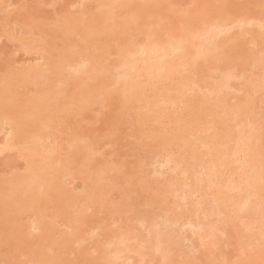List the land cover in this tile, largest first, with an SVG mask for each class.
I'll return each instance as SVG.
<instances>
[{
    "label": "rangeland",
    "instance_id": "rangeland-1",
    "mask_svg": "<svg viewBox=\"0 0 264 264\" xmlns=\"http://www.w3.org/2000/svg\"><path fill=\"white\" fill-rule=\"evenodd\" d=\"M54 1V2H53ZM94 1H96V0H0V87H1V85L3 86H5V87H11L12 88V90H13V88H15V90H17V91H13L15 94H17V98L18 99H14L13 97H12V99H9V97H8V99H3L4 101L5 100H7V101H12V100H15L14 102H13V104H11V106L13 107H17V104L18 105H20L21 103H20V101L21 100H23V101H26V100H28V98H30L31 100L30 101H28V102H30L31 103V101L35 98H37V97H35V95H37L38 93H41V95H39V97H38V99H40V96H41V99H40V102H39V100L38 99H36V100H38V102H36V100H35V103H31V105L29 104V103H27V107H31L32 109H34L35 108V106L34 105H37L36 106V108L37 109H34L36 112H38L39 110H41L42 109V105L44 104V103H46V102H48V100L46 101V99L45 98H50L49 100L50 101H52L53 102V104L57 107V105H56V103H55V100L57 99L56 97H58V100L56 101L58 104H62V103H64V101H65V103L67 102V98L68 97H70V98H72L73 96V98H74V100H77L78 102L80 101V100H78L79 98V96L77 95V92H79V93H81L83 96L85 95V93H88V90L90 89H93L92 91L94 92V89H95V87H96V90L97 89H102L101 88V86L105 83V85H107V87L110 85V83H111V86H109V90H108V88H106V86H105V88H106V90L108 91H105V90H101V91H103V94L102 95H104V93L106 94L107 93V96L112 92V93H116V92H118V90H119V86L118 85H120L121 84V81L123 80V78L125 77L124 76V73L125 74H127L128 72L130 73V74H133L134 73V71L133 72H131V71H128V69H127V66H130V64L129 63H131L130 62V60H132V58L131 57H133V56H135V58H137V57H141L142 58V56H143V54H140L141 52H144V50L146 49H149V48H151L152 46V49L153 50H155L154 52H153V54H155V55H159L158 53H156L159 49H160V47L159 46H165L166 48L168 47L167 45H166V43H172L173 41V37H174V44H172V46H176V44L177 45H179L178 46V48H183V46L182 45H180L179 43H182V42H179L178 40H181L182 39V37L183 36H185V39H186V36L188 35L187 33L189 32V31H187V29L189 28V25H191L194 21L196 22V19H192L193 17L195 18V15H196V17H198V15H200V21H201V23H205V24H203L202 25V27L204 26V28L206 27V32L204 31V30H202L201 28H199L200 27V24H199V22L197 21L195 24H197L196 26H198L196 29L197 30H199V32H201V31H203L205 34H203L202 35V39H204V40H200L199 38H200V36L199 35H201V33H203V32H201L199 35H197L198 36V39H199V42H202V43H200V44H202L201 46H199L200 44H198V40L196 41V44H195V42H190V41H193L194 39H195V37H196V33H199L197 30H195L196 32H195V35H193V33H192V35L194 36V38H193V40H191L190 38H189V41H188V39H187V42H189L190 44L192 43V44H194V45H192L191 44V46L188 44H186L187 46H189V48H191V49H193L192 51H193V54H191V55H193V56H190V51L188 50V48L186 49L189 53H188V57L189 58H192V57H196L198 54H199V56H197V57H202L201 59L203 60V58H207V59H205V60H208L207 61V63L206 64H204L203 63V61H199L200 60V58H198L197 59V62L198 63H196V64H193V65H190V64H192L191 62H188V64H189V66H191V68L192 67H195V68H192V70L187 66V64H186V66L189 68L188 69V71H187V69H186V67L185 66H183V65H185V63H186V61H185V59H183V60H181V61H179V62H176L175 61V63H176V66L178 65V66H180V65H182V67L184 68H180L181 70H183L182 71V73L183 74H181V77H182V75H183V77L185 76V74H186V78H187V80H185V77L183 78V80H185V84H184V82L182 81V78L180 79L183 83V85H185V86H187L188 84H191V83H193V84H195L196 82L198 83H196L195 85H193V88H194V90H193V92L191 91H189L190 89L192 90L193 88L192 87H190L189 86V88L187 87L186 89H184V91H186V92H184L183 91V89H182V87L183 86H181V81H179V80H177V77L175 76L177 73H176V71L177 70H175V72H174V70L172 71L170 68H168L169 69V71H168V69H166L168 72H172L171 74L170 73H168L166 70H164V68H162V67H166L168 64H169V67H172V66H170V65H172V63H170V62H173L172 61V59L171 58H173L174 60L176 59V58H174V57H177L178 55H176V56H174V57H169V58H166V59H163L164 60V62L166 61V62H169V63H167V64H165L164 62H161L162 60H160V63H162V64H159V61H157V62H155V64H156V66L154 65V62H152V63H148L147 65H146V62H145V67H142L143 68V76L142 75H138V74H136V73H134L133 75H134V77L136 78V75H137V78L135 79L134 77H132L133 75H130L131 76V78L133 79V81H131V80H129V73L127 74L128 76V80L131 82V84L132 85H130V82L128 81V83H127V81H125V78H127V77H125L124 78V80L122 81V84L120 85V90L119 91H122L121 93H123V94H119V95H117L118 97L120 96L121 98H124L125 100H127V102L125 101V100H123V99H121V100H123V101H121L120 99H116V98H114V97H117L116 95L114 96V94H110V95H113L112 96V101H114L113 103H115V105L113 104V103H111L110 102V100L108 101V99H107V101L106 100H104V99H102V100H104V101H106L107 103H111V104H113L114 105V107L113 108H111L110 110L108 109V107L107 106H109V105H111L110 103H109V105H107V106H105L106 108H104L102 105H106L105 104V102L104 103H102V104H100L102 101H100V97L101 96H99L97 99H99V101L97 100V99H93V100H91L90 99V96L91 95H86V96H89V99L92 101V103H94V104H89L91 107H89L88 106V104H84V101H86L85 99H84V97H82L83 99H84V101L82 102L83 103V106L84 107H82V112H81V110L79 111L78 109H81V108H77V110L75 109V111H76V114L78 115V113H79V115H80V117L79 116H77L75 113L73 114L75 117H76V119H75V117H73V116H71V115H69V113H67V115H69V116H71L70 118H71V121L69 120V116H66L67 118H68V120L67 119H65V117H64V114H61L60 113V111H59V113L61 114V118H60V114L55 110V108H50V107H52L51 105H50V103L48 104V105H43V107L44 106H50L49 108H47V107H44L45 109H46V111H48L49 113H52L53 115H55V116H57L58 118H56L55 116H53L52 114L50 115V116H45L46 118H44L45 120H48V121H46V123H50V125L51 126H49V124L46 126V123L44 122V120H42L41 122H43V124L42 123H40L39 122V119H40V116H39V114H37V118H31L30 117V115H31V113H33V112H31V113H29V116H27L26 115V112L27 111H29L30 110V107H29V109H27V107H25V112L23 113H21L20 112V110L22 109V111L24 110V107L23 108H21V105L20 106H18L19 108H21L20 110H18L19 111V113H20V117H19V115H18V113H17V115H12L11 116V118H12V123H10V120H8L7 118V122H6V119L4 120V116L6 117V115L5 114H7L8 113V118H9V114H11V113H9L10 111H7V113H1L2 112V110H0L1 112V114L2 115H0V117H2V119H3V122L2 121H0L2 124L1 125H3L2 127H4V128H2L1 126H0V147L2 146V144H5L7 141L6 140H12V142L11 143H14L15 145L17 144L18 146L19 145H21V143H23V141H25V140H28L29 141V139L28 138H30V137H26L25 138V135L24 134H22V133H24L23 131H20V130H17L18 131V135H19V137H17V138H15V139H11V138H9V136L11 135V134H14V135H16L17 133H14V131H16V129H19V128H13V129H15L14 131L13 130H11L10 128H9V126L10 125H14V122L16 121V118L18 117V119L20 118V119H22L23 121H19L18 119H17V121L15 122V123H17L18 121H19V126L17 125V124H15V125H17V127H20V128H22L23 127V129H21V130H24V127L26 126L25 125V121H27V123H29V124H27L28 126H30V122L33 124V126H36L37 127V129L35 128V130L36 131H38V133H40V135H41V138H40V136H39V138H40V140H39V138H37V142H38V140H39V142L41 143H38V144H40L39 145V147L37 146L36 148H32V149H30V151H29V153L28 154H26L27 156L29 155L30 156V154H31V152L33 153L32 155H31V158H30V161H28V166H26L25 165V163H27L26 162V159L29 157H27L26 155L24 156V154L22 153V155H20L21 154V150H22V152H25V151H23V149H25V148H23L22 146V148H21V150H20V153H18L17 151L18 150H16L17 149V147H16V149H14V150H12V151H9L8 149L6 150V152L4 151L3 152V154L1 153V155H0V187H1V184H3V185H5V183H4V181H2L3 179L5 180V182L7 181L5 178H8V176L10 177V178H12V176H13V173H15V175L16 174H19L18 175V177L19 178H21V174H22V177H23V180H25L24 178H26V176H28L27 175V171H28V168L29 169H32V167H34L35 169H40V167L41 166H43L41 163V166H39V161L41 160L42 161V159H44L42 156V154H43V152L45 153V155L47 154L48 155V157H47V162H48V168H47V166H46V170L48 169H50L49 168V163L50 164H52L51 166H56L54 163H52V161H55V159H57V156L59 155L60 157H62L63 159L61 160V158H60V160L61 161H64L65 162V160L66 159H64V158H66L67 156H68V153H69V159L68 160H70L71 159V161L72 162H74V161H76V162H74V164H72V162H70V164L68 163V162H65L64 164L63 163H60V161L57 159L56 161H58V162H56V163H58L57 164V166L55 167V169H56V171L57 172H59V170L58 169H60V167H62L60 170H63L64 169V171L62 172L61 171V173H60V175H62V176H59V173L57 174V173H55V171H54V173L55 174H57V176H59L60 178H58V177H56V175H54V174H52L53 172H52V170H50V174L51 175H53L52 177H51V175H49V174H44V173H42L41 172V174H42V176L44 175L45 177L47 176V175H49V176H47V180H50L49 181V183H53L54 185V189H56V185L58 186V189H56V190H54L53 192L55 193L56 192V194H52L53 196H55V195H57V191H58V196H60V194H62L60 197H63V198H61L62 200H64L65 198H67V200L69 199L70 201L69 202H71V204L73 205L74 203H75V201H77L76 202V204H75V207H74V205L73 206H70V204L69 203H65V202H61L62 200H60V198L58 197V196H55V198L53 197L52 198V201H50V202H48L50 199H51V196L48 194L49 192H51L50 190L51 189H53V186L52 185H48V184H46V182H45V184L44 183H42V186L43 185H45V186H47L48 185V187L49 186H52V188L50 189V188H48V187H46V189L48 188V190H49V192L47 193V194H45L43 197H39V199L40 198H42L41 199V201L39 202L40 203V205L38 204V202H37V206L39 207V209H38V207L37 208H35V211H33L32 209H31V211L30 210H27V211H22L21 213L18 211L17 212V210H16V208L15 207H18V208H20L21 207V205L23 206L24 205V196L25 195H27L26 193H27V190H28V192H31L30 191V187H31V189L33 190V188L35 187H33L32 185L33 184H29L28 186H27V182L28 181H25V183H24V185H23V183H22V185H23V188H22V185L20 184H17L18 185V187H17V185H15V183H14V185L16 186V188L18 189V192L17 193H19L20 191V194H17V195H15V197H14V193L15 192H13V195H12V200L11 201H14V202H17L16 200H18L19 199V196L20 195H22V196H20V197H22V200L21 199H19L20 200V202L18 203V204H21L20 206H17V203H14V206H12V204L10 205L9 203H11V201L8 203V201H7V199L6 200H4V201H7L6 203L4 202V204L3 203H1V204H3V205H1L0 206V211H1V208H4L5 209V204H7L8 206L10 205L11 207L9 208V209H11L12 207H14L15 208V210H13V208H12V212H14V213H11L10 212V214H9V209H8V207L6 206V211H7V215H8V219H7V222L5 223L4 222V218H6L5 216H3V213H6V211L5 210H3V212L1 213V218L3 217V219H0V221L1 220H3L2 222H1V224H0V226H2V227H0L1 229H0V231L2 230V228H3V231H2V233L0 232V264H36V262L37 263H40L41 264V262H44L43 264H60V262L59 261H61V260H63L64 258L63 257H65L66 259H64V261H68V263H66V264H86V263H88V261L90 262V263H92V262H95L97 259V261H101L102 259L105 261V260H107L108 258H110V260L108 259L107 261H109V262H107V263H110L112 260L113 261H115V263H117V264H133L134 262V264H140V262H142L141 260H143V262H142V264L144 263H146V264H149V262H148V260H154V261H150L151 262V264L153 263V262H155V263H153V264H165V261L164 260H166L167 262L166 263H169V264H173V262L174 263H176L175 261H179L182 257H183V259H182V261H184L185 262V264L187 263H189V262H191V261H193V262H191V263H193V264H195L196 262V264H199L200 263V259H201V261H207L208 259L206 258V259H204L205 257H207V256H204L205 254H207L208 255V257H209V259L211 258V260H208L209 261V263L208 264H264V251L263 252H261L262 254H260V252L258 251L259 249H258V247L260 246V248L261 247H263L264 246V239H262V238H260V240H262V243H260V244H258V246L257 245H255L254 243H256L257 241V239H255L254 237H256L257 238V236H258V234L260 233V230H261V234H262V237L264 236V232L262 231L263 230V228H262V223H263V221H264V217H263V215H264V210H263V215H262V212L260 211L261 209H264L263 207H264V201L262 202V196H263V194H264V187H262V186H264V185H262V183H264V173H261V171H263L264 172V162H263V164H262V162L261 161H263L264 160V154H262V152H260V147L259 146H262L263 145V147H261L262 149L261 150H264V141H263V139H264V121L261 123V119L264 117V82H262V81H264V80H262L263 78H261V77H263L264 76V73H261V72H263V71H260V70H263V69H261V67H264V65L263 66H261V64L262 63H264L263 61H264V55L263 56H261V51L264 49V43H263V41H264V38H262L261 37V32L263 31L264 32V27H263V25H264V0L262 1V0H219L220 2L221 1H223V2H221V4L220 5H218V0H198V3H193L192 4V2H194L195 0H164L165 2L167 1L168 2V5L167 6H165V7H167L166 8V10H167V12H169L166 16H165V14H166V12L164 11V10H162L163 8H154V10L155 9H157L158 10V12L160 13V15H159V13H156V15H155V19L153 20V22L152 23H150L151 24V26H153L154 25V23H155V21H156V23H157V25L155 26V27H153V28H156V32L157 33H155V32H153L151 29V32L149 31V33L150 34H148L147 35V33L145 34V33H142V30H141V28H143V29H147L149 26H150V24H149V20H151V18H152V14L154 15V10L152 11V14H150L149 12L150 11H148V13L150 14V16H151V18H149V19H147L146 17H147V15H146V17H144V18H146L148 21H146V22H144L143 20H144V18H142V20L141 19H139L138 21H139V23L137 24V25H135L136 24V22L134 21V20H131V19H133V16L131 17V21L129 20L128 21V18L130 17V14L126 17V15L128 14L126 11L127 10H129L130 12H132V11H135L136 9H138V8H133L132 9V7H134V6H132L133 4H136L137 5V7H139L138 5L141 3V2H143L144 0H136V1H134V2H136V3H134L133 1V3H132V5H130L131 7H128V6H126V4L129 2L130 3V1H123V2H125L124 4V11L123 10H119L120 9V7H122L123 6V2L121 3V2H119L120 4H122V5H120L119 6V3H111V4H108V5H111V6H108V8H107V5H106V7H105V9H104V7H103V9L101 10V12L99 13L98 12V10L100 11V9H101V7L100 6H102V4H104L105 5V3H104V1L105 0H97L96 2H94ZM100 1V2H99ZM139 1V2H138ZM141 1V2H140ZM161 1H163V0H160L159 2H161ZM163 1V2H164ZM170 1V2H169ZM204 1H206L205 2V4H204ZM234 1V2H233ZM99 2V3H98ZM162 2V4H165V2L163 3ZM190 2H191V4H190ZM197 2V1H196ZM207 2H211L210 4V6H215V8H214V10H213V7H212V9H210V10H213V11H210L209 9H207V4H209V3H207ZM213 2H215V3H217L216 5H215V3H213ZM129 3H128V5H129ZM170 3H172V4H170ZM234 3V4H233ZM238 3V4H237ZM118 5V6H116V5ZM131 4V3H130ZM191 6H190V5ZM199 4L200 5H203L202 6V10H201V8L199 7ZM82 5H84V6H82ZM95 5V6H94ZM103 5V6H104ZM135 5V6H136ZM163 5H162V7H164ZM209 6V7H210ZM227 6V7H226ZM232 6V7H231ZM111 7H113V9L111 8ZM197 7H198V9H197ZM232 8V9H230V8ZM238 8V10L240 11H238V10H236V8ZM107 8V9H106ZM110 8H111V10H110ZM117 8V9H116ZM169 8H170V10H171V12L169 11ZM179 8V9H178ZM193 8H195V10L197 9V10H201V11H198L199 12V14H196L197 12H195L193 15H192V12H193ZM200 8V9H199ZM81 9V10H80ZM109 9V10H108ZM165 9V8H164ZM173 9H174V11H173ZM176 9H178V10H176ZM234 9V10H233ZM84 10H86V11H84ZM103 10H104V12H103ZM108 10V11H107ZM119 11V13L121 12V14H119V15H116L118 18H116L115 17V13H114V11ZM192 10V11H191ZM207 10H208V12H207ZM222 10H223V13H222ZM224 10H227V12H230V13H228V14H230L231 15V17L232 16H234L233 14L234 13H239L238 15L237 14H235V16L234 17H232V18H228L227 17V12L225 11L224 12ZM230 10V11H229ZM80 11H81V13H80ZM92 11H97V13H96V15L98 16V13H99V16H98V18L100 17V14L102 13L103 15H104V13H106L103 17H100L99 19H97V17H95L96 15H93L92 14ZM123 11V12H122ZM161 11H162V13H161ZM163 11L165 12V14L163 13ZM174 13H173V12ZM88 12H90L91 13V16L93 15L94 17H91L90 19H93V20H95L94 21V23H93V20H92V22H88V19H87V22H83L84 24H83V26H82V24H81V22L82 21H84L83 19H80V21H79V17L81 16L82 18L84 17V18H87V16H85L84 15V13L85 14H88ZM125 12H126V14H125ZM181 12H183V13H181ZM188 13V14H186V16L187 15H189V16H185L184 14L185 13ZM191 12V13H190ZM210 12H212V14L210 13ZM70 13V15H68ZM77 13V14H76ZM79 13V14H78ZM171 13V14H170ZM207 13H209L211 16H209ZM75 14V15H74ZM95 14V13H94ZM111 14L113 15V16H111ZM118 14V13H117ZM173 14V15H172ZM204 14H207L208 15V17L210 18V19H208V17H207V15L206 16H204L203 17V15ZM242 14H244V17L243 16H241ZM72 15H74V17L76 18L77 17V20L75 21V19H72ZM178 15V16H177ZM224 15H225V17H224ZM230 15H228L229 17H230ZM66 16H68V17H66ZM102 16V15H101ZM110 16H111V18L113 19H111L110 21V23H112V22H114V24H109V25H107L106 24V26H111L112 25V27H110V29L111 28H113L114 30H116V29H118V30H120V31H118L119 32V35H121L122 33H125V34H127V35H129L130 34V36L128 37H126V35L125 34H122V37L121 38H123L122 39V41L126 38V39H128L129 40V42H128V40H124V42H122L121 41V39L120 38H116V37H118V32L117 31H115V32H117L116 34L117 35H115L114 37H115V40H116V42L114 41V40H112L111 41V39H113L112 38V35H114L115 34V32H113L112 30H110V29H108L107 27L106 28H104V25H98L97 26V24H99V23H101V21H104L105 19H106V21H104L105 23L107 22V21H109V18H110ZM125 16V18H122V17H124ZM156 16L158 17H161V16H164V17H162V19L160 18V19H157L156 18ZM171 16V17H170ZM239 16H241V17H243V18H237V17H239ZM65 17H66V19H65ZM175 17H177V18H175ZM207 17V19L205 20V21H203V20H201L202 18H206ZM218 17H220V19H218ZM224 18V19H221V18ZM71 18V20H69ZM167 18V19H166ZM181 18H184L185 19V21H183V20H181ZM215 18H217V20L218 21H220V22H222L223 23V21H225L226 19L228 20V21H230L229 23H228V21L226 22L225 21V23L227 24V27H226V24L225 23H223V24H225V25H223L222 23H220L219 22V25H222L223 26V29H221L222 28V26H221V28H220V30H218V29H216L217 28V24L218 23H216L217 21H216V19ZM249 19L248 21L246 20V22H250V20H252L251 18H253L254 20L253 21H251V23L249 24V25H245V26H247L248 27V29H247V27H243L242 28V26H241V28L242 29H240V28H238L237 27V24L236 23H238L239 21H242L243 22V19ZM115 19V20H114ZM121 19H122V21H121ZM166 19V20H165ZM171 19V20H170ZM174 19V20H173ZM189 19H191V20H189ZM231 19H236V21L237 22H233L234 24H232V21H231ZM255 19H257V20H255ZM60 20V21H59ZM61 20H63L62 21V23H61V25H60V27L57 25V23L59 22H61ZM97 20H99L98 21V23L96 22ZM159 20V21H158ZM168 20V21H167ZM173 20V21H172ZM198 20V19H197ZM221 20H223V21H221ZM259 20H261V21H259ZM73 21V22H72ZM75 21V22H74ZM86 21V20H85ZM91 21V20H90ZM127 21L129 22V23H127ZM132 21L134 22V24L132 25L131 23H132ZM141 21V22H140ZM158 21V22H157ZM181 21H183V23H181ZM203 21V22H202ZM64 22V23H63ZM73 23V24H77L78 25V23L80 22V28H81V26H82V28L84 27V25H85V27H84V29L82 30V31H84V30H86V27H87V29H89L90 28V30L92 31V29H91V27H89L90 25H96V28L94 27L93 29H94V31H88V30H86L85 32L87 33H84V32H81L80 34H84V35H86V36H92V38L90 39V40H94V41H85L84 39H83V37H82V39H83V42H81L82 44H83V46H84V44H85V42H86V44H87V42H89V44H88V46H92V44H90V42H92V43H96L95 42V40L97 41V46L99 47V45L98 44H101L102 42H104V41H107L106 43H109V45H108V47L107 48H105V44H103L102 43V46H100L99 48H97V46L95 45V44H93V46L91 47V48H89V47H87L86 45V47L88 48V51H89V49H91V51H95V50H93V49H95L96 48V51H95V55H93L92 54V56H94V58L96 57H99V55L101 56H104V57H100L101 59H99L98 58V60L100 61V62H97V60L95 59V60H92L91 62H90V64L88 65V59L90 58V57H88V56H90V54H91V51H89V53L87 54V55H85L86 53H85V50L84 49H86V47L85 48H83V46L81 47V49H80V45H82L79 41H82V39L81 40H79V38H81V35L77 38V36H76V39H71L76 33L75 32H77V34L76 35H78L79 33H78V31H79V29L80 28H78L79 26H77L76 25V28H78V29H75L72 25V27L75 29H73V28H70L69 29V31H67L66 30V28H68V26L70 25V23ZM78 22V23H77ZM96 22V23H95ZM123 22V24H119V23H122ZM144 22V23H143ZM148 22V23H147ZM169 22L170 23H172V24H169ZM178 22V23H177ZM189 22H191L190 24H189ZM215 22V23H214ZM253 22V23H252ZM55 23V24H54ZM90 23V24H89ZM109 23V22H108ZM124 23H125V25H127L128 24V27H126L125 25H124ZM147 23V24H146ZM166 23V24H165ZM179 23H181L182 25V27H181V29L182 30H184L185 32H186V34L184 35L183 34V36H181L180 38L181 39H178V40H176L175 39V37L177 38V36L178 35H175V34H173L172 35V33L170 34V32L171 31H173V33H174V30H176L177 29V31H175L177 34H179V36L183 33V32H181V30H179L178 28H179V25H177V24H179ZM241 23V22H240ZM240 23H238L239 25H240ZM243 23H245V22H243ZM255 23V24H254ZM261 23V24H260ZM24 24V25H23ZM68 26H67V25ZM89 24V25H88ZM102 24V23H101ZM117 24H119L118 26H125V28L126 29H129V30H124V28L122 27H120V28H115L114 27V25H117ZM169 24V25H168ZM174 24H176L177 25V27L178 28H176V25H174ZM199 24V25H198ZM213 25L212 27H209V25ZM228 24H229V26H228ZM231 24V25H230ZM252 24V25H251ZM259 24L263 27H259ZM263 24V25H262ZM27 25V26H26ZM67 26V27H64V26ZM130 25V26H129ZM167 25V26H166ZM193 25V24H192ZM218 25V27H220ZM234 25H236V27L235 28H233L234 27ZM253 25L254 26H256V27H253ZM57 26L59 27V28H57ZM75 26V25H74ZM101 26H103V27H101ZM139 26H141V27H139ZM151 26L149 27V28H151ZM243 26H244V24H243ZM57 28V29H55L56 31V33H54L53 34V32H54V28ZM89 27V28H88ZM98 27L100 28L99 30L101 31V29H103L102 30V32L104 33V32H106V34L104 33H102L101 32V34H103L102 35V37L104 36V35H106V36H104L103 37V39L101 38L100 39V35H99V33H98V35L100 36H95L94 34H97V32H98V30L96 31L95 29H98ZM132 27V28H131ZM146 27V28H145ZM170 27H172V28H170ZM250 27V28H249ZM253 27V28H252ZM61 28H63V30H62V34H64L63 36L65 37V38H67L66 39V41L68 42V43H66V44H63L62 46H61V44H59L60 42H65V40L64 41H62L63 39L62 38H64L63 36L61 37V33H59V30H61ZM131 28V29H130ZM148 28V29H149ZM185 28V29H184ZM191 28V27H190ZM210 28V30H208ZM231 28V29H230ZM238 28V29H237ZM252 28V29H251ZM3 29V30H2ZM136 29V30H135ZM193 29H195V28H193ZM192 28H191V30H193ZM216 29V30H215ZM226 29V30H225ZM240 29V30H239ZM246 29V30H245ZM250 29V30H249ZM5 30V31H4ZM75 31L73 34H71L70 36L68 35V34H70V33H72L71 31ZM81 30V29H80ZM108 30H110V31H112V34L111 35H109L108 36V33L110 34L111 32L109 31V32H107ZM130 30H131V33H130ZM132 30H133V32H135V33H133L132 32ZM141 30V31H140ZM222 31V32H220V33H218V31ZM231 30V31H230ZM242 30H244V31H242ZM251 30H252V32H251ZM65 31V32H64ZM96 31V32H95ZM148 31V30H147ZM194 31V30H193ZM216 31V32H215ZM229 31V32H228ZM239 31V32H238ZM245 31H247V33L245 32ZM254 31H257V32H255L256 34L255 35H257V37L255 36V35H251V33L252 34H254ZM261 31V32H260ZM4 32V33H3ZM50 32V33H49ZM67 32V33H66ZM93 32H95V33H93ZM120 32H121V34H120ZM141 32V33H140ZM164 32V33H163ZM192 31H190L189 32V34L191 33ZM66 33V34H65ZM89 33V34H88ZM91 33H92V35H91ZM136 33H138L137 35H135ZM154 33H155V35H154ZM164 34V35H161V36H163V37H158V35H160V34ZM249 33H250V35H249ZM258 33V34H257ZM10 34V35H9ZM50 34V35H49ZM53 34V35H52ZM56 34V35H55ZM60 34V37H61V39H60V41L59 40H57L58 38H59V35ZM145 34V35H144ZM151 34H152V36H151ZM171 35L170 36V38L169 39H171V41L172 42H170V40H168V39H166L167 37H168V35ZM210 34V35H209ZM214 34L216 35L217 34V36H214ZM224 34V35H223ZM237 34H239V36L241 35V36H243V37H241L242 39H247V41H246V39L244 40L245 41V43H241V42H244L242 39H239L238 38V36H237ZM243 34V35H242ZM246 34H247V36H246ZM260 34V35H259ZM56 37H55V36ZM65 35H67V37L65 36ZM124 35V36H123ZM150 36L149 38L147 37V36ZM154 35V36H153ZM204 35H206L205 37H204ZM229 35V36H228ZM233 35H235L238 39H237V41H236V38L235 37H232ZM259 35V36H258ZM262 35H264V33L262 34ZM48 36V37H47ZM85 36V37H86ZM144 36H146L147 37V39H149L147 42L145 41V39H146V37L144 38ZM156 36V37H155ZM223 36V37H222ZM225 36V37H224ZM226 36H228V37H226ZM250 38H249V37ZM252 36V37H251ZM254 36V37H253ZM8 37V38H7ZM46 37L47 38H54V39H52V41H50L51 40V38L48 40V44L51 42V44H49V45H51L52 47L55 45V43L59 46H55V50H53L52 51V53H48L50 50H51V46L49 47V49L50 50H44L45 52H43L44 53V55L42 56V52H41V57L40 56H38V55H40V50H41V48H39L38 50H34V49H36V47L37 46H35V44L37 45V44H39V43H37V41L39 40L40 41V43L42 44H44V41L42 42V40L44 39H46ZM108 37H111V39L110 40H108L107 38ZM120 37V36H119ZM134 39H133V38ZM155 37V39H154V41H153V38ZM172 37V38H171ZM191 37V36H190ZM212 37H215V39L214 38H212V39H214V40H212L211 38ZM220 37H221V39H220ZM258 37H260V38H258ZM94 38V39H93ZM184 38V37H183ZM192 38V37H191ZM210 38V39H209ZM227 38V39H226ZM229 38H230V40H229ZM232 38H234V39H232ZM257 38V39H256ZM262 38V39H261ZM33 39V40H32ZM78 39V40H77ZM120 39V40H119ZM162 40V42H161V40ZM167 41H166V40ZM196 39H197V37H196ZM232 39V40H231ZM261 39V42L259 41V40ZM47 40V39H46ZM70 40V41H69ZM71 40H73V41H75V40H77V42H76V44H78V42H79V46H76V44L75 43H72V41ZM132 40H134V41H132ZM212 40V41H211ZM216 40H219V42H220V40H221V42H220V44L219 45H221V43L223 44V45H221L222 46V48L220 49V51L221 50H223V52L222 53H228V52H230V53H228L227 55H229L230 56V54H231V58H230V60H229V58H226L225 60L223 59V60H221V59H215V57H216V51H214V50H216V48H217V43L215 42ZM256 40V41H255ZM30 41H32V44H31V42ZM38 41V42H39ZM50 41V42H49ZM98 41H101V43H98ZM118 41H119V43H118ZM131 41V42H130ZM142 41V42H141ZM145 41V42H144ZM184 41V40H183ZM208 41V42H207ZM225 41H226V43H225ZM239 41V42H238ZM25 42V43H24ZM179 42V43H178ZM185 42H186V40L183 42L184 43V48H186L185 46ZM212 42H214V44H211ZM236 42V43H235ZM249 42H251V43H249ZM254 42H255V45H254ZM22 43V44H21ZM24 43V44H23ZM28 43V44H27ZM35 43V44H34ZM47 43V42H46ZM54 43V45H52ZM121 43H124V44H121ZM127 43H129V44H127ZM134 43V44H133ZM145 43H146V46L148 47V48H144L145 47ZM162 43V44H161ZM216 43V44H215ZM229 43V44H228ZM250 44V46H248L249 44ZM262 45H261V44ZM27 45L28 46V48L30 49V50H33V51H27L26 49H27V47L25 48L24 47V45ZM42 44V45H43ZM45 45L44 44V46L46 47L47 46V48L46 49H48V46L49 45ZM71 44V45H70ZM73 44V45H72ZM75 44V45H74ZM116 44H118V45H116ZM125 44H127V45H125ZM133 44V45H132ZM136 44V45H135ZM138 44V45H137ZM142 44H143V46H142ZM155 44V45H154ZM160 44V45H159ZM170 44H168V45H170ZM209 44V45H208ZM234 44L236 45L235 46V49H236V51L234 50V48L233 49H231V47H234ZM239 44V45H238ZM242 46H241V45ZM257 44V45H256ZM23 45V46H22ZM69 45V46H68ZM106 45V46H107ZM120 45H123V49H124V51H120V48H121V50H122V47H120ZM135 45V46H134ZM149 45V46H148ZM196 45H198V46H196ZM214 45H216L215 46V49H214ZM218 45V46H219ZM230 45H231V47H230ZM251 45H254L255 46V48H250V47H252ZM39 46V45H38ZM68 46V50H65V49H67L66 47ZM71 46H73V48H74V46H76L74 49H72L71 50ZM127 46V47H126ZM133 48H132V47ZM138 46H139V48H140V50H139V48H138ZM155 46V47H154ZM171 45H170V47H172ZM182 46V47H181ZM193 46H195V47H193ZM211 46V47H210ZM213 46V47H212ZM253 46V47H254ZM24 47V48H23ZM33 49H32V48ZM79 47V48H78ZM94 47V48H93ZM114 47H115V49H114ZM156 47H158L159 49H155ZM177 47V46H176ZM202 47H204V48H202ZM22 48H23V50H22ZM38 48V47H37ZM61 48V49H60ZM101 48H103V51L102 52H100L99 53V50L98 49H100L101 50ZM130 48H131V51H130ZM137 48V49H136ZM178 48H176V49H178ZM198 48H200V49H198ZM207 48H208V50H207ZM249 48H250V54H252V56L254 55V58L253 57H251V59H250V61L248 60V57L250 56H248V57H246V55H244V57H241L242 56V54H244V53H246L245 51L248 49L249 50ZM259 48V51L257 50ZM262 48V49H261ZM43 49V48H42ZM45 49V48H44ZM60 49V50H59ZM75 49H77V51L79 50V51H81V52H78L77 54H76V52L74 53L73 51H75ZM83 49V50H82ZM105 49V50H104ZM135 49V50H134ZM143 49V50H142ZM197 49V50H196ZM201 49H203L204 51H201ZM210 49V50H209ZM227 49H230V50H227ZM27 52H26V51ZM57 50V51H56ZM98 50V51H97ZM126 50L127 51H130L131 53H132V55H131V53L130 54H126ZM137 50V51H136ZM194 50H195V53H196V55L194 56ZM227 50V51H226ZM256 50H257V52H256ZM261 50V51H260ZM36 51H38L39 53L37 54L36 53ZM41 51H43V50H41ZM59 51H60V53L61 54H63V56H64V51L65 52H67V53H69V52H73L74 54H76V55H80L81 53H85L84 54V56L82 55V57H83V59H84V57L85 58H87V59H82V57L80 56V57H77L76 55L74 56L75 57V59L73 60L72 58L73 57H70V55H66L65 54V58L64 57H62V56H60L59 55ZM86 51H87V49H86ZM119 51V52H118ZM140 51V53H138ZM186 51V52H187ZM191 51V52H192ZM197 51H198V53H197ZM199 51H201V53L203 54V56H202V54L201 53H199ZM207 51H211L210 52V56L209 55H207ZM218 52H219V50H217ZM231 51H233V52H231ZM235 51V52H234ZM31 52H33L32 54H31ZM51 52V51H50ZM55 52V53H54ZM71 52V53H72ZM108 53V54H106V53ZM118 52V53H117ZM135 52V53H134ZM137 52V53H136ZM146 52V51H145ZM186 52H182V54H186ZM212 52L214 53L213 54V56H211L212 55ZM239 52V53H238ZM244 52V53H243ZM248 53H249V51H247ZM254 54H253V53ZM258 52H260V53H258ZM263 52V51H262ZM47 53H48V55H47ZM57 53V55H55ZM72 53V54H73ZM93 53V52H92ZM96 53H98V54H96ZM117 53V54H116ZM264 53V52H263ZM34 54V55H33ZM104 54V55H103ZM107 56H106V55ZM115 54H116V56H115ZM123 56H122V55ZM126 54V55H125ZM135 54H137L138 56L136 57V55ZM226 54H224L225 56H226ZM240 54H241V56H240ZM258 54L260 55V56H258ZM52 55H55V57L54 56H52ZM96 55H98V56H96ZM110 55V56H109ZM117 55L120 57V58H124L123 60H124V62L126 61L127 62V58H129V65L127 64V63H124V65H123V67L122 66H120V65H122V59H119V60H117L116 62L114 61V58H117ZM128 55V56H127ZM140 55V56H139ZM145 55V54H144ZM180 55V54H179ZM209 57H207V56ZM218 55H220V52H219V54ZM224 55H221V57L220 58H225L224 57ZM46 56H48V58L50 57V56H52V57H54V58H52V57H50L49 59H50V61H51V63H52V60L54 61H57L56 63L54 62L53 63V65H55V64H58L59 65V67H58V65L56 66V68H55V66H52V68H53V70L52 69H50V71L48 72L47 70H48V65L49 64H51V63H48V62H50L49 61V59H46L45 60V58H43V57H46ZM69 56V57H68ZM124 56H126L127 58H125ZM183 56V55H182ZM186 56H187V54H186ZM237 56H240V58L243 60V61H241V59L239 58V59H237V60H235L234 61V59L237 57ZM256 56H258V58H256L255 59V57ZM40 57V58H39ZM57 57H59V59H57ZM145 56H143V58H144ZM156 57H158V56H156ZM180 57V56H179ZM212 57L214 58L213 60H212ZM218 57V56H217ZM228 57V56H227ZM247 58L246 60L245 59H243V58ZM47 58V57H46ZM52 58V59H51ZM61 58V59H60ZM82 59L81 61H79L78 59ZM93 58V59H94ZM131 58V59H130ZM134 58V59H135ZM141 58L139 59V58H137L136 60L139 62V64L137 63V61L135 60H133L134 61V63L136 64L137 63V65L139 66L140 65V61H141ZM142 58V59H143ZM263 58V59H262ZM57 59V60H56ZM65 59L66 60H69V59H72V61H73V64H69L70 62H71V60L70 61H68V62H66L65 64H64V61H65ZM105 59V60H104ZM118 59V58H117ZM169 59V61H167ZM171 59V60H170ZM252 59H254V60H252ZM261 59V60H260ZM42 60H43V62H42ZM45 60V61H44ZM60 60V61H59ZM78 60V62H76ZM91 60V59H90ZM178 60H179V58H178ZM190 60H193V59H190ZM189 60V61H190ZM195 60H196V58H195ZM218 61V63H217V67L216 68H214V69H216L215 71H214V69H212V71H214V72H212V74H209V73H211V69H208V71H207V68H205L206 66L205 65H208V63H210L211 64V62L213 63L214 61ZM229 60V61H228ZM232 60H233V63H231V64H229L230 62H232ZM245 60V61H244ZM257 60H260V61H257ZM62 61H63V63H62ZM104 61H106L105 63H104ZM108 61V62H107ZM122 61V62H121ZM155 61V60H154ZM188 61V60H187ZM224 61V62H223ZM226 61H228V62H226ZM240 61V62H239ZM256 61L257 62H261V63H256ZM76 62V63H75ZM81 62V63H80ZM101 62H103L104 64H102L103 66H105V67H103V66H101ZM121 62V64H119ZM181 62V63H180ZM193 62V61H192ZM200 62V63H199ZM225 63V64H221V63ZM236 62H239V63H242V62H244L245 64L243 65V67H238V66H234V65H237V63ZM246 62H248V63H246ZM38 63L40 64V65H38ZM46 63H48V65H46ZM72 63V62H71ZM80 63V64H79ZM86 63V64H85ZM93 63H95V64H93ZM98 63H100V65H98ZM134 63H132V64H134ZM143 63V62H142ZM158 63V64H157ZM174 63V64H175ZM255 64L256 63V65L255 66H252L251 64ZM34 64H36V65H34ZM66 65V64H69V65H66L67 67H65V69L66 68H68V70H69V68L72 66V68H70V71L68 72V71H66V70H61L62 68L60 67L61 65ZM108 64V65H107ZM118 64H119V67H121V68H124L125 69V67H126V70L128 71V72H124L125 70L123 69V71H121L122 69H120V70H118L119 68L118 67H116V66H118ZM154 65V67H153V65ZM163 64H165V66H162ZM197 64H199V66L202 64L203 66L200 68V67H197ZM209 64V65H210ZM215 64H216V62H215ZM221 64V65H220ZM227 64H229L228 66H227ZM31 65V66H30ZM74 65H79V66H75V67H73ZM81 65V66H80ZM97 65L100 67V68H97ZM112 65H114V66H112ZM209 65H208V67H209ZM239 65V64H238ZM44 66V67H43ZM50 66V65H49ZM91 66V67H90ZM107 66H108V69H107ZM110 66V67H109ZM140 66H143V65H140ZM139 66V67H140ZM162 66V67H161ZM175 65H174V67L175 68H177ZM249 67V68H247V67ZM260 66V67H259ZM28 67V69H26L25 71H27V73H24V74H20V73H23V72H25L24 71V69L23 68H27ZM58 67V68H57ZM63 67V66H62ZM83 67H84V69H83ZM88 68V70L90 71V69H95V71L97 70V72H93L92 70L90 71V72H93L94 73V75H98V72H99V79H97L96 80V78L95 77H91L90 78V76L92 75L93 76V73L91 74V73H89V72H87L88 70H87V68ZM89 67H90V69H89ZM112 67V68H111ZM161 67V70L159 69ZM197 67V68H196ZM204 67V68H203ZM244 67H246V69L244 68ZM252 67V68H251ZM44 68V69H43ZM50 68H51V66H50ZM78 68H80V69H78ZM82 68V69H81ZM130 68V67H129ZM152 68V70L150 71V69ZM209 68H211V67H209ZM253 68H257V69H253ZM23 69V72H21L20 70H22ZM30 69L32 70H34V72L36 73V75H34V73L31 71L30 72ZM36 69H38L37 71L38 72H40L41 74H38V72L36 71ZM40 69H42V70H40ZM47 69V70H46ZM56 69H58V70H56ZM101 69L103 70L102 71V73H101ZM111 69V70H110ZM159 69V72H157L156 73V71L155 70H158ZM197 70V71H194V70ZM40 70V71H39ZM60 70L61 71H63V73H66V75L64 74V76H67V77H73V75H75L74 76V79H75V81L73 80V83L71 82V81H68L69 79L71 80L72 79V77L70 78H68V80H66L67 79V77H63V75L60 73ZM76 70H78V72H82V75H81V73H78V74H76L77 73V71ZM84 70V71H83ZM87 70V71H86ZM113 70V71H112ZM130 70V69H129ZM142 70V69H141ZM150 72H149V71ZM171 70V71H170ZM180 70V71H181ZM186 70V71H185ZM201 70V71H200ZM241 70V71H240ZM244 70V71H243ZM259 70V71H258ZM54 71H56V72H54ZM72 71H74L75 72V74H74V72H72ZM121 71V72H120ZM148 71V72H147ZM162 71H164L165 73H168V75H166L165 74V76H166V78H167V80L166 79H164V72L163 73H161ZM179 71V70H178ZM202 71H204V72H202ZM243 71V72H242ZM253 71H255V73L253 72ZM256 71H257V74H256ZM18 72H20V73H18ZM28 72H30V73H28ZM50 72L52 73V74H50ZM67 72H68V74H67ZM72 72V73H71ZM112 72H114V73H112ZM147 72V73H146ZM153 72H155L156 74H153V75H157L158 77H156L158 80H163V81H160L162 84H163V82H165L166 81V83H167V85L165 84V86H171V84L173 83V81H172V83L170 82V83H168L169 81H171V80H174V78H172L173 76H175L176 78H175V80H174V84H172L173 85V87L174 88H176L177 89V91L178 92H175V90L176 89H174L173 90V87H172V90L170 91L169 90V88H168V90L167 89H163L162 90V92L160 91V89H162L163 88V85H159L160 86V88H158L156 85L159 83V81L156 79L155 80V77L153 78L152 77V79L151 78H149L150 76H152V75H149L148 73H153ZM173 72H174V75L173 76H171L172 74H173ZM187 72V73H186ZM232 72V73H231ZM260 72V73H259ZM16 73V74H15ZM46 73H49V74H46ZM107 73V74H106ZM111 73V74H110ZM123 75H122V74ZM145 73V74H144ZM230 74V75H228V74ZM255 74V76H253L254 74ZM259 73V74H258ZM14 74V77H16V75L18 76V78H16V79H14L13 80V82H11V80L14 78V77H11V75H13ZM22 75L23 77V80H22V78H21V76L20 75ZM31 74V75H30ZM38 74V75H37ZM118 74L120 75V77H122V76H124L122 79L121 78H119L118 77ZM163 74V79H160V76ZM192 74V75H191ZM203 74V75H202ZM233 74H235V75H233ZM252 74V76H250ZM32 75H34V76H32ZM49 75V76H48ZM61 76L62 75V77H60L62 80H63V82H58V81H56V76ZM76 75L77 76H79L78 78L81 80L80 82H76V80H77V78H75L76 77ZM122 75V76H121ZM148 75V77H147V81L145 80V78H146V76ZM256 75H257V77H256ZM262 75V76H261ZM24 76H26V77H24ZM37 76H40L42 79H40V77L39 78H37ZM45 76V77H44ZM80 76L82 77V78H80ZM84 76V77H83ZM87 76H89V79H91V81L90 80H88V81H90V82H88L87 81V79H88V77ZM113 76H116V77H113ZM140 76H142V77H140ZM178 76V78H179V76L180 75H177ZM192 76H193V78H192ZM224 76H229L228 77V80L227 79H225V78H227V77H225L224 78ZM238 76L239 77H244V79H243V77L242 78H239V79H237L238 78ZM250 76V77H249ZM259 76H261V77H259ZM12 78V79H10V78ZM30 77H33V78H35L34 80H32V81H30V82H28V80H30V79H28L27 80V78H30ZM86 77V78H85ZM110 77V78H109ZM168 77H171V78H168ZM259 77V78H258ZM9 78V80L7 81V79ZM20 78V79H19ZM64 78V79H63ZM103 78V79H102ZM114 78V79H113ZM117 78H119V79H117ZM139 78H141V80H139ZM162 78V77H161ZM209 78V79H208ZM211 78V79H210ZM214 78V79H213ZM230 78H232V79H230ZM245 78H247V79H245ZM251 78H252V80H251ZM261 78V79H260ZM6 79V81H5V84H4V80ZM53 79V80H52ZM59 79V78H58ZM57 79V80H58ZM60 79V80H61ZM82 79H84L85 81H82ZM109 79V80H108ZM121 79V80H120ZM150 79V80H149ZM168 79H170L169 81H168ZM190 79V80H189ZM204 79H207V80H204ZM233 79H235V80H233ZM254 79V80H253ZM19 80H22V81H20L19 83H22V82H24V84L22 83V84H17V81H19ZM50 80V81H49ZM59 80V81H60ZM61 80V81H62ZM93 80H96V82L94 81L93 82ZM106 80V81H105ZM115 80H117V81H119L118 82V84H116L117 82L115 81ZM134 80H135V82H134ZM137 80H139L140 82H137ZM145 80V81H144ZM179 82V84H178V82ZM193 82H192V81ZM195 80V81H194ZM200 80V82H198ZM202 80H203V82H202ZM209 80V82H210V84H205L204 82H207ZM227 80V82H225ZM246 80V81H245ZM247 80H250L251 82H249V83H246L247 82ZM256 80V81H255ZM260 80H262L261 81V83L259 82ZM16 81V82H15ZM51 81H53L52 83H50ZM56 81V82H55ZM68 81V82H67ZM108 81V82H107ZM114 81V84H115V86H114V84H113V87H112V82ZM127 83H125V82ZM151 81H154L155 83L153 84V82H152V84H151ZM6 82H11V85H12V83H16L15 85H17V87L13 84V86L14 87H12L11 85L10 86H6ZM27 82V83H26ZM41 83V84H39V83ZM44 82V83H43ZM56 83L57 85H56V87L55 86H51V85H54L53 83ZM66 82V83H65ZM69 82L71 83V84H73V86L70 84L69 85ZM81 82L83 83V82H85L84 83V85H86V87H87V89H86V87H83L84 85L83 84H81ZM92 82V85L90 86V83ZM102 82H104V83H102ZM150 83V85L148 86V87H145V86H147L149 83ZM208 82V83H209ZM225 84H224V83ZM260 83V84H258L257 86H255V84L256 83ZM35 83H37V84H35ZM61 83L62 84H64V85H61ZM98 83V84H97ZM100 83H101V85H100ZM123 83H125V84H123ZM137 85H136V84ZM143 83H147L144 87H145V89L146 90H144V88H143V86H141V84H143ZM160 83V84H161ZM200 83V84H199ZM251 83H253V84H251ZM77 84H81V86L78 88V86H76ZM97 84V85H96ZM135 84V88H134V90H133V85ZM179 85V87L177 86V85ZM203 84H205V85H203ZM214 84V85H213ZM249 84H251L250 86H249V88L247 87ZM263 84V86L261 87V85ZM8 85V84H7ZM18 85H19V87H18ZM22 85V86H21ZM36 85V86H35ZM43 85V86H42ZM49 85V86H48ZM66 85H67V88H69V90L68 91H66L65 90V88H66ZM68 85H69V87H68ZM99 85H100V88H99ZM122 85H126V86H122ZM155 85V86H154ZM210 85H212L211 87H210ZM44 86H46V87H44ZM70 86L73 88V90H74V87L75 88H77L79 91H76V89H75V92H76V95H74L75 93L74 92H72L73 93V95H72V93H71V90H72V88H71V90H70ZM97 86H98V88H97ZM116 86H118V87H116ZM121 86L122 87H124V89L126 90V88H129L130 86V91H126L125 92V90H122L123 88H121ZM141 87V91L138 89V88H140ZM165 86H164V88H165ZM168 86V87H169ZM194 86H196V87H198V88H196V87H194ZM204 86V87H203ZM209 86V87H208ZM216 86L218 87V88H216ZM230 86V87H229ZM233 86V87H232ZM240 86H241V91H240ZM246 86V87H245ZM253 86H255V87H257V89L254 87L253 88ZM4 87V88H5ZM27 89H26V88ZM54 87V88H53ZM59 87V88H58ZM60 87L62 88V87H64L62 90H64L63 92H60L61 90H60ZM90 87V88H89ZM103 88H104V85L102 86ZM155 87H157L156 89H155ZM221 88V90H220V88ZM22 88V89H21ZM25 88V89H24ZM50 88H53V89H51V90H53V92L50 90ZM84 88H85V90H84ZM112 90H111V89ZM116 88V89H115ZM167 88V87H166ZM215 88H216V90L217 89H219V90H217L216 92H215ZM230 90H229V89ZM260 88H263V89H261V90H263L262 92H261V90H260ZM6 89H8V88H6ZM31 89V90H30ZM34 89V90H33ZM44 89V90H43ZM49 89V90H48ZM55 89V90H54ZM178 89H182V90H178ZM188 89V90H187ZM196 89V90H195ZM214 89V90H213ZM243 89H244V91H243ZM253 91L252 93H251V90ZM255 89V90H254ZM9 90H11V89H8L6 92H3V95H4V93H6V94H12V93H10V91ZM23 92H22V91ZM26 90V91H25ZM35 90H36V93L34 94V92H35ZM57 90L59 91V93L57 92ZM90 90H89V92H90ZM131 90H133V92L131 91ZM147 90H149V91H147ZM154 91L153 92V96L151 95L150 97H149V100H148V94H152V91ZM200 90H202V91H200ZM2 89L0 90V95H2L1 93H2ZM4 91H5V89H4ZM56 91V92H55ZM65 91H66V94H65V96H63V93H65ZM81 91V92H80ZM98 91H100V90H98ZM97 91V92H98ZM109 91H111V92H109ZM138 91V95L136 96V95H134V97H133V94H135L136 92ZM157 91L158 92H161V94H159L158 95V97L160 98H158L159 99V103L162 101L161 100V97H164L165 95L167 96L168 95V93L170 94V92H171V94L170 95H172V93H174V95L176 96V95H179L180 94V92H181V96L179 95L178 96V98L176 97V99L174 100L172 97H171V99H173L176 103H177V101L179 100V98L181 99L180 101H182V102H179L178 101V105L177 106H175L176 105V103H175V105L173 104V101H170V105L172 104V107H169V104H164L163 103V101H162V107H163V110L162 109H160L159 111H158V108L155 110V108H153V107H155L156 105H158V104H156V101L158 102V100H155L154 99V97H155V94L157 93ZM170 91V92H169ZM172 91H174V92H172ZM205 91V92H204ZM249 91V92H248ZM17 92V93H16ZM20 92L22 93V94H20ZM30 94H29V93ZM33 92V93H32ZM43 92V93H42ZM44 92L46 93V95L44 94ZM48 92H49V94H48ZM54 92L55 93H57L60 97H62V98H65V99H63L62 100V102H61V99L62 98H60L59 96H57L56 95V97H55V94H54ZM85 92V93H84ZM151 92V93H150ZM168 92V93H167ZM183 92V93H182ZM203 92V93H202ZM228 94H226V93ZM245 92H247V96H246V93ZM78 93V94H79ZM91 93V92H90ZM131 93V94H130ZM146 93V94H145ZM155 93V94H154ZM176 93V94H175ZM194 93V94H193ZM212 93V94H211ZM245 93V94H244ZM262 95H261V94ZM19 94L20 95H22V96H19ZM29 94V95H28ZM92 94V93H91ZM99 94V93H98ZM101 94V93H100ZM99 94V95H100ZM117 94V93H116ZM193 94V95H192ZM202 94V95H201ZM251 94V95H250ZM28 95V97H27V99H26V96ZM31 95H33V96H31ZM42 95H45V96H43V98H42ZM54 95V96H53ZM72 95V96H71ZM94 95V94H93ZM97 95V94H96ZM95 95V96H96ZM109 95V96H110ZM130 96V98L131 97H133V98H135V96H136V99H134V100H140V99H143L144 97V99L143 100H145V101H147V102H144V101H140V102H144V103H141L140 104V102L139 103H136V107H134V109L136 110L137 109V111H134V109L132 108V106H133V103L134 102H132V101H134L132 98L130 99L129 97V99L130 100H132V101H130L128 98L126 99V97L127 96ZM147 95V96H146ZM164 95V96H163ZM191 95V96H190ZM225 96V97H223L222 98V96ZM259 95V96H258ZM6 96V95H5ZM8 96V95H7ZM6 96V97H7ZM54 97V98H52V97ZM85 96V97H86ZM107 96H104V98L106 99V97ZM108 96V98L110 99L111 98V96L109 97ZM143 96V97H142ZM157 96V95H156ZM174 96V97H175ZM190 96V97H189ZM208 98H207V97ZM257 96H258V98H257ZM23 99H22V98ZM67 97V98H66ZM103 97V96H102ZM140 97V98H139ZM170 97V96H169ZM168 96L167 97H164V98H166L167 100H168V98H169ZM191 97H193V99H196V98H198L197 100H203L204 101V99H205V101L207 100V102L209 101V99L210 100H212L213 98L212 97H214V100L213 101H210L211 102V104L210 103H208V104H210V105H212L213 103H214V101L217 99V101H215V102H217V103H215V104H217L216 106H215V104H214V106H209V108L208 109H211V110H213L214 109V114H215V118H214V115H213V118H211L212 116H210V115H207V117H205L204 115H206V113L205 112H209L210 113V111L207 109V111H204V113L203 114H201V115H203L202 117H201V115H200V109H198L199 107L201 108V106H199V105H201V104H199L198 106H197V108L195 107V106H191V105H189L187 102L188 101H190V98ZM221 97V98H220ZM229 99H228V98ZM0 98H1V96H0ZM11 98V97H10ZM16 98V97H15ZM52 98V99H51ZM114 98V99H113ZM156 98V97H155ZM156 98V99H157ZM188 98V99H187ZM202 98V99H201ZM204 98V99H203ZM212 98V99H211ZM225 98H227V100L225 99ZM2 99V98H1ZM26 99V100H25ZM45 99V102H43V100ZM54 99V100H53ZM86 99H88V98H86ZM147 99V100H146ZM152 99L154 100L153 102L154 103H151L152 102ZM166 99H165V101H166ZM231 99V100H230ZM240 99H242L241 100V104H238V101L240 100ZM60 100V101H59ZM115 100H118V101H115ZM161 100V101H160ZM184 100V101H183ZM192 100V99H191ZM226 100V101H225ZM247 100V101H246ZM2 101V100H1ZM3 101V102H4ZM59 101V102H58ZM77 101H74L73 102V100H68V102L66 103V106L64 105V107H66V109L65 110H70V108H73L74 109V105H75V102H77ZM120 101V102H119ZM128 101H130V103L132 102V104H129V102ZM202 101V102H203ZM225 103H224V102ZM243 101L245 102H248L249 103V105H251L252 104V106H250V107H247V106H249L248 105V103H247V106H245L244 107V111L242 110V113H240L239 112V114H237L238 113V111L242 108L243 109V105H246V103L244 104L243 103ZM2 102V103H3ZM77 102V103H78ZM99 102V103H98ZM135 102H138V101H135ZM172 102V103H171ZM195 102V101H194ZM200 102V101H199ZM202 102H200V103H202ZM232 102V103H231ZM234 102H236V103H234ZM240 102V101H239ZM20 103V104H19ZM37 103V104H36ZM70 103H72V104H70ZM79 103H81V102H79ZM82 103L79 105V107H81V105H82ZM89 103H91V102H89ZM116 103H118V104H116ZM122 103H124V104H126V105H122ZM149 103H151V105L152 104H154L155 106H151ZM165 103H167V101L165 102ZM181 103V104H180ZM186 103H187V105H189L188 106V110H190L191 111V113H190V115H189V112H187L186 110H184V107L183 106H185L186 105ZM192 103H193V100H192ZM204 103H206V102H204ZM224 103V104H223ZM227 103V104H226ZM4 104H5V102H4ZM4 104H1L0 103V108H3V106H4ZM26 103H23V105H25ZM67 104H69V105H67ZM163 104L167 107V108H169V109H165V106H163ZM196 103H194V105H195ZM207 104V103H206ZM238 104V105H237ZM54 105H53V107H54ZM73 105V107H71ZM94 105V106H93ZM121 107H120V106ZM135 105V104H134ZM147 105H149L150 106V108H152V109H154L155 110V112L153 113V115L155 114L156 116H152L151 114L152 113H150V114H148V112H146L147 110H149V108L148 109H145L144 110V108L147 106ZM160 105V104H159ZM168 105V106H167ZM183 105V106H182ZM197 105V104H196ZM220 105V106H219ZM228 105V108L230 107V105H231V109L233 108V106H234V108L235 107H238V111H237V116H236V114L234 115V116H232L231 118H229L228 117V115H226L229 119H231V121H232V123H231V125L228 127H226V128H228L227 130H228V132H226L227 130H223L222 131V134H223V132H226V133H228V135L226 134V136H229V134H231V133H234V131L236 132V133H234V134H231V137L229 136V138L228 137H226V138H228V141H225V142H222V143H219L220 141H222L223 140V138H224V136H222L220 139H219V134H217L216 133V129H215V127H216V125H218V122L220 121V119L221 118H224L223 116V114L225 113V112H231L230 110L231 109H229L228 110V108H225L226 106ZM233 105V106H232ZM254 105V106H253ZM32 106H34V108L32 107ZM62 106V105H61ZM68 106V107H67ZM77 106V105H76ZM75 106V107H76ZM102 106V107H101ZM125 107V109H126V112H125V110L123 109V107ZM182 106V107H181ZM202 106H203V104H202ZM239 106L241 107V108H239ZM8 107V106H7ZM60 107V106H59ZM58 107V108H59ZM128 108V110H127V108ZM139 107V108H138ZM205 107V106H204ZM205 107V108H206ZM215 107V108H214ZM57 108V110H62V109H58ZM88 108V109H87ZM110 108V107H109ZM119 108V109H118ZM121 108V109H120ZM159 108H161V106L159 107ZM183 110H182V109ZM193 108H195V109H197V110H195V109H193ZM204 108V109H205ZM225 108V109H224ZM233 108V109H234ZM4 109V108H3ZM6 109V108H5ZM8 109H9V107H8ZM49 109L50 110H53L54 112H50L49 111ZM132 109V111L133 112H130L129 110H131ZM170 109H171V111H170ZM175 109H177V110H175ZM181 109V110H180ZM185 109H187L186 107H185ZM224 110V112L222 111L221 113H220V111L221 110ZM236 109V108H235ZM235 109H234V111H232V114H234V112H236L235 111ZM250 109V110H249ZM10 110H11V108H10ZM12 110H13V108H12ZM15 110V109H14ZM87 110V111H86ZM108 110V111H107ZM115 110H118L117 111V113L118 112H120L119 114L122 116L123 115V113H124V116L125 117H127V118H125V117H121L119 120L118 119H116V116L114 115V114H116V112H112V111H115ZM123 110V111H122ZM142 110H144V112L142 111ZM165 110V113L164 112H162L163 114H166V112H167V116H165V115H163V116H161L162 115V113H161V111H164ZM206 110V109H205ZM42 111V110H41ZM40 111V112H41ZM55 111H56V114H59V115H56L55 114ZM72 112H73V110H71ZM78 111V112H77ZM111 111V113H109ZM150 112H151V109L149 110ZM159 113L160 112V114H158L157 112ZM170 111V112H169ZM174 111V112H173ZM197 111H199L197 114L195 113V112H197ZM247 111H251V114H254L252 117H249V119H247V120H249V121H247L248 122V125H249V128L247 129V132H244L245 130H246V128L248 127L247 126V123L244 125V126H242L245 130L243 131L244 132V134L242 135V136H244L242 139H243V142L241 143V141H240V139H239V141H240V145H239V147L241 146V149L239 150V152L240 151H242V146L244 147V145L245 144H248L247 142H248V140H250L249 141V143L252 141V140H254V141H256V135L258 134H260V133H263V134H260V138H258L257 139V141H256V143H253V149L251 150V151H249L248 152V150L246 151V152H248V153H244V151L243 152H241V154H243V156L241 155V154H238V152H237V154H238V157L239 158H241V159H239L238 161L239 162H237L236 160H237V158H235L234 159V156H235V154L234 153H232L231 152V156L229 155L230 154V152H225V156L227 157H225L224 158V155H222L223 156V158H221V159H223V160H218V161H216L217 163L216 164H218L217 165V169H216V167L214 168V164L213 165H210V164H208V165H210L209 166V168H207L206 167V165H207V161L206 160H210V158H212L213 157V159L214 160H212V162H215V160H217V159H219L217 156H221V154H224V153H221V148H223L224 147V145L225 144H228V143H226V142H230V138H232L233 139V137L235 138V136H237V134H241V132H238V130L241 128L239 125H235V124H238V123H240L241 124V120H243V117H245V115L247 116V114H245ZM5 112V111H4ZM13 112L14 111H12V114H13ZM63 112V111H62ZM85 114H84V113ZM142 112H143V115H144V117H145V115H146V113H147V115H149V116H152L154 119H150V128L149 129H153L152 127H154V129H156V131H158V132H160V134L161 133H164V134H168V132H171L172 134L170 135V136H168L167 137V135L165 136V135H163V136H161V135H158L159 133L158 132H156L155 134L153 133V132H151L150 133V131H149V129L147 130L146 128L147 127H145V125L144 124H146V126H147V120L148 119H146V118H148L147 116H146V118L144 119V117L142 118V120L144 119L145 120V122L146 123H144V122H142L141 121V119L140 120H137V116H139V115H141L142 114ZM146 112V113H145ZM174 114H173V113ZM253 112V113H252ZM260 112V113H259ZM42 113H43V111H42ZM48 113V114H49ZM66 113V112H65ZM71 113V112H70ZM84 115H83V114ZM109 113V114H108ZM170 113V114H169ZM187 113V114H186ZM193 113H195V115L193 114ZM212 113V112H211ZM217 113V114H216ZM218 113H220V115L218 114ZM249 114H250V112H248ZM22 114L23 115H26L25 117L24 116H22ZM47 114V115H48ZM126 114H127V116H126ZM173 114V115H172ZM227 114V113H226ZM228 114H230V113H228ZM232 114H230V115H232ZM248 114V116H250ZM4 115V116H3ZM43 115V114H42ZM45 115H46V113H45ZM157 115H159V116H157ZM186 115V116H185ZM200 115V118H198V120L197 121H199L200 119H201V122L200 123H197V122H193V121H195V119H197V117ZM220 116V118H219V120H218V117ZM258 115V116H257ZM260 115V116H259ZM22 116V117H21ZM110 116V117H109ZM112 116V117H111ZM117 116H119V115H117ZM161 116V117H160ZM174 116V117H173ZM179 116H181V118L179 117ZM190 118V116H192V119H191V121L195 124H193V126H191L190 125V121L188 120V122H189V126H187V130L186 129H183L184 127H185V125H187L188 123L187 122H185L186 124L185 125H183L182 126V131L184 130V132L185 133H183L182 134V131L180 130V128L181 127H179V130L177 129L178 127H176V126H173L176 122H175V120H177L178 118H179V120H178V122H177V124L178 125H182V123L186 120L185 118H188V117ZM208 116H210V118H208ZM226 116H225V119L226 120H228L229 122H230V120L228 119V118H226ZM52 117H54V118H52ZM62 117L65 119L64 121H66L67 120V122H64L63 123V119H62ZM79 117V118H78ZM115 118V119H112V118ZM140 118H141V116H139ZM158 117H159V120L160 121H157L158 123L156 124L155 122H156V120L158 119ZM172 117V118H171ZM178 117V118H177ZM234 117V119L232 120V118ZM14 118H15V120H14ZM30 118V119H29ZM51 118V119H50ZM72 118H74V119H72ZM82 118V119H81ZM111 118V119H110ZM119 118V117H118ZM135 118H136V120H137V122L138 123H136V122H132L133 124H130L131 123V121L133 120H135ZM161 118V119H160ZM202 118H204V120L202 121ZM206 118H208V119H206ZM31 119H37V123H34L33 122V120L31 121ZM53 119V120H52ZM57 119H59L57 122L55 121V120H57ZM109 119V120H108ZM128 119V120H127ZM139 119V118H138ZM167 119H168V121L169 122H172L173 121V123H169L168 121H167ZM170 119V120H169ZM210 119V121H208ZM213 119V121L215 120V122H213L214 124H211L210 122H211V120ZM224 119V120H225ZM251 119V120H250ZM255 119H259V121H257V120H255ZM0 120H1V118H0ZM13 120H14V122H13ZM50 120H52L53 122V124L54 123H59L60 121V123H59V127L55 124V126H53L52 124H51V122H50ZM72 120H74L73 121V123L74 124H76V122H77V124L78 123H80V121L81 122H84V125L82 124V123H80L79 125V127L77 126L76 127V130H74L75 128H74V125L72 124ZM75 120H80V121H75ZM113 120V121H112ZM117 120H118V122H117ZM127 120V121H126ZM135 120V121H136ZM143 120V121H144ZM206 120L208 121V122H206ZM222 120V119H221ZM224 120H223V122L221 121L220 123H222L223 124V126H221V128L220 129H218V131L220 132V134H221V131L220 130H222L225 126H224ZM244 120H245V118H244ZM262 120H264V118L262 119ZM111 121V122H110ZM126 121V122H125ZM140 121V122H139ZM154 121V122H153ZM227 121V122H228ZM245 121V122H246ZM251 121V122H250ZM4 122H6V126H4L5 124H4ZM106 122V123H105ZM109 122V123H108ZM175 122V123H174ZM226 122V121H225ZM236 122H238V123H236ZM244 122V121H243ZM242 122V123H243ZM9 123H10V125H9ZM66 123H68L69 125L71 124L72 126H71V128L73 127L74 129H70V126L68 125V124H66ZM139 123H141V125H144L143 126V128H142V126L141 125H139ZM143 123V124H142ZM152 123V124H151ZM166 123V124H165ZM219 123V124H220ZM254 123H256V126L254 125ZM259 123V124H258ZM35 124V125H34ZM41 124H42V126H41ZM62 124H63V126H62ZM64 124H65V126H64ZM91 124V125H90ZM138 124L139 126H140V129H138L139 128V126H138V128L137 129H135V131H134V129H133V126L135 127L136 125ZM153 124H155V125H153ZM176 124V125H177ZM201 126H200V125ZM210 124V125H209ZM221 124V125H222ZM229 124V123H228ZM227 124V125H228ZM254 126H253V125ZM14 125V126H15ZM83 125V126H82ZM88 125H90V129L89 130H93L94 132H93V134H92V132H90V131H88L87 130V132L85 131V133L87 134V135H85V133H84V130L86 129V127H88ZM132 125V126H131ZM153 125V126H152ZM157 125V126H156ZM177 125V126H178ZM199 125V126H198ZM204 125H206V128H205V126ZM211 126L212 127V125H213V127L212 128H210V129H212V133H210V136H209V132H211L208 128H207V126ZM226 125V124H225ZM235 125V126H234ZM28 126H26L25 128H28ZM32 125L30 126L31 128H29L28 129V131H29V133L28 134H30L29 136H32L34 133H37V132H34L35 130L34 129H32V127H33ZM43 126H46V127H43ZM118 127V129H117V127ZM136 126V127H137ZM148 126H149V124H148ZM204 126V127H203ZM232 126L234 127V128H236L237 129V127L239 128L238 130H232L231 131V129H234V128H232ZM258 126H260V127H263V128H258ZM6 127V128H5ZM11 127V126H10ZM13 127V126H12ZM42 127H43V130H44V128H45V130L44 131H42V130H39V129H42ZM48 127V128H47ZM49 127H50V129H49ZM55 127L57 128V130H55ZM66 127H67V129H66ZM69 127V128H68ZM130 127H132L131 128V130L129 129ZM156 127V128H155ZM171 127H173V128H171ZM189 127V128H188ZM193 127H195V128H193ZM201 127H203V129H204V131H205V129H208V131L206 130V134H204L205 132L203 131L202 133H200L199 131H201V130H203V129H200L199 130V128H201ZM219 126H217V128H218ZM257 128V129H259V130H261V131H257V129H255L257 132H252L253 130V128ZM34 128V127H33ZM51 128H53L52 130H55V131H58V132H52V130H51ZM80 128V129H79ZM89 128V127H88ZM169 128L171 129V131L169 130ZM186 128V127H185ZM1 129H2V132H1ZM10 129V130H9ZM47 129H49V132H48V130ZM65 129H66V131H65ZM112 129H114V130H112ZM117 129V130H116ZM143 129H146V132L143 130ZM158 129V130H157ZM172 129H173V131L174 130H176L177 132V134H176V138H174L175 136V133H173L172 132ZM189 129V130H188ZM192 131H191V130ZM242 129V128H241ZM68 130H69V132L71 133L70 135H69V132H68ZM71 130H72V132H71ZM91 130V131H92ZM108 130H110V133H109V131ZM112 130V131H111ZM141 130H143V132H144V134L141 136V137H139V139L137 140V138H136V135L137 134H140V132H141ZM167 130H168V132H167ZM199 130V131H198ZM251 130V131H250ZM254 130V131H255ZM7 131L9 132V136H8V133H7ZM11 131H13V132H11ZM16 131V132H17ZM80 131H83V132H81L82 133V135H84L83 137H84V141L82 140L83 139V137H81L82 135H81V133L79 134V132ZM119 131V132H118ZM139 132V133H137V132ZM153 131H155V130H153ZM186 131L188 132V133H190L189 135L190 136H187V134H186ZM190 131V132H189ZM196 132V134L197 133H199V134H201V135H203L204 137H210V138H208V140H206V139H202V141H201V138H204V137H201L199 134H198V137H197V135H196V138H198V140H200L199 142L201 143H199L198 142V140H194L195 139V136H193V134H195V133H192V132ZM215 133H214V132ZM230 131V132H229ZM22 132V133H21ZM25 132H26V129H25ZM46 133V135H44L45 133ZM91 133V134H89V133ZM97 132H98V136H97ZM117 132V133H116ZM137 133L136 135L134 134L133 136H129L130 134L132 135L133 133ZM143 132H141V134L143 133ZM148 132V133H147ZM167 132V133H166ZM179 132H180V134H182V135H184V137L181 135V136H179ZM208 132V133H207ZM33 133V134H32ZM48 133V134H47ZM50 133L52 134V135H50ZM55 133V134H54ZM61 133V134H60ZM62 133H64V134H62ZM67 135H66V134ZM150 133V135H149V137L148 138H146V136H148V134ZM158 133V134H157ZM191 133H192V135H191ZM251 133V134H250ZM257 133V134H256ZM27 134V135H28ZM53 134H54V140H52L53 139ZM59 136H58V135ZM78 134V136H76ZM88 134H89V136H88ZM96 134V135H95ZM117 134H119V137L118 138H116V141H118V142H116V146L114 147V149H116V150H114L113 149V144L114 143H112V141L114 142L115 140H113V139H115V135H117ZM120 134H123L124 135V137H126L127 136V138H128V140H124L123 139V141H122V137L121 136H123V135H120ZM156 135L157 134V137H156V140H155V138L154 139H152L153 138V136L154 135ZM208 134V135H207ZM212 134V135H211ZM214 134H216V137L214 136ZM247 134L249 135L248 137H246L247 136ZM5 135H7V136H5ZM14 135H12V137L14 136ZM21 135V136H20ZM57 137H56V136ZM81 135V136H80ZM113 135V136H112ZM207 135V136H206ZM262 135V136H261ZM36 136H38V135H36ZM69 136H70V138H69ZM75 136V137H74ZM96 136V137H95ZM110 138H109V137ZM111 136H112V138H111ZM118 136V135H117ZM137 136H140V135H137ZM151 136H152V138H151ZM173 136V137H172ZM187 136V137H186ZM191 136H193L194 137V139H193V137H191ZM201 138H200V137ZM212 136H214L213 137V139H211L212 138ZM241 136V135H240ZM253 136V137H252ZM5 137V138H4ZM22 138V140L20 141L21 143H19V139L18 138ZM43 137H44V139H43ZM49 137H51V138H49ZM73 137H74V140H73ZM81 137V138H80ZM114 137V138H113ZM134 137L136 138L135 140H134ZM167 139H166V138ZM174 138V139H172V141H175V142H172L170 139L171 138ZM179 137L181 138L182 137V139H179ZM218 137V138H217ZM255 137V139H253ZM258 137V136H257ZM33 138H34V135H33ZM32 138V139H33ZM63 138H64V140H63ZM65 138H66V140H65ZM78 138V139H77ZM87 138L89 139V140H87ZM93 138V140H91ZM132 138V139H131ZM150 138H151V140H150ZM160 140H159V139ZM165 138V139H164ZM168 138H169V141L171 142V145H173L172 147H170V142H169V144H168V147L169 148H166L165 147V149H163V151L164 152H166V153H164L163 151H161V148L160 147H162V144L164 145V143H162L161 141H166V140H168ZM188 138V139H187ZM225 138V139H226ZM238 138H240L239 136L237 137V138H235L237 141H238ZM5 139V140H4ZM16 139H18V142H16L17 140ZM79 139H81L80 141H82L81 143L82 144H85V145H92V146H90L91 148L92 147H94V148H92V149H94L93 151H88V149H87V147L84 149L82 146H80V141H78V143H80L79 145L78 144H75L74 142L76 141L77 142V140H79ZM85 139L88 141V142H86L85 141ZM112 139V140H111ZM141 139V140H140ZM163 139V140H162ZM178 139V141H176V140ZM185 139H186V142H185ZM214 139H217L218 141L216 142ZM31 140V139H30ZM35 139H33V144H35V145H38V144H36V142L34 141ZM41 140H43V142L41 141ZM49 140V141H48ZM59 140V141H58ZM61 140H63L62 142H60ZM71 140V141H70ZM98 140H99V142L100 143H98ZM110 140V141H109ZM140 140V141H139ZM142 140H146V141H149L150 142V144L153 146V147H155V148H153L152 146V148L151 147H149L150 145L148 144V145H146L145 143H146V141L144 142H142ZM152 140H155V142L154 141H152ZM180 140V141H179ZM204 140H206V141H204ZM235 140V142L234 143H237L236 145H237V147H238V142ZM262 140V141H261ZM3 141H6L5 143L3 142ZM91 141H93V142H91ZM120 141H122V142H120ZM157 141H159L158 143L159 144H161V146L160 147H157V149H156V142ZM194 141V142H193ZM204 141V142H203ZM216 142V143H218V144H220L219 145V147L217 146V145H215L216 143H214V144H212L211 142ZM224 141V140H223ZM261 141V142H260ZM35 142V143H34ZM59 142V143H58ZM91 142V143H90ZM95 142V143H94ZM161 142V143H160ZM166 142H168V141H166ZM180 143L179 145L177 144V143ZM182 142H184V143H182ZM188 142H190V143H188ZM192 142H193V144H192ZM29 143L31 144L32 143V141L30 142H25L24 143V146L25 145H29ZM53 145H52V144ZM56 143H58V144H56ZM60 143H62V144H60ZM69 143H71V144H73L75 147H77V149L76 148H73V146L72 145H70ZM93 143H94V145H93ZM112 143V144H111ZM122 143L124 144V145H122ZM157 143V144H158ZM173 143V144H172ZM176 143V144H175ZM196 143V144H195ZM197 143H199L200 145H198ZM206 144V146L205 145H203V144ZM209 143H211L212 144V146L209 144ZM234 143H233V140L231 141V145H229L228 144V146H230V147H232L233 149H235V150H238L239 148H237L236 147V145H234ZM13 144V145H14ZM69 144V146H67ZM81 144V145H82ZM119 144L123 147V148H120L121 146H119ZM143 146H145L146 147V149H143L142 148V145ZM166 144V143H165ZM189 144V145H188ZM190 144H192L193 145V147H192V145H190ZM252 144V143H251ZM260 144V145H259ZM262 144V145H261ZM8 146L10 145L9 143L7 144ZM16 145V146H17ZM35 145H33V146H35ZM46 145H47V147H46ZM57 147V145L58 146H61V147H59L58 149H56V147ZM98 146V148H97V146ZM141 145V146H140ZM174 145L176 146V147H179V149L178 148H176V147H174ZM187 145V146H186ZM198 147H197V146ZM213 147L214 149H215V146H216V149H215V151L213 152L212 150H214V149H212L211 150V147ZM215 145V146H214ZM249 145V144H248ZM259 145V146H258ZM4 146V145H3ZM5 146H6V144H5ZM8 146H6V147H8ZM32 146V144L29 146V147H31ZM32 146V147H33ZM166 146V145H165ZM185 146L186 147H188L187 148V155H186V157H184V156H182V155H184L185 154V151H184V149H185ZM191 146V147H190ZM202 146V149L201 148H199V147H201ZM205 146V147H204ZM20 147V146H19ZM43 147V148H42ZM52 147V148H51ZM55 147V148H54ZM67 147H68V149H67ZM144 147V148H145ZM194 147L196 148V149H194ZM204 147V148H203ZM210 149H209V148ZM218 147V148H217ZM247 147L248 146H245L244 148L245 149H247ZM3 148V147H2ZM28 148V147H27ZM45 148V149H44ZM80 148H83L82 150H85L84 151V153L82 154V155H84L85 156V154H87L86 156H85V158H84V156H82L81 154H80V152H83V151H81V149ZM91 148H89V149H91ZM97 148V149H96ZM134 148V149H133ZM164 148V147H163ZM171 148H172V150H173V153H172V150H171ZM190 148H193V150L191 149V151H194L195 150V152H192V154H191V160H188V162H189V164H190V168L188 167V168H185V169H187L188 170V172H186L185 173V170H184V166H182V165H184V164H186V161H187V157L189 158L190 156H188V155H190ZM208 148V151L209 150H211V152L213 153L212 155H210V152H208L206 149ZM225 148H227V146L225 147ZM237 148V149H236ZM5 149V148H4ZM3 149V150H4ZM20 149V148H19ZM42 149V150H41ZM158 149H159V151H161L160 153H159V151H158ZM170 149V150H169ZM198 149V150H197ZM200 149V150H199ZM244 149V150H245ZM254 149H256V150H259V152H258V155L257 154H254V156L252 155L253 154V152H254ZM2 150V151H3ZM16 150V151H15ZM26 150V149H25ZM33 150H35V151H33ZM38 150V151H37ZM41 150V155H39L40 153H39V151ZM51 150H53V151H51ZM64 150H65V152H64ZM66 150H68V151H66ZM75 150V152H74V156H75V158L76 159H74V157L72 158V156H73V151ZM79 151V153H77V151ZM110 150H111V153H114V151H115V153L113 154V155H111V153H110ZM117 150H119L118 151V153L116 152ZM133 150H135V151H133ZM137 150V151H136ZM186 150V149H185ZM204 150V154H205V156H206V151L208 152V154L210 155V156H208V154H207V158L205 159L204 158V155L201 153L202 151ZM221 150V151H220ZM226 150H230L231 151V149H226ZM255 150V152H257ZM9 151V152H8ZM36 151H37V154H36ZM48 151H51V152H48ZM70 151H71V153H72V155L70 154ZM94 151H96V152H94ZM98 151H99V153H100V155H99V153H98ZM157 151V152H156ZM168 151V152H167ZM189 151V152H188ZM1 152V151H0ZM27 152V151H26ZM48 152V153H47ZM94 152V153H93ZM137 152V153H136ZM16 153V154H15ZM57 153V154H56ZM59 153V154H58ZM62 153V154H61ZM75 153H76V155L78 156V155H80V157H83V158H79V156L78 157H76V155H75ZM88 153H91V155H89L88 156ZM97 153V154H96ZM110 153V154H109ZM217 153H219V155H216L215 156V154H217ZM229 153V154H228ZM249 153H251L250 154V156H247ZM260 153V154H259ZM5 154V155H4ZM35 154L37 155V156H35ZM92 154H94V156L92 155ZM108 154H109V156H108ZM162 154V155H161ZM165 154H167V155H165ZM234 154V155H233ZM236 154V155H237ZM3 155V156H2ZM17 155V156H16ZM54 155V156H53ZM55 155H57V156H55ZM61 155H65L64 157L63 156H61ZM96 155V156H95ZM196 155H199V157L197 158V157H195V159L197 160H199V161H197V162H195L194 164H192L191 165V162H193V161H195L194 160V156H196ZM200 155H203V156H201V157H203L202 159H200L201 157H200ZM244 155H246V157L244 156ZM258 156V159H259V157H261V155H262V157L258 160H255V159H253V161L255 160L256 162L257 161H260V163L263 165H261L259 162V166H258V164H257V166L259 167V168H257L258 170H260V168L262 167L263 169H261V171L259 172L258 171V174L257 175H255V179H258V178H261V181L259 180V185L262 187H259L260 189H259V191H258V195H256L255 193H254V190H253V183L256 181V180H251V179H253V178H249L248 176V179L249 180H246L247 179V177H245V175H248L249 174V171H251V169L253 170V168H255L256 166V162L254 163V162H252V160L250 161V159H252V158H257V156ZM25 157V159L24 160H22V159H20L19 157H21V158H23V157ZM36 158H35V157ZM42 158V159H40V157ZM91 156H93V158L92 159H90L89 157H91ZM99 156V157H98ZM108 156V157H107ZM116 156V157H115ZM158 156V157H157ZM169 158H167V157ZM182 156V157H181ZM219 156V157H220ZM221 156V157H222ZM251 156H253V157H251ZM27 157V158H26ZM39 157V158H38ZM46 157V156H45ZM49 157H50V159L52 158V160H50L49 161ZM86 157H88V159L86 158ZM96 157H98L97 159H96ZM110 157V158H109ZM162 157H163V159H162ZM179 157H181L182 159H181V161H184L183 160V158L186 160V161H184V162H179ZM215 157L217 158V159H215ZM230 157V158H229ZM236 157V156H235ZM251 157V158H250ZM53 158H55V159H53ZM59 158V157H58ZM68 158V157H67ZM79 160H78V159ZM95 158V162L93 161V159ZM101 158H102V161L103 160H106L105 161V163H106V165H108L109 167L107 168V166H105L103 163H102V161H101ZM107 158V159H106ZM145 158V159H144ZM163 160H161V159ZM174 158H177V159H175L174 160ZM193 158V159H192ZM250 158V159H249ZM40 159V160H39ZM74 159V160H73ZM85 159H87V160H89L90 159V163L88 162V164L90 165L91 164V167L90 168H92V169H90L89 167H86V164L87 163H85L86 161H85ZM137 159V160H136ZM142 161H141V160ZM153 159L156 161H159L158 163H157V161H156V163H155V161H153ZM231 159H234L235 160V164L233 165L231 162ZM33 160H35L33 163L34 164H32V162L31 161H33ZM37 160H39L38 162H37ZM46 159H44V161H45ZM80 160L82 161V162H84V164L82 163V162H80ZM91 160H92V162H91ZM99 160L101 161V162H99ZM136 160V161H135ZM141 161L140 163H138V164H135L136 162H138V161ZM210 160V161H211ZM234 160H233V163H234ZM242 160H246V161H242ZM249 160V161H248ZM40 161V162H41ZM67 161V160H66ZM78 161H79V163H78ZM133 161H135L133 164L135 165V167H137V169H138V171H137V174H139V173H142V175L141 174H139V177L137 176V174L135 173H133L134 171L132 170V169H136L134 166H133V164L131 165V162H133ZM204 161H206L205 163H204ZM222 161H224V163H225V161L226 162H230V164L228 163V165H229V167H228V165H227V167H228V169L227 170H225V171H223V173H221L222 172V170H224V169H222L223 168V166H225L226 167V165H224L223 163H222ZM250 162L249 164L251 165V164H253V165H251V166H249L246 162ZM31 162V163H30ZM43 162V161H42ZM97 162H99V163H97ZM104 162V161H103ZM143 162H144V164H143ZM178 162H179V167L181 168L182 167V169L180 170V168H178ZM187 162V163H188ZM237 162V163H236ZM243 162V163H242ZM252 162V163H251ZM37 163H38V165H37ZM93 163H97L96 165H95V168L94 167H92V164ZM100 163H101V165L103 164V166H105L106 167V169H105V167L103 168V171H101L100 173H99V168H101V166H100ZM113 164L114 166H115V168H114V166L112 167V166H110L109 164ZM116 165H115V164ZM166 163H168V164H166ZM197 163H198V165H197ZM200 163V164H199ZM202 163H204V166H203V164ZM210 163V162H209ZM220 163H222L223 164V166L220 164ZM32 164V165H31ZM46 163H44V165H45ZM65 164H69V166H67V165H65ZM75 164H76V166H75ZM87 164V165H88ZM111 164V165H112ZM143 164V165H142ZM161 164H163V166L161 165ZM166 164V165H165ZM202 164V165H201ZM215 164V165H216ZM219 164H220V166H219ZM239 164V165H238ZM34 165H37V166H39V167H37L36 168V166H34ZM74 167V168H72V169H75V171L74 170H72L71 169V167L72 166ZM77 165L79 166V167H77ZM88 165V166H89ZM93 165V166H94ZM127 165H130L131 166V168L132 169H130V167L128 168V166ZM137 165H139V167L137 166ZM141 165H142V167H141ZM195 165V167H192V166H194ZM230 165H232V166H230ZM246 165H248L249 167H251V169L249 168V170L247 171V169H246V171H244L245 169H244V166H246ZM30 166H32L31 168H30ZM50 166V167H51ZM67 166V167H66ZM96 166H98V167H96ZM100 166V167H99ZM116 166H118V167H116ZM176 166V167H175ZM186 166V165H185ZM199 166V168H202V169H204V171L207 169V171L208 170H210V169H213V173L211 174V173H209L210 171H208L207 173H208V176H210V177H207L204 173H206V172H203L202 170H200L199 168H197V167ZM219 166V167H218ZM27 167V168H26ZM52 167V168H53ZM64 167V168H63ZM66 167V168H65ZM128 168L127 170H125V172H127L128 170L130 171L125 177H124V175L122 174V173H120V172H123L124 171V168ZM174 167L175 168H177V170L176 169H174ZM187 167V166H186ZM234 167H236V168H234ZM25 168H26V170L27 171H25ZM43 168V167H42ZM45 168V167H44ZM68 168V169H67ZM79 168H81V170H82V172H80V169ZM89 168V169H88ZM112 168V169H111ZM117 168L118 169H120V170H117ZM192 168V169H191ZM218 168H220V169H218ZM234 168V169H233ZM24 169V170H23ZM70 169V170H69ZM87 169V170H86ZM94 169V170H93ZM96 169V170H95ZM108 169V170H107ZM113 169L114 170H116L115 171V173L117 172V171H120V172H118V174L120 173L121 175L118 177L116 174V176L115 177H113V180L112 181H114V178H120V180L119 179H117L114 183L116 184H119V183H121V184H119L120 186L122 185V187H123V182L125 181V183L126 182H128V184H126V188H125V185H124V188H121V189H127V190H129L130 188V191L128 192V191H125V192H127V194L129 195V197H128V201L126 202V204H125V201H126V199H124L125 198V196L127 197L128 195H125V192H124V194H123V192H121L122 190H120V186L119 185H115L113 182H111V179L109 180L110 182H111V184L109 183V182H104L106 179H108V178H112L111 176H112V174H111V176H109L110 175V173L113 171ZM140 169H143V172L145 173V175H143V172H142V170L140 171ZM170 169V170H169ZM222 169V170H221ZM236 169V170H235ZM243 169V170H242ZM256 169V168H255ZM257 169L256 170H253L252 172H254V171H257ZM45 169H44V171H46ZM54 170V169H53ZM89 170V172H86V171H88ZM100 170H102V169H100ZM107 170V171H106ZM133 172H132V171ZM178 170H180L181 172H179ZM196 170V171H195ZM217 170V171H216ZM231 170H233V171H231ZM235 170V171H234ZM242 170V171H241ZM21 171V172H20ZM25 171V172H24ZM67 173H69V174H67ZM77 171V172H76ZM105 171L106 172H108L109 173V175L107 176V173H105ZM111 171V172H110ZM174 171V172H173ZM193 171V172H192ZM219 171V172H218ZM241 171V172H240ZM246 172V173H248V174H245V175H243V176H241L242 175V172ZM21 174H20V173ZM52 172V173H51ZM64 172H65V174H64ZM81 173V175H80V173ZM114 172V171H113ZM182 172H183V174L185 173V175L187 176L188 175V173H190L189 175H190V179H189V177L187 176V179H189V181L187 180V179H185L186 178V176L184 175V177H183V175L181 176V174H182ZM195 172V173H194ZM203 172V173H202ZM217 172H218V174H217ZM230 172H233V173H230ZM236 172H238V174L236 173ZM240 172V173H239ZM243 172V173H244ZM23 173H24V175L25 176H23ZM29 173V172H28ZM45 173H48V172H45ZM63 173V174H62ZM89 173H92V175H90ZM93 173H95V175H99V176H96V177H98V180H100V179H102L103 177H107V178H103L102 180H100V181H97V178H96V181H95V179H94V175H93ZM102 173V174H101ZM174 173V174H173ZM180 175H179V174ZM194 173V174H193ZM201 173H202V175H201ZM230 173V174H229ZM235 173V174H234ZM255 173H252L251 175H254ZM131 174V175H130ZM199 174V175H198ZM204 174V175H203ZM210 174V175H209ZM227 174H228V176H227ZM231 174H233V175H231ZM262 175V176H259V175ZM65 175V176H64ZM122 175H123V177H122ZM136 177L135 179H137V180H135V186L133 185V183L132 182H134L133 180V177L134 176ZM148 175V176H147ZM177 175V176H176ZM214 175H216V177H217V179H219V180H224V184L223 183H218L219 181H217V183H216V180H214V178L213 177H215ZM222 175V176H221ZM224 175L225 176H227V177H225L224 178ZM234 175H236V177L234 176ZM6 176V177H5ZM43 176V177H44ZM56 177L55 179H53V182H51L52 181V178L53 177ZM72 176V177H71ZM86 176H88V178H86ZM89 176H93V178L92 179H94V181L92 180V179H90L89 180ZM113 176H114V174H113ZM141 176H147V178L144 180V178L145 177H143L142 179L140 178ZM231 176V177H230ZM233 176V177H232ZM241 176V177H240ZM258 178H257V177ZM17 177V176H16ZM64 177V178H63ZM128 177V179H126ZM129 177H131V178H129ZM149 177V178H148ZM183 177V178H182ZM216 177H215V179H216ZM220 177V178H219ZM235 177V178H234ZM241 179H240V178ZM245 177V180H243L242 181V186L241 185H239L240 183L238 182V181H241L243 178ZM251 177V176H250ZM14 178V177H13ZM41 178V177H40ZM57 178L59 179L58 181H56L57 180ZM91 178V177H90ZM139 178H140V182H141V180L142 181H145V182H147L146 184H147V186H146V184L144 183V182H141V185H140V182H139ZM169 178H171V179H169ZM180 178V179H179ZM205 178V179H204ZM232 178V180L234 181V179H237L236 181L237 182H235V183H231V185H230V188L229 187H225L227 184H228V182H229V180ZM263 178V179H262ZM2 179V180H1ZM9 179V178H8ZM15 179H17V181L18 180H20V179H18V178H15ZM63 179V180H62ZM69 179V180H68ZM83 179H84V182H83ZM149 179V180H148ZM153 179V180H152ZM156 179V180H155ZM184 179V180H183ZM192 179H193V182H192V184H194V183H196L197 181V184H196V186L194 185L193 186V188H192V186H191V181H192ZM203 179V182H200L201 180ZM21 180H22V178H21ZM45 180V179H44ZM63 181L62 182V184L61 185H63V187H60L59 188V186H61L58 182L59 181ZM119 180V181H118ZM123 180V181H122ZM155 180V181H154ZM176 180L177 181H180V182H177V184H176ZM200 180V181H199ZM222 180H221V182H222ZM67 181V182H66ZM101 181H103L104 183V185L106 186V183H109L110 185H108V186H101ZM151 183H150V182ZM153 181V182H152ZM247 181H248V184H247ZM250 181H252V182H250ZM258 181V180H257ZM16 182V181H15ZM40 182V181H39ZM55 182V183H54ZM82 182H83V185H82ZM88 182V183H87ZM91 182V183H90ZM99 182H101V183H99ZM131 182V183H130ZM174 182V183H173ZM185 182V183H184ZM200 182V183H199ZM232 182V181H231ZM245 182H246V185H245ZM18 183V182H17ZM19 183H21V181L19 182ZM85 183H86V187H89V183L91 184L90 185V188H85ZM93 183V184H92ZM159 183V184H158ZM173 183V184H172ZM205 183V184H204ZM215 183H216V187H217V189H220V190H217V189H215ZM249 183H251V184H249ZM9 184V183H8ZM35 184V183H34ZM41 184V183H40ZM59 184V185H58ZM64 184L66 185V186H64ZM131 186H130V185ZM148 184L149 185H151L152 187H151V189H149V186H148ZM158 184V185H157ZM204 184V185H203ZM212 184V185H211ZM219 184H223L222 186L221 185H219ZM236 184L239 186V188L238 189H240V190H235V187H237L236 186ZM36 185V184H35ZM133 185V186H132ZM139 186V188H138V186ZM145 185V186H144ZM157 185V186H156ZM175 185V186H174ZM180 185H182V187L183 188H181L180 187ZM218 185V186H217ZM243 185H245V186H243ZM7 186V185H6ZM13 186V185H12ZM21 186V187H20ZM27 186V187H26ZM39 186L43 189V187L41 186V185H38L37 186V192L35 191V192H33V194L35 193V194H39ZM91 186H92V188H91ZM101 188H99V187ZM159 186V187H158ZM161 186H163L162 188H161ZM170 186V187H169ZM172 186H174V188H172ZM179 186V188H181V189H178V191L176 190L177 189V187ZM190 186V187H189ZM198 186H200L199 187V190H198ZM203 186H204V188H203ZM235 186V187H234ZM241 186V187H240ZM249 186H251V190H250V188H249V191H244L243 190V188L242 187H249ZM14 187V186H13ZM12 187V188H13ZM128 187V188H127ZM145 190V193L148 195H146L145 194V196H144V192H143V189ZM145 187H147V188H145ZM157 188L158 187V189L159 190H157L158 192H156V190H155V192L153 191L154 189L153 188ZM167 187H169L168 188V190H172L171 192H170V194H169V196L168 195H166L165 193H163L162 192V190H164V192H166V193H169L168 192V190H167ZM206 187H207V189H206ZM214 187V188H213ZM225 187V188H224ZM232 187H234V191H232L233 190V188ZM20 188H22L21 190H20ZM26 188V189H25ZM84 189L85 191L84 192H86V190L87 191H89L90 193H89V195L90 196H88V198L86 199V195L88 194L87 192L86 193H82V189ZM134 188H138V189H136V191L138 192H136V191H134ZM141 188V189H140ZM161 188V189H160ZM165 188V189H164ZM170 188H172V189H170ZM193 190H192V189ZM203 190H202V189ZM215 191L216 190V192L214 193V195L216 196H218L217 198H216V200L217 199H219V197H221L222 195H224L225 194V192L226 191H228V192H226L227 194L226 195H228V194H230L231 193V195H233V197L235 198V194H237L238 192V198L239 197H243V200H245L249 195H251L252 193L253 194H255L257 197L255 198L254 197V195L253 196H251V198H254V199H252L253 201L251 202H249V201H246L247 203H246V206H241V205H244L245 204V202H242L240 205L238 204V207L237 206H235V202L237 203V202H239L238 200L236 201V199H238L237 198V195H236V198H235V200H234V198H232V200H231V197H230V195H229V199L227 200V197H226V200H225V198L223 199V198H221L223 201H226V203L225 202H221V203H223L224 205L223 206H221V208H219L220 207V202L218 203V204H216L217 203V201L216 200H214V201H212L213 199H215L214 198V195L212 194L214 191L212 190V189ZM241 188H242V190H241ZM3 189V188H2ZM7 188H5V190H6ZM14 189V188H13ZM35 189V188H34ZM45 189V188H44ZM43 189V190H44ZM65 189V190H64ZM146 189H149L148 191L146 190ZM183 189V190H182ZM191 189V190H190ZM201 189V190H200ZM211 189V190H210ZM221 189H223L224 190V192H223V190H221ZM232 189V190H231ZM1 190V189H0ZM4 190V189H3ZM14 190H16V189H14ZM25 190V191H24ZM41 190V189H40ZM48 190H44V192H46V191H48ZM64 190V191H63ZM92 190H94V193L92 192ZM141 192H140V191ZM177 192V193H175V191ZM198 190V191H197ZM207 190H210V192L209 191H207V192H209V193H211V195L209 194V193H207L208 194V196H212L213 197V199L211 200V198L209 199H207V198H205V197H207L206 195V191ZM226 190V191H225ZM230 190V191H229ZM253 190V191H252ZM8 191H11L10 189L9 190H7V193H8ZM97 193H96V192ZM136 192V195L137 196H135V193L134 192ZM148 193H150V194H148ZM160 191H161V193H160ZM174 191V192H173ZM180 191V192H179ZM191 191H193L192 192V194H191ZM194 191H197V192H199V191H202L201 193H203V191H204V193H205V195L203 196L201 193L200 194H198L197 192H195V194L193 195V193H194ZM212 191V192H211ZM217 191H220V193H223V194H221V195H218L219 194V192H217ZM1 192H2V190H1ZM43 192V193H44ZM60 192H63V193H65L66 195H67V197H66V195L65 194H63V193H60ZM67 192H68V194H67ZM103 194H102V193ZM104 192H106V193H104ZM134 193V194H131V193ZM143 192V193H142ZM237 192V193H236ZM242 192L243 193H247V197H245L246 196V194L245 195H243L242 194ZM24 193V194H23ZM42 192L39 194V195H37V196H41L42 194H43ZM76 193H79V196H78V194H76ZM154 193V194H153ZM157 193V194H156ZM160 193V195H158ZM172 193V194H171ZM175 193V196L173 195ZM198 195H197V194ZM218 193V194H217ZM235 193V194H234ZM241 193V194H240ZM6 194V193H5ZM32 193H30V195H31ZM82 194V195H81ZM99 194H102V195H104V194H106V198L104 197V196H102V195H99ZM179 194V195H178ZM8 195L10 196V194H7V197H8ZM30 195H27L26 197L27 198H25V200L26 199H31V197L33 196H30ZM75 195V196H74ZM77 195V196H76ZM81 195V196H80ZM125 195V196H124ZM139 195H141V196H139ZM154 195V196H153ZM156 195V196H155ZM162 195H164V197H165V195H166V197L168 196L169 198H167L168 200H165L166 199V197H165V199L162 197ZM193 195V196H192ZM199 195L201 196L200 198V200L202 201L203 199L204 200H206V203H207V205H206V203L204 204V203H202L200 200H198L199 199ZM225 195V196H226ZM261 195V196H260ZM29 196V197H28ZM45 196H47L46 198H45ZM73 196H74V199H73V202L74 203H72V198H73ZM85 198H84V197ZM95 196H96V198H95ZM101 196H102V198H104V200H105V202L106 203H108L109 202V204L110 203H112V204H114L113 206H111L112 204H105V202H104V200L103 199H101ZM132 196L133 197H135V198H133V200L135 199V201H133L132 200ZM153 196V197H152ZM161 196V197H160ZM180 196V197H179ZM185 198H184V197ZM191 196V197H190ZM225 196H223V197H225ZM3 197H5V195L3 196ZM2 197V194H0V198L1 199H4ZM33 197H36V195L35 196H33ZM48 197H50V198H48ZM57 197H58V199H59V201L61 202H59L58 204L59 205H61L62 203L64 204V205H62L61 207L62 208H60L61 210L64 208V209H66V207L69 209H71L70 210V213H68L69 212V210L68 209H66L65 211L67 212V213H64V210L62 211V213H60L59 211H61V210H58L57 208L54 210L53 208H55V207H53V205L54 206H56V207H58L56 204H57V201H56V199H57ZM78 197V198H77ZM91 197L94 199V200H96V201H94L93 199H91ZM100 197V198H99ZM138 197V200L136 199ZM142 199H141V198ZM148 197H150L149 198V200H148ZM154 199V201L152 200V198ZM155 197V198H154ZM159 197V198H158ZM204 197V198H203ZM10 198H11V196H10ZM16 198V199H15ZM49 200H48V199ZM90 198V199H89ZM161 198H163L162 199V201L163 202H165V201H168V202H170L171 204L172 203H174V205L172 204V206L175 208V210L173 209V207L171 208L170 206H171V204L170 203H167L168 205H166V203H163L162 201H161ZM182 198H184V199H182ZM188 198L189 199H191L190 200V203L192 202V204H193V206L190 204V203H188L189 201H187L188 200ZM261 198V199H260ZM9 199V198H8ZM35 199H37V198H35ZM46 199H47V201H46ZM57 199V200H58ZM85 199L87 200V201H94L92 204H90V202H89V204L88 203H86V202H84L85 201ZM121 199V200H120ZM123 199H124V201H123ZM139 199H140V201L142 202V204H141V202L139 201ZM146 199V200H145ZM173 199H174V201H173ZM181 199H182V201H181ZM187 199V200H186ZM196 199H197V201H196ZM242 198H239V200L240 201H242L241 200ZM255 199H256V202H254L255 201ZM261 201H260V200ZM34 200V199H33ZM38 200V199H37ZM36 200V201H37ZM110 200V201H109ZM130 200H132V201H130ZM138 202H140V203H138ZM151 200H152V203H151ZM222 200H220V201H222ZM229 200H231L230 201V204H229ZM247 200V199H246ZM250 200V199H249ZM264 200V199H263ZM35 201V200H34ZM34 201L33 202H31V203H28L29 201L27 200L26 202H27V205H29V204H31V206H33V207H35V203H34ZM35 201V202H36ZM54 201V203H53V205H52V202ZM56 201V202H55ZM64 201H66V199L64 200ZM80 201H81V203H80ZM101 201L102 202H104V204L102 205L101 204ZM118 201V202H117ZM120 201V202H119ZM123 201V202H122ZM145 201H148V202H145ZM157 201L158 202H160L161 204L159 205V203H158V206H160V207H158L157 206V209L159 210L160 209V211L162 210V208H164L165 206H163V205H166L167 207V210L165 211V212H163L165 215H166V217H167V219L169 220V218H168V213H170V214H172V215H170V220L168 221L165 217L163 218V216H164V214L162 213V211L161 212H159L157 209H156V206H155V204L157 203ZM209 201H211V202H209ZM47 202L48 203H50V205H47ZM99 202V204L98 205H100V206H103V207H101L102 209H104V208H106V211H104L105 213L107 212V209H108V207H109V212H107L108 213V215H112L111 217L110 216H108L107 214H105L104 212H102L103 210H101V209H99L100 211H96L95 210V207L96 206H98L97 205V203ZM129 202H130V204H132L131 205V208H129V209H127V211L128 210H131L132 211V209H133V211H134V208H135V206L138 208V206H140L141 207V210H139V208L137 209V208H135V213L137 214L138 212V214H140V217H139V215H137L136 216V214H135V217H133V219H134V221H131V220H133V219H129V220H127L128 222H124L126 219H127V214H124L123 212H122V210H124V212H126L125 211V208L128 206L129 207ZM133 202V203H132ZM144 202H145V204H144ZM187 202V203H186ZM196 202L198 203V202H201L200 203V205L203 207L204 206V209H206V210H204L205 212L204 213H206V214H201V213H203L202 211H203V208H201L200 207V205H198V204H196ZM228 202V203H227ZM258 202H259V204H258ZM262 202V203H261ZM77 203H79V204H77ZM82 203H83V211H81L82 209H79V208H81V205H82ZM94 203H95V207H94V209H93V206H94ZM120 203V204H119ZM125 204L124 205V207L122 208V207H117L116 205L117 204H119L120 206H123V204ZM195 203V204H194ZM231 203H233V204H231ZM244 203V204H243ZM251 203H253V204H251ZM256 203V204H255ZM261 203V204H260ZM67 204H69V207L67 206ZM129 204V205H128ZM141 204V205H140ZM177 204L179 205V206H177ZM190 204V205H189ZM209 204V205H208ZM228 206V204L230 205V208L229 209H226V207H224V206H226V205ZM254 204H255V207H254ZM258 204V205H257ZM263 204V205H262ZM16 205V206H15ZM77 205H79V206H77ZM92 205V206H91ZM105 205H107V206H105ZM135 205V206H134ZM138 205V206H137ZM142 205L144 206V207H142ZM150 205V206H149ZM152 205V206H151ZM184 205V206H183ZM198 205V206H197ZM214 205H217V206H219L218 207V209L215 211V209H214V213L213 212H211V210H213V209H211V208H213L214 207ZM232 205V206H231ZM237 205V204H236ZM249 205V207L251 206L252 208H253V211H252V214H251V209L252 208H248L247 206ZM257 205V206H256ZM263 207H262V206ZM4 206V207H3ZM46 206H48L46 209H44ZM50 206H52V210H53V212L51 211V209H50ZM87 206V207H86ZM110 206H111V208H114V209H111L110 208ZM132 206H134V207H132ZM149 206V207H148ZM188 206H190V209L188 208ZM195 206H197V207H195ZM210 208H209V207ZM235 206V207H234ZM73 207V208H72ZM79 207V208H78ZM91 207H92V209H91ZM118 208V209H120V212L122 213H120L119 211L117 212L116 210H115V208ZM152 207V208H151ZM170 207V209H169V211L170 212H168V208ZM192 207V208H191ZM195 207V208H194ZM200 207V208H199ZM232 207V208H231ZM234 207V208H233ZM240 207H242V212L246 209L245 207H247V211H244L243 213H241V209H240ZM258 207H262V208H258ZM22 208V207H21ZM20 208V209H21ZM24 208H26V206H24ZM29 208V206L26 208V209H28ZM99 208V207H98ZM122 208V209H121ZM145 209V210H143V209ZM147 208H148V210L149 211H147V212H149L148 214H149V218H150V221H146L145 223H147V225H144V224H142L145 220H143V219H147L146 217H144L145 216V214H147V212L145 213L144 211H146L147 210ZM179 208V209H178ZM181 208V209H180ZM187 208V209H186ZM198 208V209H197ZM215 208V207H214ZM236 208V209H235ZM30 209V208H29ZM36 209H38L37 211H36ZM44 209V210H43ZM75 209V210H74ZM76 209H79L81 212L79 213V211L78 210H76ZM85 209V210H84ZM87 209V210H86ZM117 209V210H118ZM190 211H189V210ZM209 209H211L210 211H209ZM223 209L225 210L226 209V211L227 212H222L223 211ZM231 209H235L234 210V216H233V218L236 216L235 214H237V216L235 217V219H232L231 218V216H232V214L233 213H231V216H230V214H227L229 211L231 212L232 210ZM256 209H259V211L261 212V215L262 216H260V212H257V213H255L256 211ZM25 210V209H24ZM48 210H50V211H48ZM74 210V211H73ZM113 210H115L114 212H112L111 213V211H113ZM165 210V209H164ZM174 212H172V211ZM192 210V211H191ZM197 212H196V211ZM221 210V211H220ZM239 210V211H238ZM41 211V214L39 213ZM57 211H58V214L60 215V217H59V215H55L54 214V216H56V217H54V216H52L53 215V213H57ZM75 211H78V213L77 212H75ZM86 213H85V212ZM132 211V212H133ZM138 211V212H137ZM141 211V212H140ZM154 211H156V213L154 212ZM178 211V212H177ZM182 211V215H180V212ZM199 211V212H198ZM209 212V214H208V212ZM34 212H35V214H34ZM44 212V213H43ZM45 212L47 213V215H50V217L49 216H47L46 214H45ZM49 212H51L50 214H49ZM82 212H84L83 214H82ZM94 212V213H93ZM100 212H102V214H100ZM153 212L156 214H153ZM159 212V214H157ZM172 212V213H171ZM212 214H214L213 216L214 217H212L211 216V213ZM219 212H222V216H218L219 215ZM239 212V213H238ZM17 213V214H16ZM36 213H39V214H37V216H36ZM73 215H72V214ZM75 213V214H74ZM76 213H77V215H76ZM119 213V214H118ZM126 213H128V215L131 213V212H126ZM152 213V214H151ZM177 213V214H176ZM185 213V214H184ZM190 214V215H188L187 216V214ZM193 213H196V215H198L199 217H197V216H195V214L193 215ZM240 213H241V218L240 217H238V215H240ZM255 213V214H254ZM11 214H13V216L11 215ZM44 214V215H43ZM63 214H65L64 216H62V218H61V215H63ZM70 216H69V215ZM80 214L82 215L81 217H80ZM93 214V215H92ZM105 214V215H104ZM115 214V215H114ZM162 214V215H161ZM173 214H175V216L176 217H179V221H177V224L175 223V226L174 225H172V224H174V222L172 223L171 221H172V217H173V220H175L174 218H176ZM250 214L252 215V216H250ZM259 214V215H258ZM4 215H6V214H4ZM12 216V217H10V216ZM18 215V216H17ZM39 215H40V217H42V215H43V219L45 220V221H47L46 222V225L44 224V222H42L41 224L45 227V226H47V228H51L52 227V229H54V231L55 232H53V235H55L57 232V235H55V236H53L52 235V229H51V231H48V232H50V234H51V236H52V239H53V237H54V242H56V244H58L57 242H60V244H62V239H59V237L61 236V237H64V235H65V239L64 240H66L67 238H68V236L70 237V239H71V241H70V239H69V244H70V242H73V240H74V242L75 243H72V245L70 244L69 245V247L68 248H66V246H65V244L63 243L62 245H63V247H64V249H62V250H60V251H58V246H61V245H58V246H52V248H49V246H51L53 243H51V244H49V242L47 241L49 238H47V240H46V242L49 244V246H47V244H45L44 246L46 247V250H48V253L47 252H45V251H43L45 248H43V250L41 249L40 250V246H41V248H42V245H40V243L42 242V240L44 239V238H42V236L44 237L45 235H41V233H43V231L42 232H38L39 230V228L38 229H33V224L35 223V222H33L35 219L34 218H36V220L35 221H37V223H38V217H39ZM69 216V217H67V216ZM71 215H72V219H71ZM74 215H76V216H74ZM102 215V216H101ZM121 215H123V216H121ZM125 215H126V219L124 220L123 219V217H125ZM151 215H153L152 217H150ZM178 215H180V216H178ZM205 215H208L207 216V218H209V219H206V216ZM225 215H227V217L228 216H230V218H231V220H232V225H231V221L227 218H225L226 219V221H227V223L229 222L230 224H228L229 226H232L231 228H230V230L232 229V228H234L235 227V229H233L231 232H229L230 230H228L227 231V229L229 228V227H227L226 226V229H225V231H224V228H225V226H224V224L225 225H227V223H224L225 222V220L224 221H221V219L220 218H224L225 217ZM256 215H258V216H260V218H263V219H261V220H259V221H261V222H259L258 221V218H257V216ZM23 216V217H22ZM47 216V217H46ZM53 218H52V217ZM130 216H132V214L130 215ZM172 216V217H171ZM190 216V217H189ZM202 216V217H201ZM219 217V221H217V218ZM246 216H249V217H251V218H249L248 219V217H246ZM255 216V217H254ZM9 217H10V219H9ZM34 217V218H33ZM101 217V218H100ZM114 218V220H112L113 218ZM137 217V218H136ZM139 217V218H138ZM163 218V220H166V221H168V222H166L165 221V223L166 224H169L168 226H166V229H165V227L164 226H162L163 227V230L162 229H160V232H162L161 234L163 235V233H164V235H171V236H168L169 237V241H171V242H173V241H177V242H175L176 243V245H177V243H179V242H181V241H183V242H181V244H178L177 246L175 245V244H173V243H170V245H172V247L168 244L169 242H168V240H167V242H166V238H165V236H164V238H163V236H157V237H162V239L163 240H161L162 242H164V240H165V244H168V246H169V248L165 245V244H163L164 246H161V247H158L159 249V252H157V254H153V255H156V256H152V251H150V252H152V253H150V252H147V250H146V252H147V254H145L146 256H148L149 254V256L152 258V259H148V257L146 258V256L144 255V252L143 251H141V252H143V255L141 256V258H139V256H135V255H137V253H139L140 252V250H144V249H141V247L139 246V245H141L142 247H143V245L144 246H148V245H150V246H148L149 248L150 247H152V246H154V242L153 241H155L154 240V238L156 239V242H157V244L160 242V238H156V236L154 235V234H156V230L154 231L153 229H152V231H154V233H153V235L155 236H153L152 235V231H150L149 229H151V226L153 225V226H155V223L157 224V228H161V225L163 224V225H166L165 223H164V221L163 220H160L159 221V223H158V220L160 219V218ZM180 217H182V218H180ZM198 219H197V218ZM212 217V218H211ZM215 217H216V225H215ZM244 217H246V219H248V220H246V221H243V219H245ZM15 218V222H20V225H18V226H20L21 228L20 229H22L23 228V230H25V226H27L26 227V230H25V232H27V233H25L24 232V235L25 234H27L28 235V233H32V235H36L35 237L34 236H32V235H28V237H25V236H27V235H22L21 236V234L23 233V230H22V233L21 234H19V236L23 239V238H28V240L26 239H21L19 236H17L18 235V233H20V232H18L17 231V229H16V231L18 232V233H16V235L13 237V238H10V236H11V234H10V229H11V227L14 225H12L11 227H10V225H11V222L12 223H15L14 222V219ZM46 218H48V220L46 219ZM50 218H51V220H52V222H56V223H54L55 225H53L52 224V222H48V221H50ZM54 218H56L55 219V221H53V219ZM64 218V219H63ZM67 218V219H66ZM81 218V219H80ZM102 219V220H104V221H102L101 220V223H100V221L98 222V220H100V219ZM110 218H111V220H110ZM142 218V220H143V222L141 223V222H139V221H141V220H139V219H141ZM148 218V219H149ZM153 218V220H155V221H153L152 222V219ZM158 218V219H157ZM161 218V219H162ZM193 218L194 219H196V221L194 222L193 221ZM214 218V219H213ZM257 219L256 220V222L258 223H260V224H257L258 226H254L255 227V230L254 231H252L251 233H253L252 235L254 236V237H252L251 235L249 236V240H251V241H249V243L247 244V242L246 243H244L245 241H244V239H248V238H244V237H246V236H244V234L246 235H249L250 234V230H247V228L248 229H250V228H254L252 225V227L250 226V225H248V223L249 224H251V223H255V222H252V221H255V220H252L251 221V219ZM73 219H76L74 222H73ZM98 219V220H97ZM107 219V220H106ZM109 219V220H108ZM135 219H137L136 220V222H135ZM187 219V220H186ZM188 219L190 220V221H188ZM202 219V221H200ZM205 219H206V221L208 220L209 222L211 221L210 219H212L213 220V222L212 223H214V225H212V223H208V222H206L205 221ZM39 220H40V218H39ZM42 220V219H41ZM43 220V221H44ZM57 220V221H56ZM67 220V221H66ZM78 220L80 221V223H78ZM182 220H184L183 221V224H184V222H186V221H188L187 223H189V224H193V225H195V227L194 228H196V229H194L193 228V226H189L188 224V226L189 227H191V229L187 226V227H185L186 226V224L185 225H183L181 222H182ZM203 220L206 222L204 225H201V226H199V228L197 229V224H199L200 222H202L203 223ZM6 221V220H5ZM66 221V222H65ZM71 221H72V224H71ZM106 221V222H105ZM122 221V222H121ZM221 221V222H220ZM250 221H251V223H250ZM40 222V221H39ZM58 222V223H57ZM104 222V223H103ZM129 222H131V224L129 223ZM135 222V223H134ZM155 222V223H154ZM162 222V224H160ZM169 222H171L172 224H170ZM193 222V223H192ZM234 222H237V224L234 226ZM242 222V223H241ZM37 223H35L36 225H37ZM47 223H49V224H51L50 225V227H49V225H47ZM79 225H77V224ZM119 223H121V224H119ZM126 223V224H125ZM139 223H140V225H139ZM150 223H153V224H151V225H149ZM180 223H181V225H180ZM209 224V225H207V226H210V228L208 229H205L204 227H207V226H205L206 224ZM220 223V224H219ZM222 223H224L223 225H222ZM16 225L17 224H19V223H15ZM59 226H58V225ZM68 224V227L66 226ZM74 224H76L75 225V227H77L78 226V228H80L81 227V229H82V232H81V229H76V230H79V232H81V233H79L78 231H75V230H73V229H71V228H74ZM139 226H138V225ZM159 224V225H158ZM218 224V225H217ZM4 225H5V227H4ZM16 225H14V226H16ZM23 225H24V227H23ZM55 227H53V226ZM69 225H71V228H69ZM102 225V226H101ZM127 225H130L129 227H130V229H128L129 227L127 226ZM134 226V227H132V226ZM183 225V226H182ZM222 225V226H221ZM240 225H242V226H240ZM244 225V226H243ZM262 225V226H261ZM38 227H40L39 225H37ZM57 226H58V228L59 229H57ZM73 226V227H72ZM100 226V227H99ZM105 226H107V227H105ZM119 226H121V229L119 230ZM124 226V227H123ZM136 226H137V228H136ZM147 226V227H146ZM170 226V227H169ZM172 226H174V227H172ZM211 226H213V227H211ZM219 226H221L222 228H220ZM240 226V227H239ZM246 226H248V227H246ZM261 226V227H260ZM102 227V228H101ZM132 227V228H131ZM146 227V228H145ZM155 227V228H156ZM181 227H183V229L181 228ZM216 227H219L220 229L219 230H217V229H215ZM237 227V228H236ZM246 227V228H245ZM17 228V227H16ZM28 228V229H27ZM30 228L32 229L30 232H28L29 230H30ZM34 228H36V226H34ZM40 228H42V229H44V232L45 231H47V230H45V228H43L42 226L40 227ZM97 229V231H98V233H96L95 234V232H97L96 231V229ZM106 228H108V229H106ZM117 228V229H116ZM123 228H125V229H123ZM175 228V231L173 230ZM181 228V229H180ZM188 228V229H187ZM202 228V229H201ZM211 228H213L214 230L213 231H210L211 230ZM258 228H261V229H258ZM12 229H13V231H14V227H12ZM18 229H19V227H18ZM104 229V230H103ZM123 229V230H122ZM126 229H128L129 230V232L131 231V232H134V233H132V235H134V236H132L131 235V232L129 233V232H127L126 231ZM137 229V230H136ZM171 229V230H170ZM237 229H238V231L239 230H246V233L244 232V234L242 235L241 233H240V231H239V233L237 234V235H239L238 237L237 236H235V235H233V237L235 236L237 239H235V237L234 238H232V234L236 231L237 232ZM258 229V230H257ZM57 230V231H56ZM93 230V231H92ZM101 232H103V233H101L100 234V231ZM107 230V231H106ZM115 230V231H114ZM122 230V231H121ZM177 230V231H176ZM186 230V231H185ZM190 230V231H189ZM203 230V231H202ZM209 230V231H208ZM223 230V231H222ZM13 231H11V232H13ZM15 231V232H16ZM41 231V230H40ZM109 231V232H108ZM112 231L113 232H115L114 234L112 233ZM121 232V234H122V232L125 234L126 232H127V235H121L120 237H118L119 235H116V232ZM138 231V232H137ZM150 233H149V232ZM157 233L159 234V230L157 229ZM196 231V232H195ZM199 231H201V232H199ZM216 231H219L220 233H218V232H216V233H218V235L216 236L215 234V232ZM221 231H222V233H221ZM248 231V232H247ZM256 231H258V232H256ZM39 233L38 235L36 234V233ZM63 232V233H62ZM68 232V233H67ZM75 232V233H77L78 234V236H79V234H81L80 235V237H81V239H80V237H78L77 236V238H75L74 239V237L75 236H73L72 237V235H73V233ZM92 232H93V234H92ZM106 232H108V233H106ZM118 232H117V234H118ZM135 232H137L138 233V235H139V240H140V242H141V240L142 239H144V237L148 240H146L145 239V241H147V244L145 245L144 243L142 244H140V242L138 243V240L136 241V238L138 237V236H135L136 235V233ZM148 232V233H147ZM224 232H228L229 233V235H223V233ZM254 232H256V234L254 233ZM34 233V234H33ZM65 233V234H64ZM69 233H71L70 235H68ZM74 233V234H75ZM129 233V234H128ZM172 233V234H171ZM193 233H195L194 235H193ZM199 235H198V234ZM211 233H213V236H211L210 237V235H211ZM12 234H15V233H12ZM64 234V235H63ZM92 234V235H91ZM104 234H105V236H104ZM108 234V235H107ZM110 234H112V241L110 242L109 241V239H107V237L108 238H111L110 236ZM142 234V235H141ZM149 234V235H148ZM151 234V235H150ZM175 234H177L173 239H175V240H172V237L175 235ZM186 234V235H185ZM225 234V233H224ZM10 235V236H9ZM41 236V238H42V240H41V238H37L38 236ZM63 235V236H62ZM99 235V236H98ZM146 235H148V236H146ZM240 235H242V239H241V237H240ZM13 236V235H12ZM39 236V237H40ZM50 236V237H51ZM97 236V237H96ZM118 237L120 240H122V238L124 237L125 239V241L123 242L124 243V246L122 245V243H117L118 245H120L121 247H118L117 246V244H116V239L117 240H119L118 238H115V237ZM130 238L131 236L132 237H134V239H129V240H127V238L128 237ZM140 236H144L143 238L142 237H140ZM150 236V237H149ZM152 236V237H151ZM30 237H32V239H34V240H37V241H41L40 243L39 242H37L38 243V247H39V252L40 251H43V253L44 254H42V256L41 257H43V258H45L44 260H42V258L40 257V253H42V252H40V253H38L39 255H38V257H40L41 259H39L38 257H36V255L35 254H33V252H32V255L33 256H31V255H27L30 251H32V249L34 250V248H30L29 246H32V244L34 245V244H36V242H34V240H32ZM48 237H49V233H48ZM60 237V238H61ZM67 237V238H66ZM104 237H106V238H104ZM148 237V238H147ZM168 237H167V239H168ZM184 237H186L185 239H184ZM213 237V238H212ZM215 237H217V238H215ZM223 237V238H222ZM250 237H252L251 239H250ZM258 237H261V236H258ZM16 238H18V239H16ZM73 238V239H72ZM113 238L115 239L114 241H115V243H114V241H113ZM149 238H151V239H149ZM152 238H153V240H152ZM176 238H177V240H176ZM180 238H181V241H180ZM183 238V239H182ZM188 238V239H187ZM212 238V239H211ZM214 238H215V240H214ZM239 238H240V240H239ZM264 238V237H263ZM31 239V241H32V243H31V241H29ZM56 239H57V241H56ZM77 239H78V241H79V239H80V241H79V245L77 244ZM84 239V240H83ZM230 241H229V240ZM234 239H235V241H234ZM61 240V241H60ZM107 240V241H106ZM126 240H127V242H129V243H127L126 242ZM158 240H159V242H158ZM212 240V242L210 243V241ZM236 240H238L237 242L239 243L240 241H242V242H240V244H241V246H242V244H246V245H243L242 246V248L244 249L245 248V250H243L242 248H240V249H242V250H240V252H239V249H238V247H240V246H238V245H240V244H238V245H235L236 244ZM256 241V242H254V241ZM9 241H10V243H9ZM14 241H17L16 242V244H15V242ZM18 241L19 242H22V243H18ZM30 242V244H29V246H28V248L29 249H31V250H28V248L26 247L27 245H25V243H27V242ZM50 241V240H49ZM68 241V240H67ZM67 241H66V243H67ZM77 241V242H76ZM95 241V242H94ZM103 241H105V242H103ZM109 241V243H108V245H107V242ZM135 241V242H134ZM143 241V240H142ZM247 241V240H246ZM252 241H253V244H252ZM13 244H12V243ZM23 242H25V243H23ZM65 242V241H64ZM81 242V243H80ZM98 242H99V245H100V247H102V242H103V246H109V248H104V247H102V248H104V249H102V250H100V252H102V253H100V254H102V256H99L100 254H98V251H94L93 249H92V247L94 248V249H96L99 245H98ZM119 242V241H118ZM150 242V243H149ZM153 242V243H152ZM156 242H155V244H156ZM213 242H215V245L213 244ZM217 242V243H216ZM235 242V243H234ZM261 242V241H260ZM83 243V244H82ZM126 243V244H125ZM131 243V244H130ZM135 243V244H134ZM146 243V242H145ZM152 243V244H151ZM231 243H233V244H231ZM259 243V242H258ZM77 244V245H76ZM97 244V246H95ZM105 244V245H104ZM116 245L117 246V248L119 249L120 248V250L121 251H124V249L126 250V249H129V247L131 248V250H133L134 248L133 247H135V249L133 250V252H134V255H133V253H131L130 254V252L129 251H124V252H122V253H119V252H121L120 250H118V252L116 251L117 250V248H115V246L114 245ZM131 246H133V247H131ZM229 244H230V246H229ZM257 244V243H256ZM76 245V246H75ZM110 245H113L112 246V248L110 249ZM126 245H127V248H126ZM128 245H129V247H128ZM136 245V246H135ZM152 245V246H151ZM176 246L177 248L178 247H180V248H174L173 246ZM247 245H248V248H247V250H246V247H247ZM250 245H253V248H251V249H255L254 247H256V249L253 251V252H251L250 253V251H251V249H249V247H250ZM35 246V245H34ZM83 246V247H82ZM122 246H123V249H122ZM146 246V247H147ZM181 246H183L182 248H181ZM234 246V247H233ZM33 247V246H32ZM38 247H35V248H38ZM71 247H74V248H71ZM82 247V249H81V252H78V250L80 251V249L79 248H81ZM139 247V248H138ZM164 247H167V249H164ZM252 247V246H251ZM47 248H49V249H47ZM62 248V247H61ZM60 247H59V249H61ZM145 248V247H144ZM153 248V247H152ZM211 248V249H210ZM236 248V249H235ZM264 248V247H263ZM263 248L260 250V251H262L263 250ZM66 249H68L67 251H66ZM69 249H70V251H69ZM72 249V250H71ZM78 249V250H77ZM114 249H116L115 251H114ZM148 249V248H147ZM155 249V251H156V248H154ZM164 251V253H162L161 251L162 250ZM172 249H174V250H172ZM181 249V250H180ZM258 249V250H257ZM29 252H28V251ZM36 250V249H35ZM34 250V251H35ZM63 250H65V251H63ZM74 250V251H73ZM84 250V251H83ZM103 250H108V251H106V254L108 253V252H110L111 251V256H110V253L109 254H107V256L105 257V253L103 254ZM112 250H113V252H115L114 254H116V256H117V254L119 253V255L118 256H120L119 258H115V259H112V257L114 256V254H113V252H112ZM135 250H136V254H135ZM149 250V249H148ZM153 250V249H152ZM161 250V251H160ZM172 250V251H171ZM212 250V251H211ZM249 250V251H248ZM62 251L64 252V254L65 255H63L62 254ZM92 251V253H90ZM139 251V252H138ZM154 251V250H153ZM178 252L177 254L178 255H175V252ZM207 251V252H206ZM211 251V254L213 255V257H211V254L209 253ZM237 251H238V253H237ZM241 251H243V252H241ZM245 251H248V252H245ZM7 252V253H6ZM28 252V253H27ZM37 252V251H36ZM51 252V253H50ZM66 252V253H65ZM73 252V253H72ZM97 252V253H96ZM126 252V253H125ZM167 252H168V254H167ZM184 252V253H183ZM205 252V253H204ZM255 252H258L257 253V255L258 256H256L255 254ZM4 253H6V255L4 254ZM31 253V252H30ZM47 253V255H45ZM59 253H61V254H59ZM83 253H86L85 255H83ZM90 253V254H89ZM94 253H96V255L94 254ZM154 253H156V252H154ZM163 254V255H161L160 256V254ZM202 253L204 254V255H202ZM209 253V254H208ZM241 253V254H240ZM247 253H249V254H247ZM254 253V254H253ZM4 254V256H7V257H5V259L4 258H2L1 259V255H3ZM53 254H55L54 255V257H53ZM60 256H59V255ZM94 254V255H93ZM97 254H98V257H97ZM122 254V255H121ZM124 254H126V255H124ZM142 254V253H141ZM141 254H139V255H141ZM166 254V255H165ZM182 254V255H181ZM185 256H184V255ZM188 254V255H187ZM44 255V256H43ZM49 255V256H48ZM63 257H62V256ZM90 255V256H89ZM91 255L94 257V261H90V259L88 260V257L89 258H91ZM124 255V256H123ZM131 255V256H130ZM172 255H174V257H177L176 258V260H174L173 259V257H172ZM247 255V256H246ZM52 258H51V257ZM60 258H63V259H61V260H58V258L59 257ZM86 256V258L85 259H87L86 261H85V259H84V257ZM105 257V259L104 258H102V257ZM130 256V257H129ZM160 256V257H159ZM163 256V257H162ZM164 256H166V257H164ZM202 256V257H201ZM241 256H243V257H241ZM249 256V257H248ZM29 257H32V258H29ZM46 257H47V259H46ZM49 257V258H48ZM58 257V258H57ZM115 257V256H114ZM144 257H145V259H144ZM158 259H157V258ZM162 257V258H161ZM167 257H170V258H168V259H166ZM186 257V258H185ZM189 258V260H191V259H194V260H191V261H189L188 260V258ZM38 260H37V259ZM59 258V259H60ZM102 258V259H101ZM107 258V259H106ZM130 258H132V259H130ZM135 258V259H134ZM139 260H138V259ZM180 258V259H179ZM197 258V259H196ZM200 258V259H199ZM30 259H31V261H30ZM33 259V260H32ZM34 259L36 260V261H34ZM57 259V260H56ZM69 259V260H68ZM71 259V260H70ZM101 259V260H100ZM177 259H179V260H177ZM186 259H187V261H186ZM49 260V261H48ZM53 260L55 261V262H53ZM91 260H92V258H91ZM129 260H130V262H129ZM157 260H160V262L161 261H163V262H161V263H159ZM170 260V261H169ZM171 260H173V262H171ZM41 261V262H40ZM50 262V263H48V262ZM113 261H112V264H115V263H113ZM125 261V262H124ZM132 261V262H131ZM138 261H140V262H138ZM144 261H146V262H144ZM169 261V262H168ZM181 261V262H182ZM189 261V262H188ZM196 261V262H195ZM72 262V263H71ZM119 262V263H118ZM180 262V261H179ZM179 262L178 263H176V264H179ZM89 263V264H90ZM98 262H96L95 264H97ZM100 263V262H99ZM94 264V263H93ZM101 264H106L105 262L104 263H102L101 262ZM182 264V263H181ZM184 264V263H183ZM190 264V263H189ZM201 264H202V262H201ZM204 264H207V262H205Z\"/></svg>",
    "mask_w": 264,
    "mask_h": 264
},
{
    "label": "bare ground",
    "instance_id": "bare-ground-1",
    "mask_svg": "<svg viewBox=\"0 0 264 264\" xmlns=\"http://www.w3.org/2000/svg\"><path fill=\"white\" fill-rule=\"evenodd\" d=\"M96 1H97V0H96ZM96 1H94V2H96ZM123 1H127V2H128V1H130V0H105V1H104L105 5L102 4V6H100L101 9H100V11L98 10V12L100 13L101 10L103 9V7H104V9H105L106 5H107V8H108V6H111V5H108V4H111V3H119V2L122 3ZM132 1H133V0L130 1L131 4L128 2L129 5H128V3L126 4L125 2H123V6L120 7L119 10H120V11H121V10L124 11V9H125V8H124V5H125V4H126V6L131 7L130 5H132V3H133L134 1H136V0H134L133 2H132ZM159 1H160V0H144L143 2L140 1L141 3L138 5L139 7H137V5H136L137 3L134 2V3H136V4H133V5H132V6H134V7H132V9H133V8H134V9H135V8H138V9H136L135 11H132V12H130L129 10L126 11V12L128 13V14L126 15V17L131 13V14H130V17L128 18V21H129V20L131 19V17L133 16V19H131V20H134V21L136 22L135 25H137V24L139 23V21H138L139 19L142 20V18L146 17L147 14H148V15H147L146 18H147V19L151 18L150 14H152V11L154 10V8H160V7L163 8L162 10H164V11L166 12V14H165V12L163 11V13H164L165 16H166V15L169 13V12H167L168 9L166 10L167 7H165V6L168 5V2H167V1L165 2V1L163 0V1L165 2V4H162L163 1H161V2H159ZM196 1H197V2H196ZM206 1H207V0H206ZM206 1H204V4H205ZM208 1H209V0H208ZM262 1H263V0H262ZM53 2H54V1H53ZM99 2H100V1H99ZM99 2H98V3H99ZM138 2H139V1H138ZM164 2H163V3H164ZM169 2H170V1H169ZM221 2H223V1H221ZM221 2L218 0V5H220ZM233 2H234V1H233ZM263 2H264V1H263ZM124 3H125V4H124ZM193 3H194V4H195V3H198V0H195L194 2H192V4H193ZM207 3H209V2H207ZM210 3H211V2H210ZM210 3L207 4V6H208L207 9H209V8L212 9V7H213V10H214L215 6H213V5L210 6V5H211ZM213 3H215V2H213ZM166 4H167V5H166ZM170 4H172V3H170ZM190 4H191V2H190ZM190 4H189V5H190ZM216 4H217V3H215V5H216ZM233 4H234V3H233ZM237 4H238V3H237ZM103 5H104V6H103ZM115 5H116V4H115ZM120 5H122V4L119 3V6H120ZM135 5H136V6H135ZM162 5H163V6L165 5V6L162 7ZM195 5H196V4H195ZM82 6H84V5H82ZM94 6H95V5H94ZM116 6H118V5H116ZM190 6H191V5H190ZM202 6H203V5H200V4H199V7L201 8V10H202ZM209 6H210V7H209ZM216 6H217V5H216ZM226 7H227V6H226ZM231 7H232V6H231ZM107 8H106V9H107ZM111 8L113 9V7H111ZM111 8H110V10H111ZM123 8H124V9H123ZM164 8H165V9H164ZM200 8H199V9H200ZM229 8H230V7H229ZM235 8H236V7H235ZM116 9H117V8H116ZM178 9H179V8H178ZM178 9H176V10H178ZM197 9H198V7H197ZM197 9L195 10V8H193L192 15H193L195 12H197L196 14H199L198 11H201V10H197ZM210 9H209V10H210ZM230 9H232V8H230ZM80 10H81V9H80ZM108 10H109V9H108ZM108 10H107V11H108ZM151 10H152V11H151ZM213 10H210V11H213ZM233 10H234V9H233ZM236 10H238V8H236ZM84 11H86V10H84ZM123 11H122V12H123ZM148 11H150V12H149L150 14L148 13ZM169 11L171 12L170 8H169ZM173 11H174V9H173ZM173 11H172V12H173ZM191 11H192V10H191ZM225 11L227 12V10H224V12H225ZM229 11H230V10H229ZM238 11H239V10H238ZM240 11H241V10H240ZM240 11H239V12H240ZM103 12H104V10H103ZM115 12H116V13H115ZM126 12H125V14H126ZM207 12H208V10H207ZM241 12H242V11H241ZM80 13H81V11H80ZM94 13H95V14H94ZM96 13H97V11H92V14H93V15H96ZM99 13H98V16H99ZM114 13H115V17H116V18L119 17V16L117 17L116 15L121 14V12L119 13V11L117 12L116 10L114 11ZM117 13H118V14H117ZM156 13H159L157 9L154 10V15L152 14V18H151V20L148 21L146 18H144L143 21H144V22L148 21L149 24L152 23L153 20L155 19V15H156ZM161 13H162V11H161ZM173 13H174V12H173ZM181 13H183V12H181ZM188 13H189V12H188ZM188 13L186 12L184 15L186 16V14H188ZM190 13H191V12H190ZM210 13L212 14V12H210ZM222 13H223V10H222ZM228 13H230V12H227V17H228L229 19L232 18V17H234L235 14H237V15L239 14V13H234V14H233L234 16L231 17V15L228 14ZM76 14H77V13H76ZM78 14H79V13H78ZM105 14H106V13H104V15H105ZM170 14H171V13H170ZM207 14H208L209 16H211L209 13H207ZM207 14H204L203 17L206 16ZM68 15H70V13H69ZM74 15H75V14H74ZM74 15H72L71 17H72V19H75V21H76V20H77V17L75 18ZM84 15L87 16V18H84V17L82 18L81 16L78 18L79 21H80V19H83V20L85 19V20H86V21L84 20V21L81 22L82 26H83V24H84L83 22H87V19H88V22H92L93 19H90V18H91V17H94L93 15L91 16V13H90V12H88V14H85V13H84ZM101 15H102V16H101ZM104 15L101 13V14H100V17H103ZM159 15H160V13H159ZM172 15H173V14H172ZM194 15H195V14H194ZM208 15H207V17H208ZM228 15H230V17H229ZM98 16L96 15L95 17H97V19H99L100 17L98 18ZM111 16H113V15L111 14ZM111 16H110V18H109V21H107V22L105 23V22H104V21H106V19H105L104 21H101L102 24L99 23V24H97V26H98V25H104V24H105V25H104V28L107 27L108 29H110V27H112V25H111V26H106V24H107V25H109V24H114V22H115V21H114V22L110 23V22H111L110 20L112 19ZM143 16H144V17H143ZM177 16H178V15H177ZM187 16H189V15H187ZM187 16H186V17H187ZM241 16L244 17V14H242ZM241 16H239V17H237V18H240ZM66 17H68V16H66ZM66 17H65V19H66ZM162 17H164V16H161V17H159V16L157 17V16H156L157 19H160V18L162 19ZM170 17H171V16H170ZM207 17H206V18H202L201 20L205 21V20L207 19ZM224 17H225V15H224ZM243 17H241V18H243ZM122 18H125V16L122 17ZM175 18H177V17H175ZM166 19H167V18H166ZM166 19H165V20H166ZM192 19H196V22H197V21L199 22V24H200V27H199V28H201V29L204 30V31L206 30V27H205V28H204V26L202 27V25L205 24V23H204L203 21H202L203 23H201V21H200V15H198V17H196V15H195V18L193 17ZM197 19H198V20H197ZM204 19H205V20H204ZM208 19H210V18L208 17ZM208 19H207V20H208ZM215 19H216V21H217L216 23H218L216 29L219 28L218 30H220V28H221L222 25H219V22H220V21H218L217 18H215ZM218 19H220V17H218ZM221 19H224V18L222 17ZM251 19H252V20H250L249 23L246 22V20H247V21L249 20V19H247V18H246V19H243V22H245V23H243L242 21H239L238 23H240V22H241V23H240V25H239L238 23H236V24H237V27L240 28V29H242L243 27H244V28L247 27V26H245V25H249V24L251 23V21L254 20L253 18H251ZM69 20H71V18H70ZM90 20H91V21H90ZM95 20H96V19H95ZM95 20H93V23H94ZM99 20H100V19H99ZM99 20H97L96 22L98 23ZM112 20H113V19H112ZM114 20H115V19H114ZM131 20H130V21H131ZM145 20H146V21H145ZM170 20H171V19H170ZM173 20H174V19H173ZM173 20H172V21H173ZM181 20L185 21L184 18H181ZM189 20H191V19H189ZM226 20H227V19H226ZM226 20H225V21H226ZM255 20H257V19H255ZM59 21H60V20H59ZM62 21H63V20H61L60 23H59V22L57 23V25H58L59 27H60ZM75 21H74V22H75ZM121 21H122V19H121ZM128 21H127V23H129ZM158 21H159V20H158ZM158 21H157V22H158ZM167 21H168V20H167ZM183 21H181V23H183ZM221 21H223V20H221ZM225 21H223V23H225ZM227 21H228V20H227ZM227 21H226V22H227ZM231 21H232V24H234V23L237 22L238 20L236 21V19H234V20L231 19ZM259 21H261V20H259ZM72 22H73V21H72ZM72 22L70 23V25L68 24L69 26L66 24V25L68 26V28H66L67 31H69V29H70V28H73V27H74L75 29L80 28V25H79L80 22H79V23L77 22L78 25H77L76 23L73 24ZM88 22H87V23H88ZM96 22H95V23H96ZM108 22H109V23H108ZM137 22H138V23H137ZM140 22H141V21H140ZM144 22H143V23H144ZM148 22H147V23H148ZM194 22H195V21H194ZM194 22L192 23L193 25H192V24L189 25V28L187 29V31H189V32L192 31L190 34H189V32H188V33H187L188 35L186 34L187 31L185 32L184 30L181 29V27H182V26H181V25H182L181 23L177 24V25H179V28L177 27L176 24H174V25H176V28H178L179 30H181V32H183L180 36H179L180 33L177 34V33L175 32V31H177V29L174 30V33H173V31L170 32V34L172 33V35H173V34L178 35L177 38L175 37L176 40L181 39L180 37L183 36V34H184V35H185V34L187 35V36H186V39H185V36H183L184 38L182 37L181 40H178L179 42H182V43H179V42H178V43H179L180 45H182L183 48H178L179 45H177V44H176L177 47H176L175 45L172 46V44H174V43H173V42H174V37H173V38L171 37V38L173 39V40H172L173 42H172L171 39H169L170 36H171V35L169 34L168 37H167L166 39L170 40V42H172V43H171V44H170L169 42L166 43V45L168 46L167 48H166L165 46H162V45L159 46L160 49H159L158 47L155 48V49H159V50L156 52V53H158L159 55H155V54H153V52L155 51V50L152 49L153 46H152L151 48L147 49V50L145 49L144 52H141V53H140V51L138 52V53H140V54H143V56H145L144 58H143V56H142L143 59H142L141 57H137L138 55L135 54L137 58H139V59L141 58V61H140L141 63H140V65H143V66H140V65H139V66H140V67H139V66L137 65V63L139 64V62L136 60L137 58H135V56L131 57V58H132V60H130V62L132 61L131 63H129V61H128L129 58H127L126 56H124V57L127 58L128 60H127V62H126V61L124 62V60H123L124 58H120V57H119L120 55H119V56L117 55V58H118V59H117V58H114V61L116 62L117 60L122 59L123 62L121 61V62H122V65H120V66L123 67L124 63H127V64L129 63L130 66H127L128 71H131V72L134 71V73L143 76V68H142V67H145V62H146V65H147L148 63H152V62H154V65L156 66L155 62L159 61V64H162V63H160V60H162L161 62H164L163 59H166V58H169V57H174V56L178 55L177 57H174V58H176L175 60H174L173 58H171L173 62H170L169 59L167 60V61H169L170 63H172V65H170V66H172V67H169V64H168L166 67H162V66H165V64L169 63V62H166V61L164 62L165 64H163L161 67L164 68V70H166V69H168V68H170L171 70L173 69L174 72H175V70H177V71H176L177 74L175 75V76L177 77V80L181 81L180 79L182 78V81H183L184 84H185V80H187V78L185 77L186 74H185V76H184V77H185V80H183V78H184L183 75H182V77H181V74H183V73H182L183 70H181V69H182L183 67H182V65H180V66L177 65V66H176L175 61L177 60L176 62H179V61L185 59L186 63H185V65H183V66H185L186 69H187V71H188L189 68H190L191 70H192V68H195V67H192V68H191V66H189L190 63L188 64V62H191L192 64H190V65H193V64L198 63V62H197V59L200 58L199 61H200V62L203 61V63L206 64L207 61L209 60V59H208V60H205V59H207L206 57L203 58V60L201 59L202 57H197V56H199V54L195 57L196 60H195L194 57H192V58H189V57H188V53H189V52H188L186 49L188 48V50L190 49L191 51H192L193 49L189 48V46H187V45L189 44V45L191 46V44H192L193 42H195V44H196V41H197V40H198V44H200V43H202V42H199V39H200V40H204V39H202V35L205 34V33H204L203 31H201V32H203V33L199 32L200 29L197 30V29H198V28H197L198 26H196L197 24H195L196 22H195V23H194ZM229 22H230V21H228V23H229ZM233 22H234V23H233ZM63 23H64V22H63ZM87 23H86V24H87ZM147 23H146V24H147ZM177 23H178V22H177ZM190 23H191V22H189V24H190ZM214 23H215V22H214ZM220 23H222V22H220ZM223 23H222V24H223ZM252 23H253V22H252ZM54 24H55V23H54ZM86 24H85V25H86ZM89 24H90V23H89ZM89 24H88V25H89ZM119 24H123V22H122V23H119ZM119 24L114 25V27H115V28H120V27L122 28L123 26H118ZM131 24L133 25L134 22L132 21ZM155 24L157 25L156 21H155L154 25H155ZM165 24H166V23H165ZM169 24H172V23L169 22ZM169 24H168V25H169ZM199 24H198V25H199ZM225 24H226V23H225ZM225 24H223V25H225ZM243 24H244V26H243ZM254 24H255V23H254ZM260 24H261V23H260ZM260 24H259V27L261 28L262 26H261ZM23 25H24V24H23ZM66 25H65L64 27H67ZM71 25H72L73 27H72ZM74 25H75V26H74ZM76 25L79 26V27L76 28ZM85 25H84V27H85ZM124 25H125V23H124ZM154 25L151 26V24H150L151 28H149V27H150V26H149V27H148L149 29H148V28H147V29H143V28H141L142 33H145V32L147 33V32H148V33H147V35H148V34H150L149 31L151 32L152 29H153V30H152L153 32L157 33V32L155 31L156 28H153V27L156 26V25H155V26H154ZM218 25H219L220 27H218ZM230 25H231V24H230ZM251 25H252V24H251ZM262 25H263V24H262ZM26 26H27V25H26ZM58 26H57V28H59ZM82 26H81V28H80L81 30L79 29V31H78V33H79L78 35H76L77 32H75V31H74L75 29L73 28L74 30L71 31L72 33H70V34H68V35L70 36V35L73 34L74 32H75L76 34L74 33L75 35H74L71 39H73L74 37H75L74 39H76V36H77V38H78V37L81 35V38H79V40H81L82 37L84 36L83 39H84V40L86 39L85 41H88V40H89V41H94V40H90V39L92 38V36H89V35L86 36V35H84L83 33H82V34H80V33H81V32L86 33V32H85L86 30H88V31L90 30L89 27H91L92 31H94L93 28H94V27L96 28V25H94V26H93V25H90V26L88 27L89 29H87V27H86V30H84V31H82V30L84 29V27L82 28ZM86 26H87V25H86ZM125 26L128 27V24L125 25ZM125 26L123 27L124 30H129V29H126ZM129 26H130V25H129ZM166 26H167V25H166ZM212 26H213V25H211V24L209 25V27H212ZM228 26H229V24H228ZM241 26H242V28H241ZM101 27H103V26H101ZM139 27H141V26H139ZM190 27H191L192 29L195 28V29H193L194 31L191 30ZM226 27H227V24H226ZM235 27H236V25H234L233 28H235ZM253 27H256V26L253 25ZM253 27H252V28H253ZM263 27H264V25H263ZM263 27H262V28H263ZM57 28H56V27L54 28V32H53V34L57 32V31L55 30V29H57ZM104 28H103V29H104ZM121 28H120V29H121ZM131 28H132V27H131ZM131 28H130V29H131ZM145 28H146V27H145ZM170 28H172V27H170ZM196 28H197V29H196ZM238 28H237V29H238ZM244 28H243V29H244ZM249 28H250V27H249ZM252 28H251V29H252ZM99 29H100L99 27H98V29H95L96 31L98 30L97 34H94L95 36H97L99 32H100L99 35L101 34V32H102L103 29H101V31H100ZM150 29H151V30H150ZM172 29H173V28H172ZM184 29H185V28H184ZM216 29H215V30H216ZM221 29H223V26H222ZM230 29H231V28H230ZM240 29H239V30H240ZM247 29H248V27H247ZM2 30H3V29H2ZM62 30H63V28H61V30H59V33H61ZM110 30L113 31L114 29L111 28ZM110 30H108L107 32H109ZM135 30H136V29H135ZM141 30H140V31H141ZM147 30H148V31H147ZM195 30H197L199 33H196V37H197V39H196V37H195V39L193 40V38H194L193 35H195V32H196ZM208 30H210V28H209ZM218 30H217V31H218ZM225 30H226V29H225ZM245 30H246V29H245ZM249 30H250V29H249ZM4 31H5V30H4ZM55 31H56V32H55ZM90 31H91V30H90ZM92 31H91V32H92ZM96 31H95V32H96ZM112 31H110V32H111L110 34L108 33V36L112 34ZM115 31L118 32V31H120V30L116 29V30H114L113 32H115ZM206 31H207V30H206ZM206 31H205V32H206ZM230 31H231V30H230ZM242 31H244V30H242ZM64 32H65V31H64ZM95 32H93V33H95ZM117 32H115V34L112 35V38H113V39H111V37H108L107 39H108V40L111 39V41L114 40V41L116 42V40H117L118 38H120L121 41H122V39H123V38H121V37H122V34H125V33H122V34H121V32H120L121 35H119V32H118V37H116L117 39L115 40V37H114V36L117 35V34H116ZM132 32H133V30H132ZM135 32H136V31H135ZM135 32H133V33H135ZM193 32H194V33H193ZM215 32H216V31H215ZM220 32H222V31H218V33H220ZM228 32H229V31H228ZM238 32H239V31H238ZM245 32L247 33V31H245ZM251 32H252V30H251ZM255 32H257V31H254V34L251 33V35H255V34H256ZM260 32H261V31H260ZM3 33H4V32H3ZM49 33H50V32H49ZM66 33H67V32H66ZM66 33H65V34H66ZM102 33H103V32H102ZM104 33L106 34V32H104ZM104 33H103V34H104ZM130 33H131V30H130ZM140 33H141V32H140ZM146 33H145V34H146ZM155 33H154V35H155ZM163 33H164V32H163ZM192 33H193V35H192ZM200 33H201V35H199ZM263 33H264L263 31L260 33V34H261V37L263 36L262 38H264V35H262ZM53 34H52V35H53ZM86 34H87V33H86ZM88 34H89V33H88ZM103 34L100 35L101 37L98 35V36L100 37V39H101V38L103 39V37L106 36V35H104V36L102 37ZM137 34H138V33H136L135 35H137ZM145 34H144V35H145ZM220 34H221V33H220ZM257 34H258V33H257ZM260 34H259V35H260ZM9 35H10V34H9ZM49 35H50V34H49ZM55 35H56V34H55ZM55 35H54V36H55ZM63 35H64V34L61 33V37H62ZM91 35H92V33H91ZM125 35H126V37H127V36L129 37V36H130V34H129V35L125 34ZM138 35H139V34H138ZM147 35H146V36H147ZM154 35H153V36H154ZM161 35H164V34L161 33L160 35H158V37H163V36H161ZM197 35L200 36L199 39H198V36H197ZM209 35H210V34H209ZM223 35H224V34H223ZM242 35H243V34H242ZM249 35H250V33H249ZM259 35H258V36H259ZM58 36H59V38H58L57 40L60 41V39H61L60 34H59ZM65 36L67 37V35H65ZM85 36H86V37H85ZM98 36H97V37H98ZM119 36H120V37H119ZM123 36H124V35H123ZM146 36H144V38H145ZM151 36H152V34H151ZM190 36H191L192 38H191ZM205 36H206V35H204V37H205ZM214 36H217V34H216V35L214 34ZM228 36H229V35H228ZM228 36H226V37H228ZM237 36H238L239 39H242L241 37H243V36H241V35L239 36V34H237ZM246 36H247V34H246ZM255 36L257 37V35H255ZM47 37H48V36H47ZM47 37H46L47 40H46V39H45V40H44V39L42 40V42L44 41V44H45V45L48 44V40L51 38V37H50V38H47ZM55 37H56V36H55ZM55 37H54V38H55ZM63 37H64V36H63ZM147 37L149 38L150 36H147ZM147 37H146V39H145L146 42L150 39V38L147 39ZM155 37H156V36H155ZM155 37L153 38V41H154ZM222 37H223V36H222ZM224 37H225V36H224ZM232 37H235V38H236V41H237L238 38H237L235 35H233ZM248 37H249V36H248ZM251 37H252V36H251ZM253 37H254V36H253ZM7 38H8V37H7ZM54 38H51L50 41H52V39H54ZM132 38H133V37H132ZM189 38H190L191 40H193V41H190V42H192L191 44H190L189 42H187V39H188V41H189ZM210 38H211V37H210ZM210 38H209V39H210ZM212 38L215 39V37H212ZM212 38H211V39H212ZM243 38H244V37H243ZM249 38H250V37H249ZM258 38H260V37H258ZM262 38H261V39H262ZM62 39H63V40H62ZM62 39H61V40H62V41L65 40V42H60L59 44H61V46H62L63 44L68 43V42L66 41L67 38L64 37V38H62ZM83 39H82V41H79V42H80V43L83 42ZM93 39H94V38H93ZM120 39H119V40H120ZM133 39H134V38H133ZM166 39H165V40H166ZM214 39H212V40H214ZM220 39H221V37H220ZM226 39H227V38H226ZM232 39H234V38H232ZM232 39H231V40H232ZM245 39H246V38H245ZM245 39H242V40L244 41ZM256 39H257V38H256ZM261 39H260V40L258 39V40L261 42ZM32 40H33V39H32ZM77 40H78V39H77ZM77 40H75V41L77 42ZM124 40H128V39L125 38ZM124 40H123L122 42H124ZM160 40H161V39H160ZM183 40H184V41L186 40V42H185V45L187 44V45L185 46L186 48H184V43H183L184 41H183ZM212 40H211V41H212ZM229 40H230V38H229ZM38 41H39V40H38ZM38 41H37V43H39V44L36 45V44L34 43L35 46L38 47V48L36 47V49H34V50H38L39 48L42 47L43 49L41 48V50H43V51L40 50V55H38V56L41 57V52H42V56H43V55H44L43 52H45L44 50H50L49 47H50L51 45H49V44H51V42L49 41L50 43L48 44V45H49V46H48V49H46L47 46L45 47L43 43H42V44H43V45H42V44L40 43V41H39V42H38ZM69 41H70V40H69ZM71 41H72V43H75V44H76L75 41H73V40H71ZM132 41H134V40H132ZM145 41H144V42H145ZM166 41H167V40H166ZM246 41H247V39H246ZM255 41H256V40H255ZM30 42H31V44H32V41H30ZM46 42H47V43H46ZM79 42H78V44H76V46H79V45H80ZM95 42H96V43H92V42H90V44H92V46H93V44H95V45L97 46V41L95 40ZM106 42H107V41L102 42L103 44H105V48H107L108 45H109V43H106ZM128 42H129V40H128ZM130 42H131V41H130ZM141 42H142V41H141ZM161 42H162V40H161ZM207 42H208V41H207ZM215 42L217 43V44L215 43V44L217 45V48H216V50H214V51L217 52V53H216V57H215V59L217 58L218 60H219V59H221V60L224 59V60H225L226 58H229V60H230V58L233 56V55L231 56V54H230V56L227 55V54L230 53V52H228V53L226 54V53H222L223 50L220 51V49L222 48L221 45H223L222 43H221V45H219L220 42H221V40H220V42H219V40H216ZM238 42H239V41H238ZM24 43H25V42H24ZM24 43H23V44H24ZM98 43H101V41H98ZM102 43H101V44H98L99 47L102 46ZM118 43H119V41H118ZM147 43H148V42H147ZM225 43H226V41H225ZM235 43H236V42H235ZM241 43H245V41H244V42H241ZM249 43H251V42H249ZM249 43H248V44H249ZM263 43H264V41H263ZM263 43H262V44H263ZM21 44H22V43H21ZM27 44H28V43H27ZM59 44H58V45H59ZM75 44H74V45H75ZM81 44H82V43H81ZM88 44H89V42H87V44H86V42H85L84 46L86 45L87 47L91 48L92 46L90 47V46H88ZM107 44H108V45H107ZM121 44H124V43H121ZM127 44H129V43H127ZM127 44H125V45H127ZM133 44H134V43H133ZM133 44H132V45H133ZM161 44H162V43H161ZM168 44H170L172 47H170V45H168ZM211 44H214V42H212ZM228 44H229V43H228ZM260 44H261V43H260ZM262 44H261V45H262ZM38 45H39V46H38ZM52 45H54V43H53ZM58 45L55 43V45H54L53 47L55 48V46H58ZM70 45H71V44H70ZM72 45H73V44H72ZM106 45H107V46H106ZM116 45H118V44H116ZM135 45H136V44H135ZM135 45H134V46H135ZM137 45H138V44H137ZM154 45H155V44H154ZM159 45H160V44H159ZM192 45H194V44H192ZM201 45H202V44H200L199 46H201ZM208 45H209V44H208ZM216 45H214V49H215V46H216ZM218 45H219V46H218ZM236 45H237V44H236ZM236 45L234 44V47H231V45H230L231 49L234 48V50L236 51V49H235V46H236ZM238 45H239V44H238ZM240 45H241V44H240ZM242 45H243V44H242ZM242 45H241V46H242ZM254 45H255V42H254ZM254 45H251L252 47H250V48H252V49L255 48ZM256 45H257V44H256ZM22 46H23V45H22ZM25 46L27 47V49H26L27 51H29V52H30V51H33V50H30L26 44L24 45V47H25ZM68 46H69V45H68ZM68 46L66 47L67 49H65V50H68ZM76 46H74V48H75ZM82 46H83V44L80 45V49H81ZM84 46H83V48L86 47V46H85V47H84ZM109 46H110V45H109ZM127 46H128V45H127ZM127 46H126V47H127ZM142 46H143V44H142ZM148 46H149V45H148ZM182 46H181V47H182ZM196 46H198V45H196ZM248 46H250V44H249ZM253 46H254V47H253ZM24 47H23V48H24ZM26 47H25V48H26ZM53 47L51 46V50H50L51 52L49 51L48 53H52V51L55 50ZM58 47H59V46H58ZM71 47H72L71 50L74 49L73 46H71ZM87 47H86L87 51H86V49H84V50H85V53L87 52L86 54H85V53H81V54L78 56V55H76V54H77L78 52H81V51H79V50L77 51V49H75V51H73V52H74V53L76 52V54H74L72 51H71V52H72L73 54H72L71 52L67 53V52L64 51V56H65V54H66V55H70V54H71L70 57H73V58H72L73 60L75 59V57H74L75 55H76L77 57H80V56L82 57V55H83V56H84V54L87 55V54L89 53V51H91V49H89V51H88V48H87ZM99 47L97 46V48H99ZM120 47H122V50H121V48H120V51H124V49H123V48H124L123 45H120ZM128 47H129V46H128ZM131 47H132V46H131ZM143 47H144V46H143ZM154 47H155V46H154ZM193 47H195V46H193ZM210 47H211V46H210ZM212 47H213V46H212ZM220 47H221V48H220ZM23 48H22V50H23ZM31 48H32V47H31ZM44 48H45V49H44ZM78 48H79V47H78ZM93 48H94V47H93ZM132 48H133V47H132ZM138 48H139V46H138ZM140 48H141V47H140ZM140 48H139V50H140ZM144 48H148V47L146 46V43H145V47H144ZM176 48H178V49H176ZM202 48H204V47H202ZM250 48H249V50L247 49V50L245 51L246 53L243 52L244 54H242V56H241V54H240L241 57H244V55H246V54H247L246 57H248V56L250 55V56L248 57V60H249V61H250L251 57L254 58V55L252 56V54H250V51L252 50V49L250 50ZM32 49H33V48H32ZM52 49H53V50H52ZM60 49H61V48H60ZM60 49H59V50H60ZM114 49H115V47H114ZM136 49H137V48H136ZM198 49H200V48H198ZM222 49H223V48H222ZM261 49H262V48H261ZM26 50H25V51H26ZM82 50H83V49H82ZM93 50L96 51V48L93 49ZM98 50H99V53H100V52L103 51V48H101V50H100V49H98ZM98 50H97V51H98ZM104 50H105V49H104ZM134 50H135V49H134ZM142 50H143V49H142ZM190 50H189V51H190ZM196 50H197V49H196ZM207 50H208V48H207ZM209 50H210V49H209ZM217 50H219L220 55H218L219 52H218ZM227 50H230V49H227ZM227 50H226V51H227ZM257 50L259 51V48H258ZM257 50H256V52H257ZM23 51H24V50H23ZM27 51H26V52H27ZM56 51H57V50H56ZM95 51H91L90 56H88V57H90V58L88 59V65L90 64V62H91L92 60H95V59H96L97 62H100V61L98 60V58L101 59L102 57H104V56H102V55H101L102 57L99 55V57H97V58L95 57V58H94V56H92V54L95 55ZM130 51H131V48H130ZM130 51H127V50H126V54H127V53L130 54V53L132 52V51H131V52H130ZM136 51H137V50H136ZM145 51H146V52H145ZM186 51H187V52H186ZM191 51H190L189 54H190V56H193V55H191V54H193V51H192V52H191ZM201 51H204V50L201 49ZM201 51H199V53H201ZM235 51H234V52H235ZM247 51H249V53H248ZM260 51H261V50H260ZM262 51L264 52V49H263ZM262 51H261V56L264 55V53H263ZM92 52H93V53H92ZM118 52H119V51H118ZM118 52H117V53H118ZM124 52H125V51H124ZM182 52H186L187 56H186V54H182ZM210 52H211V51H210ZM210 52L207 51V55L210 56ZM231 52H233V51H231ZM32 53H33V52H31V54H32ZM36 53L38 54L39 52L36 51ZM48 53H47V55H48ZM54 53H55V52H54ZM105 53H106V52H105ZM117 53H116V54H117ZM134 53H135V52H134ZM136 53H137V52H136ZM194 53H195V50H194ZM197 53H198V51H197ZM202 53H203V52H202ZM202 53H201V54H202ZM238 53H239V52H238ZM252 53H253V52H252ZM258 53H260V52H258ZM60 54H61V53H60V51H59V55H60ZM96 54H98V53H96ZM106 54H108V53H106ZM106 54H105V55H106ZM116 54H115V56H116ZM126 54H125V55H126ZM144 54H145V55H144ZM179 54H180V55H179ZM213 54H214V53L212 52V55H211V56H213ZM224 54H226V56H225ZM253 54H254V53H253ZM33 55H34V54H33ZM55 55H57V53H56ZM55 55H52V56L55 57ZM73 55H74V56H73ZM103 55H104V54H103ZM121 55H122V54H121ZM131 55H132V53H131ZM182 55H183V56H182ZM195 55H196V53L194 54V56H195ZM207 55H206V56H207ZM221 55H224L225 58H220ZM52 56H50V57H52ZM60 56L64 57L63 54H61ZM96 56H98V55H96ZM106 56H107V55H106ZM109 56H110V55H109ZM122 56H123V55H122ZM127 56H128V55H127ZM139 56H140V55H139ZM156 56H158V57H156ZM179 56H180V57H179ZM202 56H203V54H202ZM217 56H218V57H217ZM227 56H228V57H227ZM240 56H237V57L234 59V61L237 60V59H239ZM258 56H260V55L258 54ZM258 56H256L255 59L258 58ZM40 57H39V58H40ZM46 57H47V58H46ZM46 57H43V58H45V60L50 58V57L48 58V56H46ZM54 57H52V58H54ZM68 57H69V56H68ZM88 57H87V58H88ZM100 57H101V58H100ZM207 57H208V56H207ZM238 57H239V58H238ZM246 57L243 58V59L246 60V59H247ZM52 58H51V59H52ZM55 58H56V57H55ZM64 58H65V57H64ZM87 58L84 57V59H87ZM93 58H94V59H93ZM131 58H130V59H131ZM134 58H135V59H134ZM178 58H179V60H178ZM208 58H209V57H208ZM57 59H59V57H57ZM57 59H56V60H57ZM60 59H61V58H60ZM72 59H69V60H66V59H65L64 64H65L66 62L70 61V60H71L72 63L70 62L69 64H70V65L73 64ZM77 59H78V58H77ZM82 59H83V57H82ZM82 59H78V60L81 61ZM84 59H83V60H84ZM90 59H91V60H90ZM171 59H170V60H171ZM190 59H193V60H190ZM213 59H214V58L212 57V60H213ZM240 59H241V58H240ZM262 59H263V58H262ZM45 60H44V61H45ZM78 60H77L76 62H78ZM104 60H105V59H104ZM133 60H134V61L136 60L137 63L135 64ZM154 60H155V61H154ZM187 60H188V61H187ZM189 60H190V61H189ZM229 60H228V61H229ZM245 60H244V61H245ZM252 60H254V59H252ZM260 60H261V59H260ZM260 60H257V61H260ZM49 61H50V59H49ZM59 61H60V60H59ZM192 61H193V62H192ZM228 61H226V62H228ZM241 61H243V60L241 59ZM257 61H256V63H261V62H257ZM42 62H43V60H42ZM54 62L56 63L57 61H55V60L53 61V60H52V63H51V61L48 62V63H51V64H49V65L51 66V68H50V66L48 65V63H46V65H48V66H47V67H48V70L46 69L48 72L50 71V69L53 70L52 66H55V65L57 66V65H58V64L53 65ZM76 62H75V63H76ZM105 62H106V61H104V63H105ZM107 62H108V61H107ZM121 62H120L119 64H121ZM142 62H143V63H142ZM200 62H199V63H200ZM215 62H216V64H215ZM223 62H224V61H223ZM223 62H222L221 64H225V63H223ZM239 62H240V61H239ZM239 62H236L237 65H234V66L243 67V65H244L245 63H244V62L239 63ZM263 62H264V61H263ZM57 63H58V62H57ZM62 63H63V61H62ZM80 63H81V62H80ZM80 63H79V64H80ZM104 63L101 62V66H103L102 64H104ZM132 63H134V64H132ZM174 63H175V64H174ZM180 63H181V62H180ZM217 63H218V61H216V60H215L213 63L211 62V64L208 63V65L210 64L209 67H211V68H209L208 65H205V66H206L205 68H207V71H208V69H211V73H209V74H212V72H214V71L216 70V69H214V68L217 67V66H216ZM231 63H233V60H232V62H230L229 64H231ZM246 63H248V62H246ZM256 63H255V64L253 63V64H251V65H252V66H255ZM64 64L60 66V67L62 68L61 70H63V71L66 70V71L69 72V71H70V68H72V66H71V67L69 68V70H68V68L65 69V67H67L66 65H69V64H66V65H64ZM85 64H86V63H85ZM93 64H95V63H93ZM119 64H118V66H116V67L119 68L118 70L122 69L121 71H123L124 68L119 67ZM129 64H128V65H129ZM157 64H158V63H157ZM186 64H187V66H188L189 68L186 66ZM221 64H220V65H221ZM229 64H227V66H228ZM238 64H239V65H238ZM242 64H243V65H242ZM34 65H36V64H34ZM38 65H40V64L38 63ZM98 65H100V63H98ZM98 65H97V68H100L101 66L99 67ZM107 65H108V64H107ZM152 65H153V64H152ZM154 65H153V67H154ZM174 65H175L177 68H175ZM214 65H215L216 67H215ZM263 65H264V63L261 64V66H263ZM30 66H31V65H30ZM56 66H55V68H56ZM62 66H63V67H62ZM75 66H79V65H74L73 67H75ZM80 66H81V65H80ZM112 66H114V65H112ZM147 66H148V65H147ZM200 66L202 67L203 65L201 64ZM200 66H199V64H197V67H200ZM43 67H44V66H43ZM58 67H59V65H58ZM58 67H57V68H58ZM90 67H91V66H90ZM90 67H89V69H90ZM103 67H105V66H103ZM109 67H110V66H109ZM114 67H115V66H114ZM129 67H130V68H129ZM161 67L159 68L160 70H161ZM167 67H168V68H167ZM179 67H180L181 69H180ZM185 67H184V68H185ZM197 67H196V68H197ZM201 67H200V68H201ZM213 67H214V68H213ZM246 67H247V66H246ZM246 67H244V68L246 69ZM259 67H260V66H259ZM86 68H87V67H86ZM111 68H112V67H111ZM184 68H183V69H184ZM203 68H204V67H203ZM247 68H249V67H247ZM251 68H252V67H251ZM23 69H24V71H25L26 69H28V67H27V68H23ZM23 69L20 70V71L23 72ZM43 69H44V68H43ZM78 69H80V68H78ZM81 69H82V68H81ZM83 69H84V67H83ZM107 69H108V66H107ZM129 69H130V70H129ZM141 69H142V70H141ZM159 69H158V70H155L156 73L159 72ZM212 69H214V71H212ZM249 69H250V68H249ZM253 69H257V68H253ZM261 69H263V70H260V71H263V72H261V73H264V67H261ZM37 70H38V69H36V71H37ZM40 70H42V69H40ZM40 70H39V71H40ZM56 70H58V69H56ZM61 70H60V73L63 75V77H67V76H64V74L66 75V73H63V71H61ZM84 70H85V69H84ZM84 70H83V71H84ZM87 70H88V68H87ZM87 70H86V71H87ZM91 70H92L94 73L97 72V70L95 71V69H90V71H91ZM103 70H104V69H103ZM103 70L101 69V73H102ZM110 70H111V69H110ZM124 70H125L124 72H128V71L126 70V67H125ZM151 70H152V68L150 69V71H151ZM171 70H170V71H171ZM173 70H172V71H173ZM178 70H179V71H178ZM180 70H181V71H180ZM193 70H194V69H193ZM31 71L34 73V75H36V73L34 72L33 69H32V70L30 69V72H31ZM76 71H77L76 74L81 73V75H82V72H78V70H76ZM90 71L88 70L87 72H89V73L92 74L93 72H90ZM112 71H113V70H112ZM121 71H120V72H121ZM148 71H149V70H148ZM148 71H147V72H148ZM150 71H149V72H150ZM166 71H167V70H166ZM168 71H169V69H168ZM168 71H167V72H168ZM185 71H186V70H185ZM194 71H197V70H194ZM200 71H201V70H200ZM240 71H241V70H240ZM243 71H244V70H243ZM243 71H242V72H243ZM258 71H259V70H258ZM30 72H28V73H30ZM37 72H38V71H37ZM40 72H41V71H40ZM40 72H38V74H41ZM54 72H56V71H54ZM68 72H67V74H68ZM72 72H74V71H72ZM72 72H71V73H72ZM147 72H146V73H147ZM160 72H161V71H160ZM163 72H164V71H162L161 73H163ZM174 72H173V74H172L171 76L174 75ZM202 72H204V71H202ZM208 72H209V71H208ZM253 72L255 73V71H253ZM18 73H20V72H18ZM24 73H27V71H25V72H23V73H20V74H24ZM94 73H93V76H92V75L90 76V78H91V77H92V78H93V77H95V78L97 77L96 80L99 79V76H98V75H99V72H98V75H94ZM112 73H114V72H112ZM128 73H129V72H128ZM128 73H127V74H128ZM134 73H133V74H134ZM156 73H155V72H153V73H148L149 75H152V76H150L149 78L152 79V77H153V78L155 77V80H156V79H157L156 77H158V76H157V75H156V76L153 75V74H156ZM168 73H170V72H168ZM168 73H165V72H164L163 74H164V76H165V74L168 75ZM171 73H172V72H171ZM171 73H170V74H171ZM180 73H181V74H180ZM186 73H187V72H186ZM231 73H232V72H231ZM254 73H253V74H254ZM259 73H260V72H259ZM259 73H258V74H259ZM15 74H16V73H15ZM20 74H19V75H20ZM38 74H37V75H38ZM46 74H49V73H46ZM50 74H52V73L50 72ZM74 74H75V72H74ZM106 74H107V73H106ZM110 74H111V73H110ZM121 74H122V73H121ZM127 74L124 73V76L127 77V76L129 75V80H131L132 78H131L130 75H133V74H130V73H129L128 75H127ZM144 74H145V73H144ZM163 74L160 76V79H163V77H164ZM227 74H228V73H227ZM256 74H257V71H256ZM30 75H31V74H30ZM34 75H32V76H34ZM62 75H61V76H60V75H59V76H56V77H57V78H56V81H58V82H63V80L60 78V77H62ZM122 75H123V74H122ZM122 75H121V76H122ZM134 75H135V74H134ZM134 75H133L132 77H134ZM177 75H180L179 78H178ZM191 75H192V74H191ZM202 75H203V74H202ZM228 75H230V74H228ZM233 75H235V74H233ZM20 76H21V78L23 77L22 75H20ZM48 76H49V75H48ZM74 76H75V75H73V77L71 76V77H72L71 80H70V79L68 80V78H69L70 76L67 77L66 80L71 81V82L73 83V80L75 81ZM124 76L120 77V75L118 74V77L121 78V79H122ZM142 76H140V77H142ZM175 76L172 77V78H174V80H175V78H176ZM250 76H252V74H251ZM250 76H249V77H250ZM253 76H255V74H254ZM261 76H262V75H261ZM261 76H259V77H261ZM11 77H14V74L11 75ZM24 77H26V76H24ZM39 77H40V76H37V78H39ZM44 77H45V76H44ZM71 77H70V78H71ZM78 77H79V76L76 75V77H75V78H77L76 82H80V81H81ZM83 77H84V76H83ZM87 77H88L87 81H88V80L91 81V79H89V76H87ZM113 77H116V76H113ZM125 77H124V78H125ZM147 77H148V75L146 76L145 80L147 79ZM161 77H162V78H161ZM180 77H181V78H180ZM225 77H227V76H224V78H225ZM228 77H229V76H228ZM228 77L225 78V79L228 80ZM242 77H243V76H242ZM242 77H239V76H238L237 79L242 78ZM256 77H257V75H256ZM259 77H258V78H259ZM9 78H10V77H9ZM9 78H8V79L6 78L7 81L9 80ZM16 78H18L17 75H16V77H14L13 79L10 78V79H12L11 82H13V80L16 79ZM35 78H36V77H35ZM35 78L30 77V78H27V80L30 79V80H28V82H30V81L34 80ZM37 78H36V79H37ZM58 78H59V79H58ZM80 78H82V77L80 76ZM85 78H86V77H85ZM109 78H110V77H109ZM119 78H117V79H119ZM124 78H123V80H124ZM134 78H135V77H134ZM136 78H137V75H136ZM136 78H135V79H136ZM168 78H171V77H168ZM172 78H171V79H172ZM192 78H193V76H192ZM261 78H263L262 80H264V76L261 77ZM261 78H260V79H261ZM6 79L4 80V84H5ZM19 79H20V78H19ZM36 79H35V80H36ZM40 79H42V78L40 77ZM57 79H58V80H57ZM60 79H61L62 81H61ZM63 79H64V78H63ZM102 79H103V78H102ZM113 79H114V78H113ZM121 79H120V80H121ZM164 79L167 80L166 76L164 77ZM208 79H209V78H208ZM210 79H211V78H210ZM213 79H214V78H213ZM230 79H232V78H230ZM243 79H244V77H243ZM245 79H247V78H245ZM16 80H17V79H16ZM22 80H23V78H22ZM22 80L17 81V84H19V85L22 84V83L24 84V82L19 83V82L22 81ZM52 80H53V79H52ZM59 80H60V81H59ZM96 80H93V82H94V81L96 82ZM108 80H109V79H108ZM123 80H122V81H123ZM129 80H128V77L125 78V81H127V83H128ZM139 80H141V78H139ZM139 80H137V82H140ZM145 80H144V81H145ZM149 80H150V79H149ZM157 80H158V79H157ZM169 80H170V79H168V81H169ZM174 80H171V81H169L168 83H170V82L172 83V81H173L172 84H174V83H175ZM177 80H176V81H177ZM189 80H190V79H189ZM204 80H207V79H204ZM227 80H226L225 82H227ZM233 80H235V79H233ZM251 80H252V78H251ZM253 80H254V79H253ZM262 80H260L259 82L261 83ZM49 81H50V80H49ZM56 81H55V82H56ZM68 81H67V82H68ZM82 81H85V80L82 79ZM90 81H88V82H90ZM105 81H106V80H105ZM115 81L117 82L116 84H118L119 81H117V80H115ZM122 81H121V84H122ZM125 81H124V82H125ZM131 81H133V79H132ZM146 81H147V80H146ZM158 81H159V83L156 85L157 87H158L159 85L161 86V85L164 84V85H163V88L160 89L161 92H162L163 89H167V90H168V88H169V90H170V89L172 90V87H173L172 84H171L172 87L169 86V85H168V86H169V87H168V86H165V84L167 85L166 81L163 82V84L160 82V81H163V80H158ZM182 81H181V83H180L181 86H183L182 89H183L184 87H185L184 89H186L187 87L189 88V86L193 88V85H195V84L197 83V82H196L195 84L191 83V84H188L187 86H185V85L182 84V83H183ZM191 81H192V80H191ZM194 81H195V80H194ZM211 81H212V80H211ZM211 81H210V82H211ZM245 81H246V80H245ZM255 81H256V80H255ZM11 82H10V83H9V82H6V86H10V85H11ZM15 82H16V81H15ZM52 82H53V81H51L50 83H52ZM55 82L53 83L54 85H51V86H55V87H56L57 84H56ZM107 82H108V81H107ZM129 82H130V81H129ZM134 82H135V80H134ZM152 82H153V84L155 83L154 81H151V84H152ZM177 82H178V81H177ZM192 82H193V81H192ZM198 82H200V80H199ZM202 82H203V80H202ZM208 82H209V80H208L207 82H204V83H205V84H210V82H209V83H208ZM249 82H251V81H250V80H247L246 83H249ZM259 82L256 83L255 86H257L258 84H260ZM262 82H264V81H262ZM26 83H27V82H26ZM38 83H39V82H38ZM43 83H44V82H43ZM65 83H66V82H65ZM84 83H85V82H83V83L81 82V84H83V85H84ZM102 83H104V82H102ZM125 83H126V82H125ZM125 83H123V84H125ZM127 83H126V84H127ZM148 83H149V82H148ZM160 83H161V84H160ZM223 83H224V82H223ZM7 84H8V85H7ZM13 84L15 85L16 83H12V85H11L12 87H14ZM35 84H37V83H35ZM39 84H41V83H39ZM70 84H71V83L69 82V85H70ZM81 84H80V85L77 84L76 86L79 85V86H78V88H79V87L81 86ZM85 84H86V83H85ZM97 84H98V83H97ZM97 84H96V85H97ZM113 84H114V81L112 82V87H113ZM121 84H120V85H121ZM135 84H136V83H135ZM135 84L133 85V90H134V88H135V87H134ZM144 84H145V83L141 84V86H143ZM146 84H147V83H146ZM146 84H145V85H146ZM155 84H156V83H155ZM178 84H179V82H178ZM180 84H179V85H180ZM197 84H198V83H197ZM197 84H196V85H197ZM199 84H200V83H199ZM205 84H203V85H205ZM224 84H225V83H224ZM251 84H253V83H251ZM251 84H249L247 87L249 88V86H250ZM19 85H18V87H19ZM61 85H64V84L61 83ZM69 85H68V87H69ZM71 85L73 86V84H71ZM91 85H92V82L90 83V86H91ZM100 85H101V83H100ZM100 85H99V88H100ZM103 85H104V88L102 87ZM103 85L101 86L102 89H97V90H96V87H95L94 92L92 91L93 89H91V90L89 89L90 92H91L92 94L89 92V90H88V93H85V92H84V93H85L84 96L81 94V93H82L81 91H80L81 93L77 92V95H78V96L80 95V96L78 97V98H79L78 100H80L79 102L82 103V102L84 101V99H85L86 101H84V104H85V105L88 104V106L91 107L89 104L92 105V104L95 103V102L92 103L91 100H93V99L95 100V99H97L99 96H101V97H100V101H102V102H101L100 104H102V103L105 102L106 105H102V106H103L104 108H106L105 106L109 105L110 102L113 103L114 101L111 100V99H112V96H113V95H110V94L112 93L111 91H109V92H111V93L109 94V95L111 96L110 99L108 98L109 95L107 96V93H106V94L104 93V95H102V94H103V91H101V90H105V91H107L106 88H108V90H109V86H111V83H110V85H109L108 87H107V85H105V83H104ZM120 85H118L119 87L116 86V87L119 88V90H120ZM130 85H132L131 82H130ZM136 85H137V84H136ZM145 85H144V86H145ZM149 85H150V83H149L147 86H145V87H148ZM176 85H177V84H176ZM179 85H177V86L179 87ZM213 85H214V84H213ZM15 86L17 87V85H15ZM21 86H22V85H21ZM35 86H36V85H35ZM42 86H43V85H42ZM48 86H49V85H48ZM76 86H75V87H76ZM105 86H106V88H105ZM114 86H115V84H114ZM122 86H126V85H122ZM122 86H121V88H123L122 90H125L124 87H122ZM144 86H143V88H144V90H146L147 88L145 89ZM154 86H155V85H154ZM160 86H159L158 88H160ZM164 86H165V88H164ZM211 86H212V85H210V87H211ZM255 86H253V88H254ZM258 86H259V85H258ZM262 86H263V84L261 85V87H262ZM4 87H5L4 85H3V86L1 85V87H0V90H1V89L3 90L2 93H1L2 95H0L1 98H2V99L0 98V103H1V104H4V102H5V104H4V106H3L4 109H3V108H0V110H2V112H1V111H0V112L3 114V113H7V111H10L9 113H11V114H9V118L7 117V116H8V113L5 114L6 117L3 115V116H4V120L7 118L8 120H10V123H12V118H11L12 115L15 116V115H17V113H18V115H19V117H20V113H19L18 110H20V109L23 108L24 106L27 107V103H29L30 105H31V103H32L33 101H34L33 103H35V100L38 99L39 95H41V93H38L37 95H35V97H37V98H36V99L34 98V99L31 101V103H30V102H28V101L31 100L30 98H28V100H26L27 97H28V95L31 93V92H30V93L28 92L29 94L26 96V99H25L26 101L21 100L20 103H21V102H22V103H21V104L19 103V104L21 105V108L18 107V106H20V105H18V104H17V107H16V106H15V107H14V106L12 107L11 104H13V102H14L16 99H18V98H17V97H18L17 94L14 93V92L17 91V90H15V88H13V90H12L11 87H10V88H9V87H5V88H4ZM44 87H46V86H44ZM75 87H74V90H73V88L70 86V90H71V88H72L71 93L74 92V93H75L74 95H76L75 89H76V91H79V90H78L77 88H75ZM83 87H86V85H84ZM130 87H131V86H130ZM130 87H129V88H126L125 92H126V91H130V89H131ZM139 87H140V86H139ZM157 87H155V89H156ZM166 87H167V88H166ZM194 87H196V86H194ZM203 87H204V86H203ZM208 87H209V86H208ZM229 87H230V86H229ZM232 87H233V86H232ZM245 87H246V86H245ZM6 88L11 89V90H9L10 93H12L11 95H10V94H6V93H4V95H3V92H6V91L8 90V89H6ZM25 88H26V87H25ZM25 88H24V89H25ZM53 88H54V87H53ZM53 88H50V90L53 89ZM58 88H59V87H58ZM63 88H64V87H62V88L60 87V90H61L60 92H63V91H64V90H62ZM89 88H90V87H89ZM97 88H98V86H97ZM196 88H198V87H196ZM216 88H218V87L216 86ZM216 88H215V92H216L217 90H219V89L216 90ZM219 88H220V87H219ZM255 88L257 89V87H255ZM4 89H5V91H4ZM21 89H22V88H21ZM26 89H27V88H26ZM86 89H87V87H86ZM110 89H111V88H110ZM115 89H116V88H115ZM138 89L140 90L141 87L138 88ZM174 89H176V88L173 87V90H174ZM182 89H178V90H182ZM184 89H183V91H184ZM228 89H229V88H228ZM241 89H242V88H241V86H240V91H241ZM261 89H263V88H260V90H261ZM14 90H15V91H14ZM30 90H31V89H30ZM33 90H34V89H33ZM43 90H44V89H43ZM48 90H49V89H48ZM54 90H55V89H54ZM65 90H66V91L69 90V88H67V85H66ZM84 90H85V88H84ZM98 90H100V91H98ZM111 90H112V89H111ZM119 90H118V92H116L117 94H116V93H112V94H114V96H115V95L117 96V95H119V94L121 95V94L124 93V92L121 93L122 91H119ZM133 90H131V91L133 92ZM141 90H142V89H141ZM141 90H140V91H141ZM171 90H170V91H171ZM187 90H188V89H187ZM193 90H194V88H193L192 90L190 89L189 91H190V92H191V91L193 92ZM195 90H196V89H195ZM213 90H214V89H213ZM220 90H221V88H220ZM229 90H230V89H229ZM250 90H251V89H250ZM254 90H255V89H254ZM13 91H14V92H13ZM21 91H22V90H21ZM25 91H26V90H25ZM51 91L53 92V90H51ZM66 91H65V93H63V96H65ZM85 91H86V90H85ZM97 91H98V92H97ZM147 91H149V90H147ZM151 91H152V90H151ZM163 91H164V90H163ZM170 91H169V92H170ZM200 91H202V90H200ZM243 91H244V89H243ZM262 91H263V90H261V92H262ZM22 92H23V91H22ZM55 92H56V91H55ZM55 92H54L55 97H56V95L59 96V95H58L57 93H55ZM57 92L59 93L58 90H57ZM107 92H108V91H107ZM119 92H120V93H119ZM153 92H154V91H152V94H148V96L146 95V96L148 97V100H149V97H150L151 95L153 96ZM161 92H158V91H157L156 94L154 93V94H155V97L157 98L158 95L161 94ZM172 92H174V91H172ZM175 92H178L177 89L175 90ZM184 92H186V91H184ZM204 92H205V91H204ZM248 92H249V91H248ZM252 92H253V91L251 90V93H252ZM16 93H17V92H16ZM32 93H33V92H32ZM35 93H36V90H35L34 94H35ZM42 93H43V92H42ZM78 93H79V94H78ZM98 93H99V94L101 93V94L99 95ZM118 93H119V94H118ZM150 93H151V92H150ZM167 93H168V92H167ZM182 93H183V92H182ZM202 93H203V92H202ZM216 93H217V92H216ZM225 93H226V92H225ZM245 93H246V96H247V92H245ZM245 93H244V94H245ZM20 94H22V93L20 92ZM20 94H19V96H22V95H20ZM44 94L46 95L45 92H44ZM48 94H49V92H48ZM87 94H88V95H91V96H90V99L92 98L91 100L89 99V96H86ZM93 94H94V95H93ZM96 94H97V95H96ZM130 94H131V93H130ZM138 94H139V93H138V91H137L135 94H133V97H134V95L137 96ZM145 94H146V93H145ZM170 94H171V92H170ZM170 94L168 93V95H167L168 97L170 96V97L168 98V100H167L166 98H164V97H167L166 95H165V96L163 95L164 97H161V100L163 101V103H164L165 105H166V104H169L170 101H173V104L175 105L176 102H175L174 100L176 99V97L178 98V96L181 94V92H180L179 95H176V96L174 95V93H172V95H170ZM175 94H176V93H175ZM193 94H194V93H193ZM193 94H192V95H193ZM211 94H212V93H211ZM226 94H227V93H226ZM252 94H253V93H252ZM260 94H261V93H260ZM263 94H264V93H263ZM5 95H6V96L8 95V96L6 97ZM45 95H42V98H43V96H45ZM72 95H73V93H72ZM72 95H71V96H72ZM95 95H96V96H95ZM156 95H157V96H156ZM201 95H202V94H201ZM227 95H228V94H227ZM250 95H251V94H250ZM261 95H262V94H261ZM31 96H33V95H31ZM53 96H54V95H53ZM63 96H62V97H63ZM85 96H86V97H85ZM102 96H103V97H102ZM104 96H107L106 99L104 98ZM110 96H109V97H110ZM136 96H135V98H133V97H131V98L134 100V99H136ZM174 96H175V97H174ZM180 96H181V95H180ZM190 96H191V95H190ZM190 96H189V97H190ZM258 96H259V95H258ZM258 96H257V98H258ZM8 97H9V99H12V97H13L15 100H12V101H10V102L7 101V100H5V101L3 100V99H5V98L8 99ZM10 97H11V98H10ZM15 97H16V98H15ZM51 97H52V96H51ZM59 97H60V96H59ZM62 97H60V98H62ZM73 97H74V96H73ZM73 97H72V98H70V97L67 98V97H66V98H67L68 100H73V102H74V101H77V100H74ZM82 97H84V99H83ZM128 97L130 98V96L128 95V96L126 97V99H127ZM142 97H143V96H142ZM155 97H154V99H155V100H158V102L156 101V104H158V105H156V106H155L154 104L151 105V103H154V102H153V101H154L153 99H152V102L149 103V104H150L151 106H155V107H153V108H155V110H156L157 108H158V111H159L160 109L163 110V107H162V105H161V104H162V101L160 100L161 102L159 103V99H160V98L158 97L159 99H158V98L156 99ZM171 97H172L174 100L171 99ZM206 97H207V96H206ZM223 97H225V96L223 95L222 98H223ZM21 98H22V97H21ZM52 98H54V97H52ZM52 98H51V99H52ZM56 98H57V99L55 100V103H56L57 107L53 104L52 101L49 100L50 98H48V99L45 98V99H46V101L48 100V102L50 103V105H51L52 107H50V106H44V107H47V108H49V107H50V108H55V107H56L55 110H56L58 113H59V111H60L61 114H64L65 119L68 120V118H69L70 121H71V118H70L71 116L75 117V116L77 115L75 109L77 110V108H81V109H78V110H79V111L81 110V112H82V111H83V110H82V107L85 106V105L83 106V103H82L81 107H79V105H80L81 103H79V102L77 101L78 103L75 102L74 109H73V108H70V110L67 111V110H65L66 107H64V105L66 106V103L68 102V100H67L66 103H65V101H64V103H62V104H61V103L58 104V103L56 102V101L58 100V97H56ZM86 98H88V99H86ZM114 98H116V99H120L121 97H120V96H119V97L117 96V97H114ZM114 98H113V99H114ZM129 98H128V99H129ZM131 98H130V99H131ZM139 98H140V97H139ZM144 98H145V97H144ZM144 98H143V99H144ZM207 98H208V97H207ZM212 98H213V99H212ZM212 98H211L212 100L209 99L208 102H207V100L205 101V99L203 98L204 101L202 100V101H203V102H202L201 100H197L198 98L193 99V97H191V98H190V101H188L187 103H188L189 105L192 104L191 106H195L196 108H197V106H198L199 104H201V105H199V106H201V108L198 106V107H199L198 109H200L199 111L201 112V113H200V115H201V114L204 113V111H207V109L209 108V106H210V107H211V106H214V104L217 103V102H215V101H217V99H216V100L214 101V103H213L212 105H210V104H211L210 101H213V100H214V97H212ZM220 98H221V97H220ZM227 98H228V97H227ZM227 98H225V99L227 100ZM22 99H23V98H22ZM40 99H41V96H40ZM40 99H38L39 102H40ZM45 99L43 100V102H45ZM54 99H55V98H54ZM54 99H53V100H54ZM63 99H65V98H62V99H61V102H62ZM102 99H104V100H106V101H107V99H108V101L110 100V102L107 103L106 101H104V100H102ZM121 99L125 100L124 98H121ZM121 99H120V100H121ZM130 99H129V100H130ZM143 99H140V100L138 99V100H134V101L130 100V101L134 102L132 108L134 109V107L137 106L136 103H139L141 100L144 101V102H147V101H145V100H143ZM165 99H166L167 103H165V102H166ZM181 99H182V98H181ZM181 99L179 98L178 101H179V102H182V101H180ZM187 99H188V98H187ZM191 99L193 100V103H192V100H191ZM201 99H202V98H201ZM223 99H224V98H223ZM228 99H229V98H228ZM1 100H2V101H1ZM38 100H36V102H38ZM97 100L99 101V99H97ZM123 100H121V101H123ZM146 100H147V99H146ZM226 100H225V101H226ZM230 100H231V99H230ZM241 100H242V99L239 100L240 102L238 101V104H241V103H242ZM3 101H4V102H3ZM59 101H60V100H59ZM59 101H58V102H59ZM115 101H118V100H115ZM125 101L127 102V100H125ZM130 101H128L129 104H132V102L130 103ZM135 101H138V102H135ZM178 101H177V103H178ZM183 101H184V100H183ZM194 101H195V102H194ZM199 101L202 102V103H200ZM246 101H247V100H246ZM246 101H245V102L243 101L244 104L246 103V105H243V109L239 106V108H241L240 110L238 109V107H235V108H236V109H235L234 106L232 105L233 108H234L235 111H236V112H234V114H232V111H234V109H233V108L231 109V105H230L229 108H228V105L225 107V108H228V110L231 109V110H230L231 112H225V113L223 114V115H224V116H223L224 118H221L222 120L220 119V121L218 122V125H216V127H215V129H216V133L218 132L217 134L220 135V136H219V139H220L222 136L225 135L224 138L222 137L224 141L222 140V141H220L219 143H222V142L228 141L229 136L231 137V134L236 133V132L234 131V133H231V134H229V136H226V134L228 135V133H226V132H228V130H227L228 128H226V127H227V126L229 127V126L231 125L232 121H231V119H229V118H231L232 116H234V115L237 113L238 110H239V111H238L237 114H239V112L242 113V110L244 111L247 107L252 106V104L249 105V103L246 102ZM2 102H3V103H2ZM11 102H12V103H11ZM39 102H38V103H39ZM41 102H42V101H41ZM41 102H40V103H41ZM48 102H46V103H44V104H45V105H48V104H49ZM89 102H91V103H89ZM119 102H120V101H119ZM144 102H140V104H141V103H144ZM174 102H175V103H174ZM189 102H190L191 104H190ZM204 102H206L207 104L204 103ZM223 102H224V101H223ZM10 103H11V104H10ZM23 103H26V104L23 105ZM98 103H99V102H98ZM111 103H110V104H111ZM171 103H172V102H171ZM177 103H176L175 106H177V105L179 104V103H178V104H177ZM187 103H186L185 106L182 105V106L184 107V110H186V111L188 110V106H189V105H187ZM194 103H196L197 105H196V104L194 105ZM208 103H210V104H208ZM224 103H225V102H224ZM224 103H223V104H224ZM231 103H232V102H231ZM234 103H236V102H234ZM247 103H248L249 106H247ZM36 104H37V103H36ZM44 104H43V105H44ZM70 104H72V103H70ZM78 104H79V105H78ZM113 104L115 105V103H113ZM113 104L107 106L109 110H110L111 108L114 107ZM116 104H118V103H116ZM123 104H124V103H122V105H123ZM134 104H135V105H134ZM159 104H160V105H159ZM164 104H163V106H165ZM180 104H181V103H180ZM202 104H203V106H202ZM226 104H227V103H226ZM238 104H237V105H238ZM43 105H42V109H41V110L43 111V113H42L41 110H39L38 112H36L34 109H37L38 107L36 108L37 105H34L35 108H34V106H32L34 109H32V108L29 106V107H30V110L26 112V115L29 116V113L33 112V113H31L30 117H31V118H37V114H39V116H40L39 122L43 124V122H41V121L44 120V122L46 123V121H48V120H45L44 118H46L47 116H50L52 113H49L48 111H46V109L43 107ZM53 105H54V107H53ZM61 105H62V106H61ZM67 105H69V104H67ZM76 105H77V106H76ZM94 105H95V104H94ZM94 105H93V106H94ZM124 105H126V104H124ZM216 105H217V104H215V106H216ZM7 106L9 107V109H8ZM59 106H60V107H59ZM75 106H76V107H75ZM102 106H101V107H102ZM119 106H120V105H119ZM160 106H161V108H159ZM167 106H168V105H167ZM182 106H181V107H182ZM204 106H205V107L207 106L208 108H207V107L205 108ZM219 106H220V105H219ZM245 106H247V107L244 109ZM253 106H254V105H253ZM25 107H24V110H23V111H22V109L20 110L21 113H22V112H23V113L25 112ZM29 107H27V109H29ZM58 107H59V108H58ZM67 107H68V106H67ZM71 107H73V105H72ZM109 107H110V108H109ZM120 107H121V106H120ZM122 107H123V106H122ZM156 107H157V108H156ZM169 107H172V104H171V105L169 104ZM185 107H186L187 109H185ZM5 108H6V109H5ZM10 108H11V110H10ZM12 108H13V110H12ZM57 108H58V109H62V110H57ZM64 108H65V109H64ZM126 108H127V107H126ZM138 108H139V107H138ZM148 108H149V110L151 109V112H150L149 110H147L146 112H148V114L152 113L151 115H152L153 117L156 116L155 114L153 115V113L155 112V110L152 109V108H150L149 105H147V106L144 108V110H145V109H148ZM172 108H173V107H172ZM204 108H205L206 110H205ZM214 108H215V107H214ZM225 108H224V109H225ZM14 109H15V110H14ZM87 109H88V108H87ZM118 109H119V108H118ZM120 109H121V108H120ZM123 109H124L125 112H126L125 107H123ZM165 109H169V108H167V107L165 106ZM181 109H182V108H181ZM181 109H180V110H181ZM193 109H195V108H193ZM237 109H238V110H237ZM71 110H73V112H72ZM127 110H128V108H127ZM144 110H142V111L144 112ZM175 110H177V109H175ZM182 110H183V109H182ZM195 110H197V109H195ZM208 110L210 111V113H209V112H205L206 115H204V116L207 117V115H210V116H212L211 118H213V115H214V118H215L214 109H213V110L208 109ZM249 110H250V109H249ZM4 111H5V112H4ZM12 111H14L13 114H12ZM40 111H41V112H40ZM49 111H50V112H54L53 110H50V109H49ZM56 111H55V114H56ZM62 111H63V112H62ZM86 111H87V110H86ZM107 111H108V110H107ZM117 111H118V110L112 111V112H116V114H114V115L116 116V119L119 120L121 117H125V116H124V113H123V115L121 116V115L119 114L120 112L117 113ZM122 111H123V110H122ZM129 111H130V112H133L132 109L129 110ZM134 111H137V109H136V110L134 109ZM170 111H171V109H170ZM170 111H169V112H170ZM189 111H190V110H188L187 112H189ZM199 111H197V112H195V113L197 114ZM222 111L224 112V110L222 109V110L220 111V113H221ZM28 112H29V113H28ZM65 112H66V113H65ZM70 112H71V113H70ZM77 112H78V111H77ZM143 112H142L141 115H139V116H141V118H140L139 116H137L136 118H137V120H140V119H141L142 122L146 123L144 119H145L146 116H147V117H148V118H146V119H148V120H147V126H146V124H144V125H145V127H147L146 129L148 130V129L150 128V122H151L150 119H154V118H153L152 116L147 115L146 112H145L146 115H145V117H144ZM156 112H157V111H156ZM162 112L165 113V110H164V111H161V113H162ZM173 112H174V111H173ZM173 112H172V113H173ZM211 112H212V113H211ZM248 112H250V114H249ZM1 113H0V115H2ZM45 113H46V115H45ZM48 113H49V114H48ZM60 113H59V114H60ZM67 113H69V115H71V116L67 115ZM74 113L76 114L75 116L73 115ZM83 113H84V112H83ZM83 113H82V114H83ZM109 113H111V111H110ZM109 113H108V114H109ZM157 113H158V112H157ZM190 113H191V111L189 112V115H190ZM195 113H193V114L195 115ZM205 113H204V114H205ZM220 113H218V114L220 115ZM226 113H227V114H226ZM228 113H230V114H232V115H230V114H228ZM252 113H253V112H252ZM259 113H260V112H259ZM42 114H43V115H42ZM47 114H48V115H47ZM59 114H56V115H59ZM61 114H60V118H61ZM84 114H85V113H84ZM84 114H83V115H84ZM158 114H160V112H159ZM166 114H167V112H166ZM166 114H163V113H162V115H161V114H160V115H161V116H163V115L167 116ZM169 114H170V113H169ZM173 114H174V113H173ZM173 114H172V115H173ZM186 114H187V113H186ZM212 114H213V115H212ZM216 114H217V113H216ZM237 114H236V116H237ZM245 114H247V116L245 115V117H243V120L240 121L241 124L238 123V122H236V123H238V124H235V125H239L242 129H241V128L239 129L238 127H237V129H236V128H234L233 126H232V128H234V129H231V131H232V130H235V129H236V130L239 129L238 132H241V131H242L241 134H237V136H235V138H237L238 136L240 137V138H238V141L233 137V139L230 138V142H226V143H228L229 145H231V141L233 140V143H234L235 140H236V141L238 142V147H237V145H236L237 143H234V145H236V147L239 148V149H238V150H235V149H233V148H234L233 146H232V147H233V148H232V147L228 146V144H225L224 147L221 148L222 151L220 150L221 153H224V154H221V156L224 155V158L227 156V155L225 156V152H230V154H229V153H228V154L231 156V155H232L231 152H232L233 150H234V151H233L232 153H234V154H235V153L237 154V152H238V154H241V152H243V151H244L245 154L248 153V152L251 151V150L253 149V147L255 146V145L253 146V143H256L257 139L260 138V134H263V133H260V134L258 135V134H257V133H258L257 131H258L259 129H257V128L254 127V128L252 129V130H253L252 132H253V133H254V132H257V133H256L257 135L255 136V137H256V141L252 140V141L249 143L250 140H248L247 143H248L249 145H248V144H245V145H244V147H245V146H248L247 149H245V148L242 146V151L239 152V150L241 149V146L239 147V145L243 142V139H242V138L244 137V136H242V135L244 134V132H247V129L249 128V125H248V122H247V121H249V120H247V119H249V117H252V116L254 115V114H251V111H247ZM248 114H249L250 116H248ZM26 115H23V114H22V116H24V117H25ZM52 115H53V114H52ZM117 115H119V116H117ZM200 115L197 117V119H195V121H193L194 123H195V122H197V123H200V122H201V119H200L199 121H197L198 118H200ZM219 115H218V116H219ZM226 115H228L229 118H228ZM22 116H21V117H22ZM45 116H46V117H45ZM53 116H55V115H53ZM66 116H69V117L67 118ZM77 116L80 117L79 113H78ZM120 116H121V117H120ZM126 116H127V114H126ZM142 116L144 117V119H143L144 121L142 120V118H143ZM157 116H159V115H157ZM161 116H160V117H161ZM185 116H186V115H185ZM202 116H203V115H201V117H202ZM204 116H203V117H204ZM210 116H208V118H210ZM225 116H226V118H228V119L230 120V122H229L228 120L225 119ZM257 116H258V115H257ZM259 116H260V115H259ZM15 117H16V116H15ZM50 117H51V116H50ZM55 117L58 118L57 116H55ZM79 117H78V118H79ZM109 117H110V116H109ZM111 117H112V116H111ZM118 117H119V118H118ZM173 117H174V116H173ZM179 117L181 118V116H179ZM187 117H188V116H187ZM205 117H204V118H205ZM0 118H1L0 121L3 122L2 117H0ZM52 118H54V117H52ZM125 118H127V117H125ZM136 118H135V120H136ZM138 118H139V119H138ZM149 118H150V119H149ZM171 118H172V117H171ZM177 118H178V117H177ZM190 118L192 119V116H190ZM190 118H189V117H188V118H185L186 120L182 123L181 126L177 124V122H178V120H179V118H178L177 120H175V122H176V121H177V122H176V123L174 122L175 124H174L173 126L178 127V128H177L178 130H179V127H181L180 130L182 131V126L186 124L185 122H187L188 124L185 125L186 128H185V127L183 128V129H186V130H187V126H189V122H188V120L191 122V123H190V125L192 124L191 126H193V124H194V123L191 121ZM204 118H202V121L204 120ZM208 118H206V119H208ZM219 118H220V116L218 117V120H219ZM244 118H245V120H244ZM263 118H264V117H263ZM263 118H262V119H263ZM7 119H6V122H7ZM17 119H18V117L16 118V121H17ZM22 119H23V118H22ZM22 119L19 118L18 120L21 122V121L24 120V119H23V120H22ZM29 119H30V118H29ZM41 119H42V120H41ZM46 119H47V118H46ZM50 119H51V118H50ZM62 119H63V123H64V122H67V120L64 121L65 119H64L63 117H62ZM72 119H74V118H72ZM75 119H76V117H75ZM81 119H82V118H81ZM110 119H111V118H110ZM112 119H115V118L113 117ZM160 119H161V118H160ZM224 119H225V120H224ZM233 119H234V117L232 118V120H233ZM262 119H261V123L264 121V120H262ZM14 120H15V118H14ZM14 120H13V122H14ZM32 120H33V119H31V121H32ZM52 120H53V119H52ZM52 120H50V122H51V124H52L53 126H55V124L58 126L59 123L61 122V121H60L59 123H54V124H53V123H52V122H53ZM58 120H59V119H57V120H55V121L57 122ZM108 120H109V119H108ZM118 120H117V122H118ZM127 120H128V119H127ZM127 120H126V121H127ZM135 120H134V121L132 120L130 124H133L134 122L138 123L137 120H136V121H135ZM169 120H170V119H169ZM223 120H224V126H225V127H224L222 130H220V131H221V134H220V132L218 131V129H220L221 126H223V124L220 123L221 121L223 122ZM246 120H247V121H246ZM250 120H251V119H250ZM255 120H257V119H255ZM16 121H15V122H16ZM19 121H18L17 123L14 122V125L17 124V125L19 126ZM34 121H35V122H34ZM73 121H74V120H72V124L74 125V128H75V129H74L73 127L71 128V126H72L71 124H70V125H69L68 123H66V124H68V125L70 126V129H74V130H76V127H77V126H78V127L80 126V125H79L80 123H82V124L84 125V122H85V121H84V122H81L80 120H75V121H80V123L77 124V122H76V124H74ZM112 121H113V120H112ZM126 121H125V122H126ZM157 121H160V120H159V117H158V119H157L156 122H155L156 124L158 123ZM167 121H168V119H167ZM208 121H210V119H209ZM208 121L206 120V122H208ZM225 121H226V122H225ZM227 121H228V122H227ZM243 121H244V122H243ZM245 121H246V122H245ZM257 121H259V119H258ZM6 122H4V124H5L4 126H6ZM23 122H24V121H23ZM25 122L27 123V121H25ZM33 122H34V123H37V119H34ZM110 122H111V121H110ZM132 122H133V123H132ZM139 122H140V121H139ZM153 122H154V121H153ZM168 122H169V121H168ZM213 122H215V120L213 121V119H212L210 123H211V124H214ZM242 122H243V123H242ZM250 122H251V121H250ZM10 123H9V125H10ZM26 123H25V125L28 126L27 124H29V123H27V124H26ZM105 123H106V122H105ZM108 123H109V122H108ZM169 123H173V121H172V122H169ZM219 123H220V124H219ZM228 123H229V124H228ZM246 123H247V126H248V127H247L246 130H245L242 126H244ZM1 124H2V123L0 122V126L2 127L3 125H1ZM42 124H41V126H42ZM48 124H49V126H51L50 123H46V126H47ZM60 124H61V123H60ZM142 124H143V123H142ZM148 124H149V126H148ZM151 124H152V123H151ZM165 124H166V123H165ZM176 124H177L178 126H177ZM195 124H196V123H195ZM195 124H194V125H195ZM221 124H222V125H221ZM225 124H226V125H225ZM227 124H228V125H227ZM258 124H259V123H258ZM14 125H10L11 127L9 126V128H10L11 130L14 131L15 129H13V128L16 127V128H19V129H16V131H17V130L23 131L24 133H22V132H21V133L25 135V138H26V137H30V138H28V139H29L30 142L32 141V143H31L32 146L35 145V144H33V139H35L34 141L36 142V144L40 143L39 140H40V138H41V135H40L41 132L38 133V131L35 130V128L37 129V127H36V126H33V124H32L31 122H30V126L32 125V126L34 127V128L32 127V129L35 130L34 132H37V133H34V134L32 133V134L34 135V138H33V135H32V136H29L30 134H28V133H29L28 129L31 128L30 126H28V128H25V127H26V126H25V127H24V130H21V129H23V127L20 128V127H17V125H15V126H14ZM34 125H35V124H34ZM83 125H82V126H83ZM90 125H91V124H90ZM90 125H88L89 128L86 127V129L84 130V133H85V131L87 132V130H88V131L92 132V134H93L94 131H93L92 129H91L92 131L89 130V129H90ZM135 125H136V124H135ZM137 125H138V124H137ZM137 125H136V126H137ZM139 125H141V123H139ZM139 125H138V126H139ZM144 125H141L142 128H143ZM153 125H155V124H153ZM153 125H152V126H153ZM199 125H200V124H199ZM199 125H198V126H199ZM209 125H210V124H209ZM209 125L207 126V128H208L211 132H209L208 129H205V131H204L203 127L205 126V128H206V125H204L203 127L199 128V130H200V129H203V130H201V131L198 130V131H199L200 133H202V132L204 131V132H205L204 134H206V130H207V131L209 132V136H210V133H212V129H210V128H212L213 125H212V127L209 126ZM235 125H234V126H235ZM252 125H253V124H252ZM254 125L256 126V123H254ZM254 125H253V126H254ZM12 126H13V127H12ZM46 126H43V127H46ZM62 126H63V124H62ZM64 126H65V124H64ZM131 126H132V125H131ZM136 126H135V127L133 126V129H134V128L137 129L138 126H137V127H136ZM156 126H157V125H156ZM200 126H201V125H200ZM217 126H219V127L217 128ZM245 126H246V125H245ZM245 126H244V127H245ZM43 127H42V129H39V130L44 131L45 128H44V130H43ZM58 127H59V126H58ZM58 127H57V128H58ZM116 127H117V126H116ZM2 128H4V127H2ZM5 128H6V127H5ZM47 128H48V127H47ZM57 128L55 127V130H57ZM68 128H69V127H68ZM128 128H129V127H128ZM131 128H132V127H130L129 129L131 130ZM152 128H153V129H149L150 133L153 132V133L155 134L156 132H158V131H156V129H154V127H152ZM155 128H156V127H155ZM171 128H173V127H171ZM188 128H189V127H188ZM193 128H195V127H193ZM258 128H263V127L258 126ZM10 129H9V130H10ZM25 129H26V132H25ZM49 129H50V127H49ZM49 129H47L48 132H49ZM52 129H53V128H51V130H52ZM58 129H59V128H58ZM66 129H67V127H66ZM66 129H65V131H66ZM79 129H80V128H79ZM117 129H118V127H117ZM117 129H116V130H117ZM135 129H134V131H135ZM138 129H140V126H139ZM146 129H143V130L146 132ZM177 129H176V130H177ZM255 129H257V131H256ZM55 130H52V132H54ZM112 130H114V129H112ZM112 130H111V131H112ZM143 130H141V132H143ZM153 130H155V131H153ZM157 130H158V129H157ZM169 130L171 131L170 128H169ZM176 130L173 131V129H172V132L175 133V135H174L175 137H174V138L177 137V136H176V134H177L176 132H177L178 130H177V131H176ZM188 130H189V129H188ZM190 130H191V129H190ZM223 130H224V131L227 130V131H226V132H223V134H222V131H223ZM244 130H245V131H244ZM254 130H255V131H254ZM13 131H11V132H13ZM16 131H14V133H17L16 135L11 134V133H10V134H11V135H10L9 132L7 131L8 136L10 135L9 138H11V139H12V138L15 139V138L19 137V135H18L19 133H18V131H17V132H16ZM58 131H59V130H58ZM58 131H55V132H58ZM108 131H109V133H110V130H108ZM191 131H192V130H191ZM243 131H244V132H243ZM250 131H251V130H250ZM259 131H261V130H259ZM1 132H2V129H1ZM27 132H28V133H27ZM68 132H69V130H68ZM71 132H72V130H71ZM81 132H83V131H80L79 134H80ZM118 132H119V131H118ZM136 132H137V131H136ZM136 132L133 133L132 135L130 134L129 136L131 137V136H133L134 134L136 135L137 133H139V132H137V133H136ZM141 132H140V134H137V135H140V136H137V135H136V138L138 137L137 140L139 139V137H141V136L144 134V132H143L142 134H141ZM167 132H168V130H167ZM167 132H166V133H167ZM189 132H190V131H189ZM208 132H207V133H208ZM213 132H214V131H213ZM229 132H230V131H229ZM44 133H45V132H44ZM88 133H89V132H88ZM116 133H117V132H116ZM147 133H148V132H147ZM150 133L148 134V136H146V138L149 137ZM158 133H159V134H158ZM158 133H157L158 135H161V134H162L161 136H163V135L166 136V135H167V137L170 136V135L172 134L171 132H168V134H164V133H161V134H160V132H158ZM183 133H185L184 130L182 131V134H183ZM192 133H195V134H193V136H195V139H194L193 136H191V137H193V139H194L195 141L198 140V138H196V135H197V137H198V134H199V133L196 134V132H194V131H193ZM192 133H191V135H192ZM214 133H215V132H214ZM242 133H243V134H242ZM27 134H28V135H27ZM47 134H48V133H47ZM54 134H55V133H54ZM54 134H53V139H52V140L55 139V138H54ZM60 134H61V133H60ZM60 134H59V135H60ZM62 134H64V133H62ZM65 134H66V133H65ZM70 134H71V133L69 132V135H70ZM89 134H91V133H89ZM89 134H88V136H89ZM154 134H153V135H154ZM157 134L154 135L153 138H152V136H151V138H152V139L155 138V140H156ZM182 134H180V132H179V136H181ZM186 134H187V136H190V135H189L190 133H188L187 131H186ZM250 134H251V133H250ZM12 135H14V136L12 137ZM36 135H38V136H36ZM44 135H46V133H45ZM50 135H52V134L50 133ZM57 135H58V134H57ZM59 135H58V136H59ZM66 135H67V134H66ZM81 135H82V133H81ZM81 135H80V136H81ZM85 135H87V134L85 133ZM95 135H96V134H95ZM117 135H118V136H117ZM117 135H115V139H113V140H115V141H114V142L112 141V143H114V144H113V145H114V146H113V149H114V147L116 146V142H118V141H116V138L119 137V134H117ZM120 135H123V134H120ZM177 135H178V134H177ZM199 135H200L201 137H204V136L201 135V134H199ZM207 135H208V134H207ZM207 135H206V136H207ZM211 135H212V134H211ZM240 135H241V136H240ZM244 135H245V134H244ZM5 136H7V135H5ZM20 136H21V135H20ZM39 136H40V138H39ZM46 136H47V135H46ZM55 136H56V135H55ZM76 136H78V134H77ZM83 136H84V135H82L81 137H83ZM97 136H98V132H97ZM112 136H113V135H112ZM112 136H111V138H112ZM155 136H156V137H155ZM182 136L184 137V135H182ZM187 136H186V137H187ZM200 136H199V137H200ZM214 136L216 137V134H214ZM214 136H212L211 139H213ZM248 136H249V135L247 134L246 137H248ZM257 136H258V137H257ZM261 136H262V135H261ZM56 137H57V136H56ZM74 137H75V136H74ZM74 137H73V140H74ZM78 137H79V136H78ZM81 137H80V138H81ZM95 137H96V136H95ZM108 137H109V136H108ZM121 137H122V141H123V139H124V140H125V139L128 140L127 136L124 137V135H123V136H121ZM163 137H164V136H163ZM172 137H173V136H172ZM201 137H200V138H201ZM226 137H228V138H226ZM252 137H253V136H252ZM255 137H254L253 139H255ZM4 138H5V137H4ZM32 138H33V139H32ZM37 138H39L38 142L36 141ZM49 138H51V137H49ZM69 138H70V136H69ZM109 138H110V137H109ZM113 138H114V137H113ZM136 138L134 137V140H135ZM151 138H150V140H151ZM165 138H166V137H165ZM165 138H164V139H165ZM170 138H171V137H170ZM174 138H171L170 140L172 141V139H174ZM184 138H185V137H184ZM208 138H210V137H208ZM208 138H207V137L201 138V141H202V139H206V140H208ZM217 138H218V137H217ZM222 138H221V139H222ZM225 138H226V139H225ZM18 139H19V143H21L20 141L22 140V138L20 137V138H18ZM18 139H16V140H17L16 142H18ZM30 139H31V140H30ZM43 139H44V137H43ZM77 139H78V138H77ZM131 139H132V138H131ZM158 139H159V138H158ZM166 139H167V138H166ZM179 139H182V137H181V138L179 137ZM187 139H188V138H187ZM221 139H220V140H221ZM239 139H240L241 143H240ZM4 140H5V139H4ZM63 140H64V138H63ZM63 140H61L60 142H62ZM65 140H66V138H65ZM80 140H81V139L77 140V142L75 141L74 143L79 145V144L82 142V141H80ZM82 140L84 141V137H83ZM87 140H89V139L87 138ZM87 140L85 139L86 142H88ZM91 140H93V138H92ZM111 140H112V139H111ZM140 140H141V139H140ZM140 140H139V141H140ZM155 140H152V141L155 142ZM159 140H160V139H159ZM162 140H163V139H162ZM175 140H176V139H175ZM206 140H204V141H206ZM214 140H215L216 142L218 141L217 139H214ZM6 141H7V142H6ZM6 141H3L4 143L6 142V143H5L6 146H8V145H7L8 143H9L10 145H9L8 147H6L5 144H2V146L0 147V151H1V152H0V155H1V153L3 154L4 151L6 152L7 149H8L9 151H12V150L16 149V147H17L16 150H18L17 152L20 153V150H21V148L23 147V148H25L26 150L22 148L23 151H25V152H22V150H21V154H20V155H22V153H23L24 156H25L26 154L29 153L30 149H32V148L34 149V148H36L37 146L39 147V145L41 144V143H40V144L35 145V146H33V147H32V146L29 147V146L31 145V144L29 143V145L27 144V145L24 146V143H25V142H29L28 140H25V141H23V143H21V145H19V146H20V147H19L17 144H16V145H17V146H16L14 143H11L12 140H10V139H9V140H6ZM41 141L43 142V140H41ZM48 141H49V140H48ZM58 141H59V140H58ZM70 141H71V140H70ZM78 141H80V143H78ZM109 141H110V140H109ZM122 141H120V142H122ZM135 141H136V140H135ZM143 141L145 142L146 140H142V142H143ZM166 141H168V142H166ZM166 141H161L162 143H164V142L166 143V144L164 143V145L162 144V147H160L161 144H159V143H158L159 141H157V142H156V145H155V146H156V149H157V147H160V148H161V151H163V149H165V147H166V148H169V147H168V144H169V142H170V141H169V138H168V140H166ZM176 141H178V139H177ZM179 141H180V140H179ZM199 141H200V140H198V142H199ZM201 141H200V142H201ZM204 141H203V142H204ZM215 141H214V142L212 141L211 143L214 144V143H216ZM261 141H262V140H261ZM261 141H260V142H261ZM263 141H264V139H263ZM35 142H34V143H35ZM91 142H93V141H91ZM91 142H90V143H91ZM161 142H160V143H161ZM172 142H175V141H172ZM185 142H186V139H185ZM193 142H194V141H193ZM193 142H192V144H193ZM200 142H199V143H200ZM206 142H207V141H206ZM58 143H59V142H58ZM58 143H56V144H58ZM74 143H73V144H74ZM94 143H95V142H94ZM94 143H93V145H94ZM98 143H100L99 140H98ZM112 143H111V144H112ZM157 143H158V144H157ZM176 143H177V142H176ZM176 143H175V144H176ZM182 143H184V142H182ZM188 143H190V142H188ZM199 143H197V144L200 145L201 143H200V144H199ZM207 143H208V142H207ZM211 143H209V144L212 146ZM239 143H240V144H239ZM251 143H252V144H251ZM13 144H14V145H13ZM51 144H52V143H51ZM60 144H62V143H60ZM69 144L72 145L73 148H76V149H77V147H75L76 145L74 146V145L71 144V143H69ZM69 144H68L67 146H69ZM81 144H82V143H81ZM81 144H80V146H82L84 149L87 147L88 151H93V150H94V149H92V148H94V147H92V148L90 147V146H92V145H88V144H87V145H85V144H82V145H81ZM145 144H146V145L149 144V145H150L149 147H151V146L153 145L152 143H151V144H152V145H151L149 141H146ZM172 144H173V143H172ZM177 144L179 145L180 143H177ZM192 144H190V145H192ZM195 144H196V143H195ZM263 144H264V143H263ZM3 145H4V146H3ZM22 145H23V146H22ZM52 145H53V144H52ZM122 145H124V144L122 143ZM141 145H142V144H141ZM141 145H140V146H141ZM159 145H160V146H159ZM165 145H166V146H165ZM188 145H189V144H188ZM203 145L206 146L205 143H204ZM210 145H209V146H210ZM215 145H217V146L219 147L220 144L216 143ZM215 145H214V146H215ZM259 145H260V144H259ZM259 145H258V146H259ZM261 145H262V144H261ZM21 146H22V147H21ZM54 146H55V145H54ZM96 146H97V145H96ZM119 146H121V145L119 144ZM172 146H173V145H171V142H170V147H172ZM186 146H187V145H186ZM186 146H185V149H186V150L184 149L185 154L182 155V156H184V157H186V155H187V154H186V153H187L186 151H187V148H188V147H186ZM196 146H197V145H196ZM205 146H204V147H205ZM211 146H210V147H211ZM226 146H227V148H225ZM2 147H3V148H2ZM27 147H28V148H27ZM46 147H47V145H46ZM55 147H56V146H55ZM55 147H54V148H55ZM59 147H61V146H58V145H57L56 149H58ZM123 147H124V146H123ZM123 147L121 146L120 148H123ZM144 147H145V146L142 145V148H143V149H146V147H145V148H144ZM152 147H153V146H152ZM152 147H151V148H152ZM163 147H164V148H163ZM174 147H176V146L174 145ZM190 147H191V146H190ZM192 147H193V145H192ZM197 147H198V146H197ZM204 147H203V148H204ZM218 147H217V148H218ZM259 147H260V149H259L260 152L263 151L262 154H264V150H261V149H262L261 147H263V145H262V146H259ZM4 148H5V149H4ZM19 148H20V149H19ZM29 148H30V149H29ZM42 148H43V147H42ZM51 148H52V147H51ZM83 148H80L81 151H83V152H80L81 155H82V154L84 153V151L86 150V149H85V150H82ZM89 148H91V149H89ZM97 148H98V146H97ZM97 148H96V149H97ZM124 148H125V147H124ZM153 148H155V147H153ZM176 148L179 149V147H176ZM199 148L202 149V146L199 147ZM208 148H209V147H208ZM208 148L206 149L207 151H208ZM237 148H236V149H237ZM3 149H4V150H3ZM11 149H12V150H11ZM27 149H28L29 151H28ZM36 149H37V148H36ZM44 149H45V148H44ZM67 149H68V147H67ZM133 149H134V148H133ZM191 149L193 150V148H190V152H191V153H190V155H188V156H190V157H189V158L187 157V161L185 160L186 158H185V159L183 158V160L186 161V164L182 165V166H184L185 173L188 172V170L185 169V168H188V167L190 168V164H189L188 160H191V159H190V158L192 157L191 154H192V152H195V150H194V151H191ZM194 149H196V148L194 147ZM209 149H210V148H209ZM212 149H214V148L211 147V150H212ZM215 149H216V146H215ZM215 149L212 150V151L214 152ZM226 149H231V151H230V150H226ZM244 149H245V150H244ZM2 150H3V151H2ZM16 150H15V151H16ZM41 150H42V149H41ZM41 150L39 151V153H40L39 155H41ZM58 150H59V149H58ZM77 150H78V149H77ZM77 150H76V151H77ZM114 150H116V149H114ZM169 150H170V149H169ZM171 150H172V148H171ZM197 150H198V149H197ZM199 150H200V149H199ZM211 150L208 151V152H210V155L213 154V153L211 152ZM247 150H248V152H246ZM255 150H256V149H254V152H253V154H252L253 156H254V154H257V155H258L259 150H256L257 152H255ZM9 151H8V152H9ZM26 151H27V152H26ZM33 151H35V150H33ZM37 151H38V150H37ZM37 151H36V154H37ZM45 151H46V150H45ZM45 151H44V152H45ZM51 151H53V150H51ZM51 151H48V152H51ZM66 151H68V150H66ZM118 151H119V150H117L116 152L118 153ZM133 151H135V150H133ZM136 151H137V150H136ZM158 151H159V149H158ZM161 151H159V153H160ZM207 151L205 152V153H206V156H205V154H204V150L201 152V153L204 155V158H205V159H206L208 156H210V155L208 154ZM224 151H225V152H224ZM44 152H43V154H42V155H43L42 157H43L44 159H46V160L44 161V159H42L40 156H39V157H40V159H42L43 162H42L40 159H39V160H40L41 162H40L39 160H37V162L39 161V162H38V163H39V166H41V164H42L43 166H41L40 169H38L37 167H39V166H37V165H38V163H37V165H34V166H36L37 169H35L34 167L30 166V168L32 167V169H29V168H28V171L26 170V168H27V167H26V168H25V171H27V175H28V176H26V178H24L25 180H23L22 174L20 173L21 171H20L19 173L21 174L20 176H21L22 180H21V178L18 177L19 174H16V175H15L16 172L13 173L12 178H10L11 176H10V177L8 176L9 179H8V178H5V179L7 180L6 182H5L4 179H3V180L1 179L2 181H4L5 185L1 184L0 189L2 190V192H1V190H0V194H2V197L5 195V197H3L4 199H1V198H0V206L3 205L4 202L6 203V202L8 201V203H9V202L12 200L13 192H15V193H14V197H15V195H17V194H20L21 191H20L19 193H17L19 188L17 189L15 185H17V184H19V185L21 184V185H22V183H23V185H24L25 181H28V182H27V186H28L29 184H33V185H32L33 187L35 186V187H34L35 189L33 188V190H32L31 187H30V191H31V192H28V190H27V193H26V194H27V195H30V193H32L30 196H32V195L35 196V195H36V197H33V196H32L31 199L28 198V199L25 200V198H27V197H26L27 195H25L24 198H23V199H24V205L22 206L21 204H18V203L20 202L19 199L22 200V197H20V196H22V195H20V196H19V199L16 200L17 202L11 201V203H9V204H10V205L12 204V206H14V203H17V206H20V205H21V207H22V208L20 207L21 209L18 208V207H15L16 210H17V212L20 210V211H19L20 213H21L22 211H27V210H30V211H31V209H32L33 211H35V208L38 207V206H37V202H38V204L40 205L39 202L41 201L42 198L39 199V197H43L45 194H47V193L49 192V190L52 188V186L54 185L53 183H49L50 180H47V179H48L47 176L51 175V174H50V170H52L53 173H52V172H51V173L54 174V175H56V177H58V178H60L59 176H62V175H60L61 171H62V172L64 171V169H63V170H60L62 167H60V169H58L59 172L56 171L55 167H56L57 164H58V163H56V162H58V161H56V160L58 159V160L60 161V163H63V164H64L65 162H68V161H69V162H68L69 164H70V162H72L71 159L68 160V159H69V156H70L69 153H68V156H67L68 158H67L65 155H61V156H63V157H64V156L66 157V158H64V159L67 160V161L65 160V162H64V161H61V160L63 159L62 157H60L59 155H58V156L55 155V156H57V159L53 158V159H55V161H52V163L55 162L54 164H55L56 166H54V167L51 166L52 164H50V163H51V162H50L49 165H50L51 167L49 166L50 169H49V170H48V169L46 170V166H47V168H48V162H47V157H48V155H47V154L45 155L46 152H45V153H44ZM48 152H47V153H48ZM64 152H65V150H64ZM74 152H75V150L72 152V153H73L72 158L74 157V159H76L75 156H74ZM94 152H96V151H94ZM94 152H93V153H94ZM156 152H157V151H156ZM163 152H164V151H163ZM167 152H168V151H167ZM188 152H189V151H188ZM72 153H71V151H70V154H71V155H72ZM77 153H79V151H77ZM98 153H99V151H98ZM110 153H111V150H110ZM110 153H109V154H110ZM114 153H115V151H114ZM114 153H111V155H113ZM136 153H137V152H136ZM164 153H166V152H164ZM172 153H173V150H172ZM244 153H243V154H244ZM15 154H16V153H15ZM32 154H33V153L31 152L30 156L28 155L29 157L26 155V156L28 157V158L26 157V158H27V159H26V162H27V163H25L26 166H28L27 164H28V161H30V158H31V155H32ZM36 154H35V156H37ZM56 154H57V153H56ZM58 154H59V153H58ZM61 154H62V153H61ZM96 154H97V153H96ZM109 154H108V156H109ZM207 154H208V156H207ZM234 154H233V155H234ZM236 154H235L236 157L234 156V159L237 158L236 161L239 162L238 160L241 159V158H239L240 156L238 157V154H237V155H236ZM243 154H241V155L243 156ZM250 154H251V153H249L247 156H250ZM259 154H260V153H259ZM4 155H5V154H4ZM75 155H76V153H75ZM86 155H87V154H85V156H86ZM89 155H91V153H88V156H89ZM92 155L94 156V154H92ZM99 155H100V153H99ZM161 155H162V154H161ZM165 155H167V154H165ZM203 155H200V157L203 156ZM216 155H219V153L215 154V156H216ZM257 155H256V156H257ZM2 156H3V155H2ZM16 156H17V155H16ZM35 156H34V157H35ZM45 156H46V157H45ZM53 156H54V155H53ZM78 156H79V158H83V157H80V155H78ZM78 156L76 155V157H78ZM82 156H84V155H82ZM85 156H84V158H85ZM93 156H91V157H89V158L92 159ZM95 156H96V155H95ZM108 156H107V157H108ZM113 156H114V155H113ZM182 156H181V157H182ZM219 156H220V155H219ZM219 156H217L219 159H217V158L215 157V159H217V160H215V162H212V160H214L213 157L210 158V160L212 159L211 161H210V160H209V161L206 160V161L208 162L207 165H206V167L209 168L210 165H213V164H214V168L216 167V169H217V165H218V164H216V163H217L216 161H218V160H220V161L223 160V159H221V158H223V156H222V157H221V156L219 157ZM244 156L246 157V155H244ZM253 156H251V157H253ZM22 157H23V156H22ZM39 157H38V158H39ZM58 157H59V158H58ZM98 157H99V156H98ZM98 157H96V159H97ZM115 157H116V156H115ZM157 157H158V156H157ZM166 157H167V156H166ZM181 157H179V159H180L179 162L182 163V162H184V161H181V159H182ZM195 157L198 158L199 155L194 156V160H195V161L191 162V165L194 164L195 162L199 161L198 159L196 160ZM227 157H228V156H227ZM227 157H226V158H227ZM251 157H250V158H251ZM261 157H262V155H261ZM261 157H259V159H260ZM19 158L22 159V160L25 159V157H23V158L19 157ZM35 158H36V157H35ZM60 158H61V160H60ZM86 158L88 159V157H86ZM109 158H110V157H109ZM167 158H168V157H167ZM202 158H203V157H201L200 159H202ZM204 158H203V159H204ZM229 158H230V157H229ZM250 158H249V159H250ZM262 158H263V157H262ZM74 159H73V160H74ZM77 159H78V158H77ZM87 159H85L86 162H85V161H84V162L88 164V162L90 163V159H89V160H87ZM106 159H107V158H106ZM144 159H145V158H144ZM160 159H161V158H160ZM162 159H163V157H162ZM162 159H161V160H162ZM168 159H169V158H168ZM175 159H177V158H174V160H175ZM192 159H193V158H192ZM234 159H231L232 162L230 161L233 165L235 164V160H234ZM253 159L257 160V159H258V156H257V158H252V159H250V161L252 160V162H254L255 160L253 161ZM259 159H258V160H259ZM50 160H52V158L50 159V157H49V161H50ZM78 160H79V159H78ZM136 160H137V159H136ZM136 160H135V161H136ZM140 160H141V159H140ZM140 160H139L138 162H136L135 164L140 163V162L142 161V160H141V161H140ZM233 160H234V163H233ZM34 161H35V160L31 161L32 164H34V163H33ZM76 161H77V160H76ZM76 161H74V162H76ZM93 161H94V162L96 161L95 158L93 159ZM101 161H102V158H101ZM101 161L99 160V162H101ZM103 161H104V162H103ZM103 161H102V163H103L105 166H107V168H108L109 166L106 165V163H107L108 161H107L106 163H105L106 160H103ZM135 161L131 162V165H132ZM153 161H155V160L153 159ZM156 161H157V160H156ZM156 161H155V163H156ZM162 161H163V160H162ZM206 161H204V163H205ZM242 161H246V160H242ZM248 161H249V160H248ZM248 161H247L246 163H247L249 166L253 165V164L250 165V164H249L250 162H248ZM260 161H261V160H260ZM260 161H257V162L255 161L256 163L254 162V163L256 164V165H255V166H256V167H255L256 169L260 167V166H259ZM31 162H30V163H31ZM74 162H72V164H74ZM80 162H82V161L80 160ZM84 162H82V163L84 164ZM91 162H92V160H91ZM99 162H97V163H99ZM158 162H159V161H157V163H158ZM179 162H178V165H177L178 168H180V167H179V166H180V165H179ZM187 162H188V163H187ZM209 162H210V163H209ZM230 162H226V161H225V163H226L227 165H228V163L230 164ZM237 162H236V163H237ZM252 162H251V163H252ZM258 162H259V163H258ZM261 162H262V164H263L264 160L261 161ZM40 163H41V164H40ZM44 163H46V164L44 165ZM78 163H79V161H78ZM97 163H96V164H97ZM108 163H109V162H108ZM184 163H185V162H184ZM204 163H202L203 166H204ZM212 163H213V164H212ZM222 163H223L224 165H226V164L224 163V161H222ZM222 163H220V164L223 166ZM242 163H243V162H242ZM32 164H31V165H32ZM69 164H68V165L65 164V165L69 166ZM87 164H86V167H89V168H90V167H91V164H90V165L88 164L89 166H88ZM94 164H95V163L92 164V167L95 168V165H96V164H95V165H94ZM103 164L101 165V163H100L101 168H99V173H100L101 171H103V168L105 167V166H103ZM111 164H112V163H111ZM111 164H109V165L113 167L114 165H113V164L111 165ZM114 164H115V163H114ZM143 164H144V162H143ZM143 164H142V165H143ZM166 164H168V163H166ZM166 164H165V165H166ZM199 164H200V163H199ZM202 164H201V165H202ZM208 164H210V165H208ZM215 164H216V165H215ZM220 164H219V166H220ZM257 164H258L259 167L257 166ZM260 164H261V163H260ZM262 164H261V165H262ZM59 165H60V164H59ZM59 165H58V166H59ZM93 165H94V166H93ZM115 165H116V164H115ZM142 165H141V167H142ZM161 165L163 166V164H161ZM185 165H186L187 167H186ZM197 165H198V163H197ZM227 165H226V167L223 166L222 169H224V170L221 169V170H222L221 173H223V171H225V170L228 169L229 165H228V167H227ZM238 165H239V164H238ZM248 165L244 166V169H245L244 171H246V169H247V171H248L249 168L251 169V167H249ZM263 165H264V164H263ZM263 165H262V166H263ZM58 166H57V167H58ZM67 166H66V167H67ZM71 166H72V165H71ZM75 166H76V164H75ZM100 166H99V167H100ZM127 166H128V168L130 167V169H132L130 165H127ZM133 166L135 167L134 164H133ZM137 166L139 167V165H137ZM219 166H218V167H219ZM230 166H232V165H230ZM42 167H43V168H42ZM44 167H45V168H44ZM52 167H53V168H52ZM66 167H65V168H66ZM77 167H79V166L77 165ZM96 167H98V166H96ZM116 167H118V166H116ZM175 167H176V166H175ZM175 167H174V169L177 170V168H175ZM192 167H195V165L192 166ZM196 167H197V166H196ZM210 167H211V166H210ZM263 167H264V166H263ZM63 168H64V167H63ZM72 168H74V167L72 166L71 169H72ZM89 168H88V169H89ZM114 168H115V166H114ZM128 168H127V167L124 168V171H123V172H120L121 170L117 168V170H120V171H117L116 173H115L116 170L113 169L114 172H113V171H112V172L110 171V172H111L110 175H109L108 172H106V171L108 170V169H107V170L105 171V173H107V176H108V175L111 176L112 173L114 174V176H113V174H112V176H111L112 178H108V179H106L104 182H109V183L111 184V182L114 183L117 179L120 180V178H117V177H116L117 179L114 178V181H112V180H113V177H115L116 175L119 177V176L121 175L120 173H122V174L124 175V177H125V176L130 172L129 170H128L127 172H125V170H127ZM135 168H136L135 170L132 169L134 172H133L132 170H131V171H132L134 174H135V173L137 174V171H138L139 168H138V169H137V167H135ZM197 168H199V166H198ZM214 168H213V169H214ZM229 168H230V167H229ZM234 168H236V167H234ZM234 168H233V169H234ZM255 168H253V170H256ZM44 169H45L46 171H44ZM53 169H54V170H53ZM67 169H68V168H67ZM79 169H80V172H82L81 168H79ZM90 169H92V168H90ZM100 169H102V170H100ZM105 169H106V167H105ZM111 169H112V168H111ZM181 169H182V167L180 168V170H181ZM191 169H192V168H191ZM199 169L202 170L203 172H206V173H204V174H205L207 177H210V176H208V173H207L208 171L211 170L209 173H211V174L213 173V169H210V170H208V171H207V169L204 171L205 168H204V169L199 168ZM218 169H220V168H218ZM261 169H263V168L261 167L260 170L257 169V171H254V172H252L253 170L251 169V171H249V174L243 171L244 173L242 172V175H241V176H243V175H245V174H248V175H245V177H247V176H248L249 178H253V177H254V178L251 179V180H253V181L256 180V181L253 183V190H254V193H255L256 195H258L257 193H258V191H259V189H260L259 187H261V186L259 185V183H260L259 180L261 181V178H258V177L256 176L258 179H255V175H257V174H258V171L260 172ZM23 170H24V169H23ZM69 170H70V169H69ZM72 170L75 171V169H72ZM86 170H87V169H86ZM93 170H94V169H93ZM95 170H96V169H95ZM141 170H142V172H143V169H140V171H141ZM169 170H170V169H169ZM180 170H178V171L181 172ZM182 170H183V169H182ZM235 170H236V169H235ZM235 170H234V171H235ZM242 170H243V169H242ZM242 170H241V171H242ZM25 171H24V172H25ZM54 171H55V173H57V174L59 173V176H57V174H55ZM195 171H196V170H195ZM216 171H217V170H216ZM231 171H233V170H231ZM241 171H240V172H241ZM28 172H29V173H28ZM41 172L44 173V174H49V175H47L46 177L43 175V176H44V177H43L42 174H41ZM45 172H48V173H45ZM65 172H66V171H65ZM65 172H64V174H65ZM76 172H77V171H76ZM80 172H79V173H80ZM86 172H89V170L86 171ZM118 172H120V173L118 174ZM173 172H174V171H173ZM192 172H193V171H192ZM203 172H202V173H203ZM218 172H219V171H218ZM218 172H217V174H218ZM240 172H239V173H240ZM255 172H256L257 174H256ZM66 173H67V172H66ZM145 173H146V172H145ZM145 173L143 172V175H145ZM185 173L183 174V172H182V174H181V173H180V174H181V176L183 175V177H184ZM194 173H195V172H194ZM194 173H193V174H194ZM202 173H201V175H202ZM230 173H233V172H230ZM230 173H229V174H230ZM236 173L238 174V172H236ZM252 173H255V174H254V175H251ZM261 173H264V172L261 171ZM62 174H63V173H62ZM67 174H69V173H67ZM89 174L92 175V173H89ZM101 174H102V173H101ZM115 174H116V175H115ZM125 174H126V175H125ZM139 174L142 175V173H139ZM139 174H137L138 177H139ZM173 174H174V173H173ZM178 174H179V173H178ZM180 174H179V175H180ZM186 174H187V173H186ZM189 174H190V173H188L187 176H188L189 179H190V175H189ZM204 174H203V175H204ZM234 174H235V173H234ZM80 175H81V173H80ZM93 175L95 176V177H94L95 181H96V178H97V181H100V180H102L103 178H104V179L107 178V177H103L102 179L98 180V177H96V176H99V175H98V174L95 175V173H93ZM123 175H122V177H123ZM130 175H131V174H130ZM198 175H199V174H198ZM209 175H210V174H209ZM231 175H233V174H231ZM16 176H17V177H16ZM23 176H25L24 173H23ZM52 176H53V175H51V177H52ZM64 176H65V175H64ZM133 176H134V175H133ZM147 176H148V175H147ZM147 176H146V177H145V176H141L140 178L142 179L143 177H145V178H144V180H145V179L147 178ZM176 176H177V175H176ZM185 176H186V175H185ZM187 176H186L185 179H187ZM214 176L216 177V175H214ZM221 176H222V175H221ZM227 176H228V174H227ZM227 176L224 175V178L227 177ZM234 176L236 177V175H234ZM241 176H240V177H241ZM250 176H251V177H250ZM252 176H253V177H252ZM259 176H262V175L260 174ZM5 177H6V176H5ZM13 177H14V178H13ZM40 177H41V178H40ZM56 177L54 176V177L52 178V181H51V182H53V179H55ZM71 177H72V176H71ZM90 177H91V178H90ZM99 177H100V176H99ZM183 177H182V178H183ZM215 177H213V178H214V180H216V183H217V181H219L218 183H223V182H224V180L221 179V180H222V182H221V180L217 179V177H216V179H215ZM230 177H231V176H230ZM232 177H233V176H232ZM235 177H234V178H235ZM240 177H239V178H240ZM245 177H244L241 181H238L239 183L241 182L239 185L242 184V181L245 180ZM248 177H247L246 180H249ZM262 177H263V176H262ZM15 178H18V179H20V180L17 181V179H15ZM58 178H57L56 181L59 180ZM63 178H64V177H63ZM86 178H88V176H86ZM92 178H93V176H89V180L92 179ZM129 178H131V177H129ZM135 178H136V177L134 176V177H133V179H134L133 181H134V182H132L134 186H135V180H137V179H135ZM140 178H139V182H140ZM148 178H149V177H148ZM219 178H220V177H219ZM263 178H264V177H263ZM263 178H262V179H263ZM44 179H45V180H44ZM94 179H92V180L94 181ZM110 179H111V182L109 181ZM126 179H128V177H127ZM169 179H171V178H169ZM179 179H180V178H179ZM189 179H187V180L189 181ZM204 179H205V178H204ZM240 179H241V178H240ZM62 180H63V179H62ZM62 180L58 182L60 185H61L62 182H63ZM68 180H69V179H68ZM119 180H118V181H119ZM148 180H149V179H148ZM152 180H153V179H152ZM155 180H156V179H155ZM155 180H154V181H155ZM183 180H184V179H183ZM236 180H237V179H234L235 182H237ZM257 180H258V181H257ZM15 181H16V182H15ZM20 181H21V183H19ZM39 181H40V182H39ZM97 181H96V182H97ZM122 181H123V180H122ZM199 181H200V180H199ZM231 181H232V182H231ZM234 181H233L232 178H231V179L229 180L228 184H227L225 187H229V188H230L231 183H235ZM13 182L15 183V185H14ZM17 182H18V183H17ZM45 182H46V184L49 183L48 185H52V186H49V187H48V185H47V186H45V185L42 186V183L45 184ZM66 182H67V181H66ZM83 182H84V179H83ZM83 182H82V185H83ZM101 182H102V183H101ZM101 182H99V183H101V186H105V185H104L105 183H104L103 181H101ZM141 182H144L145 184L147 183V182L142 181V180H141ZM141 182H140V185H141ZM149 182H150V181H149ZM152 182H153V181H152ZM177 182H180V181H177V180H176V184H177ZM192 182H193V179H192V181L190 182V183H191V186H192V188H193L194 185L196 186V184H197L198 181H197L196 183H194V184H192ZM200 182H203V179H202ZM200 182H199V183H200ZM250 182H252V181H250ZM8 183H9V184H8ZM28 183H29V184H28ZM34 183H35L36 185H35ZM40 183H41V184H40ZM54 183H55V182H54ZM87 183H88V182H87ZM90 183H91V182H90ZM90 183H89V187H86V183H85V188H90V185H91ZM103 183H104V184H103ZM109 183H106V186L110 185ZM121 183H122V182H121ZM121 183H119V184H121ZM123 183H124V184H123V187H122V185L120 186L119 184H117V183H116V184L120 186V190H122L121 192H123V194H124L125 191H128V192H129L131 188H130L129 190H127V189H121V188H124V185H125V188H126V184H128V182L125 183V181H124ZM130 183H131V182H130ZM150 183H151V182H150ZM173 183H174V182H173ZM173 183H172V184H173ZM184 183H185V182H184ZM216 183H215V189H217V187H216ZM224 183H225V182H224ZM224 183H223V184H224ZM59 184H58V185H59ZM92 184H93V183H92ZM114 184H115V183H114ZM116 184H115V185H116ZM158 184H159V183H158ZM158 184H157V185H158ZM204 184H205V183H204ZM204 184H203V185H204ZM223 184H222V185H223ZM247 184H248V181H247ZM249 184H251V183H249ZM6 185H7V186H6ZM12 185H13L14 187H13ZM23 185H22V188H23ZM38 185H41V186L43 187V189L45 188L44 190H48V188H50V187H51V188H50L48 191L44 192V190L39 186V191H40L39 194H40L41 192H42V193L44 192V193H43L41 196H37V195H39V194H35V193L33 194V192H35V191L37 192V186H38ZM129 185H130V184H129ZM133 185H132V186H133ZM157 185H156V186H157ZM211 185H212V184H211ZM219 185H221V184H219ZM222 185H221V186H222ZM245 185H246V182H245ZM245 185H243V186H245ZM251 185H252V184H251ZM262 185H264V183H262ZM27 186H26V187H27ZM64 186H66V185L64 184ZM106 186H105V187H106ZM130 186H131V185H130ZM137 186H138V185H137ZM144 186H145V185H144ZM146 186H147V184H146ZM148 186H149V189H151L152 186L149 185V184H148ZM174 186H175V185H174ZM174 186H172V188H174ZM217 186H218V185H217ZM236 186H237V187L234 186V187H235V190H236V189H237V190H240V189H238L239 186H238L237 184H236ZM241 186H242V185H241ZM241 186H240V187H241ZM246 186H247V185H246ZM12 187H13L14 189H16V190H14ZM17 187H18V185H17ZM20 187H21V186H20ZM46 187H48V188L46 189ZM60 187H63V185L59 186V188H60ZM98 187H99V186H98ZM135 187H136V186H135ZM158 187H159V186H158ZM158 187H157V188L154 187V188H153V189H154L153 191L155 192L156 189L159 190ZM162 187H163V186H161V188H162ZM169 187H170V186H169ZM169 187H167V190H168ZM180 187L183 188L182 185H180ZM189 187H190V186H189ZM199 187H200V186H198V190H199ZM225 187H224V188H225ZM234 187H232V188H233V190L231 189L232 191H234ZM262 187H264V186H262ZM262 187H261V188H262ZM2 188H3L4 190H3ZM5 188H7V189L5 190ZM22 188H20V190H21ZM91 188H92V186H91ZM99 188H100V187H99ZM127 188H128V187H127ZM138 188H139V186H138ZM138 188H134V191H136V189H138ZM141 188H142V187H141ZM141 188H140V189H141ZM145 188H147V187H145ZM161 188H160V189H161ZM172 188H170V189H172ZM181 188H179V186H178L176 190L178 191V189H181ZM192 188H191V189H192ZM203 188H204V186H203ZM213 188H214V187H213ZM242 188H243L244 191H245L246 189H247L246 191H249V188H250V190L252 189L251 186H249V187H245V188L242 187ZM242 188H241V190H242ZM9 189H10L11 191H8V193H7V190H9ZM25 189H26V188H25ZM40 189H41V190H40ZM56 189H58V186H57V185H56ZM56 189H54V186H53V189L50 190L51 192L48 193V194L51 196V199H50V200L48 199V198H50V197L47 198V199L49 200L48 202L52 201V198H53V197L55 198V196H58V191H57V195H55V196L52 195V194H56V192H55V193L53 192V191L56 190ZM60 189H61V188H60ZM81 189H82V188H81ZM92 189H93V188H92ZM100 189H101V188H100ZM142 189H143V188H142ZM149 189H146V190L148 191ZM164 189H165V188H164ZM191 189H190V190H191ZM201 189H202V188H201ZM201 189H200V190H201ZM206 189H207V187H206ZM211 189H212V188H211ZM211 189H210V190H211ZM34 190H35V191H34ZM61 190H62V189H61ZM64 190H65V189H64ZM64 190H63V191H64ZM157 190H156V192H158ZM172 190H173V189H172ZM172 190H168V192H169V191L171 192ZM182 190H183V189H182ZM192 190H193V189H192ZM198 190H197V191H198ZM202 190H203V189H202ZM210 190H207V191L210 192ZM212 190H213V189H212ZM217 190H220V189H217ZM221 190H223V189H221ZM253 190H252V191H253ZM16 191H17V192H16ZM24 191H25V190H24ZM84 191H85V190L82 189V193H83ZM134 191H133V192H134ZM137 191H138V190H137ZM137 191H136V192H137ZM139 191H140V190H139ZM141 191H142V190H141ZM141 191H140V192H141ZM147 191H146V192H147ZM149 191H150V190H149ZM174 191H175V190H174ZM174 191H173V192H174ZM197 191H194L193 195H194L195 192H197ZM205 191H206V190H205ZM207 191L205 192L206 194L209 193V192H207ZM213 191H214V190H213ZM225 191H226V190H225ZM229 191H230V190H229ZM86 192L88 193V194L86 195V199H87L88 196H90L91 194L89 195L90 192L87 191V190H86ZM86 192H84V193H86ZM92 192L94 193V190H92ZM95 192H96V191H95ZM133 192H132L131 194H134V193H135V196H137V195H136V192H134V193H133ZM143 192H144V193H143ZM143 192H142V193H143L144 196H145L146 193H145V190H144V189H143ZM162 192L165 193V194L168 195V196H169V194H170V192H169V193H166V192H164V190H162ZM179 192H180V191H179ZM192 192H193V191H191V194H192ZM201 192H202V191H199V192H197V193L200 194ZM211 192H212V191H211ZM215 192H216V190H215L212 194L214 195ZM217 192H219V194L217 193L218 195L223 194V193H220V191H217ZM223 192H224V190H223ZM226 192H228V191H226ZM226 192H225L224 195H222L221 197H219V199H217L218 201L216 200V198L218 197L217 195H216V196L214 195V198H215V199H213V197H212L213 195H212L211 197L208 196V194L206 195L207 197H205V198H207V199H208V198H209V199L211 198V200L213 199L212 201L216 200V201H217L216 204H218V203L220 202V207L217 206V205H214L215 208L213 207V208H211V209H213V210L209 209V211L211 210V212H213L214 209H215V211H216V210L218 209V207L221 208V206L224 205V204L221 203V202H225V203H226V201H223L221 198H223V199L225 198V200H226V197L228 196V197H227V200H228V199H229V195H230V197L232 196V197H231V200H232V198H234L233 195H231V193L228 194V195H226V194H227ZM256 192H257V193H256ZM5 193H6V194H5ZM60 193H63V192H60ZM96 193H97V192H96ZM101 193H102V192H101ZM104 193H106V192H104ZM137 193H138V192H137ZM147 193H148V192H147ZM160 193H161V191H160ZM160 193H159L158 195H160ZM175 193H177V192L175 191ZM175 193L173 194L174 196H175ZM197 193H196V194H197ZM205 193H204V191H203V193H201V194L204 196ZM236 193H237V192H236ZM238 193H239V192H238ZM238 193H237V194H238ZM247 193H248V192H247ZM247 193H246V192H245V193L242 192L243 195L246 194L245 197H247ZM7 194H10L11 198H10L9 195H8V197H7ZM23 194H24V193H23ZM63 194H65V193H63ZM67 194H68V192H67ZM76 194H78V196H79V193H76ZM102 194H103V193H102ZM102 194H99V195H102ZM148 194H150V193H148ZM153 194H154V193H153ZM156 194H157V193H156ZM171 194H172V193H171ZM198 194H197V195H198ZM209 194L211 195V193H209ZM234 194H235V193H234ZM237 194L234 195L235 198H236V195H237ZM240 194H241V193H240ZM248 194H249V193H248ZM255 194L252 193L251 195H249V196L246 198L247 200H246V199L243 200V197H239V198H242V199H241L242 201L239 200V198H238V195H239V194H238V195H237V198H238V199H236V201L238 200L239 202H237V203L235 202V203H234L235 206L238 207V204H239V203L241 204L242 202H245V204L243 203L244 205H241V206H242V207H243V206H246V203H247L246 201H249V202H250V201H251V202L253 201L252 199H254V198H251V196L254 195L255 198L257 197ZM61 195H62V194H60V196H61ZM65 195H66V194H65ZM81 195H82V194H81ZM81 195H80V196H81ZM125 195H128L127 192H125ZM125 195H124V196H125ZM146 195H147V194H146ZM166 195H165V197H166ZM178 195H179V194H178ZM193 195H192V196H193ZM225 195H226V196H225ZM52 196H53V197H52ZM60 196H58V197L60 198V200H62L61 198H63V197H60ZM74 196H75V195H74ZM74 196H73V198H72V203H74V202H73ZM76 196H77V195H76ZM91 196H92V195H91ZM102 196H104V197L106 198V194H104V195H102ZM102 196H101V199L104 200V198H102ZM139 196H141V195H139ZM147 196H148V195H147ZM153 196H154V195H153ZM153 196H152V197H153ZM155 196H156V195H155ZM168 196H167L166 199H165L164 195H162V197H163L165 200H168V199H167V198H169ZM223 196H225V197H223ZM260 196H261V195H260ZM28 197H29V196H28ZM46 197H47V196H45V198H46ZM58 197H57V199H58ZM66 197H67V195H66ZM83 197H84V196H83ZM128 197H129V195H128L127 197L125 196V198H124V199H126L125 204H126V202L128 201V200H127ZM145 197H146V196H145ZM152 197H151V198H152ZM160 197H161V196H160ZM179 197H180V196H179ZM183 197H184V196H183ZM190 197H191V196H190ZM200 197H201V196L199 195V199H198V200L201 199ZM8 198H9V199H8ZM35 198H37L38 200L35 199ZM77 198H78V197H77ZM84 198H85V197H84ZM93 198H94V197H93ZM93 198L91 197V199H93ZM95 198H96V196H95ZM95 198H94V199H95ZM99 198H100V197H99ZM133 198H135V197L132 196V200H133ZM140 198H141V197H140ZM149 198H150V197H148V200H149ZM154 198H155V197H154ZM158 198H159V197H158ZM163 198H161V201H162ZM184 198H185V197H184ZM184 198H182V199H184ZM203 198H204V197H203ZM235 198H234V200H235ZM261 198H262V199H261ZM261 198H260V199H261L262 202H263V201H264V200H263V199H264V194H263V196H262ZM6 199H7V201H4V200H6ZM15 199H16V198H15ZM33 199H34L35 201H36V200H37V201L35 202ZM47 199H46V201H47ZM57 199H56V201H57V204H56V205H57L58 207H56V206L53 205L54 201L52 202L53 207H55V208H53L54 210H55L56 208H57L58 210H61L60 208H62V207H63L62 205H64L63 203H62L61 205H59L61 202H65V203L67 202V203L70 204V206H73V205H74V207H75V204H76V202H77V201H75V203L72 205L71 202H69L70 200H69V199L67 200V198H65L66 201H64V200H65V199H64V200H62L61 202L59 201V199H58V200H57ZM86 199H85L84 202H86V203H88V204H89V202H90V204H92L94 201L97 200V199H96V200L93 199L94 201H90V200L87 201ZM89 199H90V198H89ZM124 199H123V201H124ZM136 199L138 200V197H137ZM141 199H142V198H141ZM169 199H170V198H169ZM182 199H181V201H182ZM249 199H250V200H249ZM260 199H259V200H260ZM27 200L29 201L28 203H31V202L34 201V203H35V204H34L35 207L31 206V204L27 205V202H26ZM39 200H40V201H39ZM120 200H121V199H120ZM132 200H130V201H132ZM137 200H136V201H137ZM145 200H146V199H145ZM152 200L154 201L153 198H152ZM152 200H151V203H152ZM186 200H187V199H186ZM190 200H191V199L188 198V200H187V201H189L188 203H190ZM220 200H222V201H220ZM231 200L228 201L229 204H230V201H231ZM261 200H260V201H261ZM18 201H19V202H18ZM56 201H55V202H56ZM58 201H59L60 203H59ZM97 201H98V200H97ZM109 201H110V200H109ZM123 201H122V202H123ZM133 201H135V199H134ZM139 201H140V199H139ZM161 201H160V202H161ZM168 201H169V200H168ZM168 201H165V202L162 201V202H163V203H166V202H167V203H170V202H171V201H170V202H168ZM173 201H174V199H173ZM196 201H197V199H196ZM200 201H201V200H200ZM202 201H203V202H202ZM202 201H201L202 203H204V204L206 203V200L203 199ZM13 202H14V203H13ZM48 202H47V205H50V203H48ZM104 202H105V200H104ZM104 202L101 201V204L103 205ZM117 202H118V201H117ZM119 202H120V201H119ZM137 202H138V201H137ZM140 202H141V201H140ZM140 202H138V203H140ZM145 202H148V201H145ZM145 202H144V204H145ZM160 202L157 201V203L155 204L156 209H157L158 203H159V205L162 203V202H161V203H160ZM201 202H198V203L196 202V204L200 205ZM209 202H211V201H209ZM228 202H227V203H228ZM249 202H248V203H249ZM254 202H256V199H255ZM262 202H261V203H262ZM1 203H3V204H1ZM58 203H59V204H58ZM80 203H81V201H80ZM132 203H133V202H132ZM153 203H154V202H153ZM153 203H152V204H153ZM167 203H166V205H168ZM174 203H175V202H174ZM174 203H172V204L174 205ZM186 203H187V202H186ZM248 203H247V204H248ZM256 203H257V202H256ZM256 203H255V204H256ZM261 203H260V204H261ZM69 204H67L68 207H69ZM77 204H79V203H77ZM98 204H99V202L97 203V205H98ZM105 204H109V202H108V203L105 202ZM110 204H112V203H110ZM110 204H109V205H110ZM119 204H120V203H119ZM119 204H117L116 206H117V207L119 206V207H122V208H123L124 205H125V204L122 203L123 206H120ZM129 204H130V202H129ZM129 204H128V205H129ZM141 204H142V202H141ZM141 204H140V205H141ZM170 204H171V203H170ZM172 204H171V206H170L171 208L173 207ZM190 204L193 206L192 202H191ZM190 204H189V205H190ZM194 204H195V203H194ZM229 204H228V206L225 204L226 206H224V207H226V209H229V208H230V205H229ZM231 204H233V203H231ZM234 204H233V205H234ZM236 204H237V205H236ZM240 204H239V205H240ZM249 204H250V203H249ZM251 204H253V203H251ZM255 204H254V207H255ZM258 204H259V202H258ZM258 204H257V205H258ZM10 205L8 206L7 204H5V205H4V206H5V209H4V208H1V211H0V219H3V217L1 218V213L3 212V210L6 211V206H7L8 209H9V208L11 207ZM92 205H93V204H92ZM92 205H91V206H92ZM113 205H114V204H112L111 206H113ZM131 205H132V204H130L129 207L127 206V207L125 208V211H126V212H128V211L131 212L129 215H128V213L124 212V210H122V212H123L124 214H127V216H128L127 219H126V215H125V217H123L124 220L126 219L124 222H128L127 220H129V219H133V217H135V214H136V213H135V208H137L135 205H134V206H135L134 211H133V209H132L133 212H132L131 210H128V211H127V209L131 208ZM166 205H163V206H165V207L162 208V210H163V211L161 210L162 213L165 212V211L167 210V208H166L167 206H166ZM198 205H197V206H198ZM201 205H202V204H201ZM201 205H200V207L203 208V211H202L203 213H201V214H206V213H204V212H205L204 210H206V209H204V206L202 207ZM206 205H207V203H206ZM208 205H209V204H208ZM257 205H256V206H257ZM262 205H263V204H262ZM262 205H261V206H262ZM4 206H3V207H4ZM15 206H16V205H15ZM24 206H26V208L29 206L30 209H29V208L26 209V208H24ZM36 206H37V207H36ZM61 206H62V207H61ZM77 206H79V205H77ZM95 206H96V205H95V203H94L93 209H94ZM105 206H107V205H105ZM111 206H110V208H111ZM134 206H132V207H134ZM137 206H138V205H137ZM149 206H150V205H149ZM149 206H148V207H149ZM151 206H152V205H151ZM168 206H169V205H168ZM177 206H179V205L177 204ZM183 206H184V205H183ZM197 206H195V207H197ZM231 206H232V205H231ZM235 206H234V207H235ZM47 207H48V206H46L44 209H46ZM82 207H83V203H82V205H81V208H79V207H78V208H79V209H82L81 211H83V208H82ZM86 207H87V206H86ZM98 207H99V208H98ZM101 207H103V206L98 205V206L95 207V210H96L97 212L100 211L99 209L103 210L102 212L106 211V208L102 209ZM117 207L115 208V210H116L117 212H118V211L120 212V209H118L119 207H118V208H117ZM142 207H144V206L142 205ZM158 207H160V206H158ZM170 207L168 208V212H170V211H169ZM195 207H194V208H195ZM200 207H199V208H200ZM208 207H209V206H208ZM228 207H229V208H228ZM234 207H233V208H234ZM242 207H240V209H241V213H243L244 211H247V210H248L247 207H248V208H252L251 206L249 207V205H248L247 207H245L246 209L242 212V210H243ZM262 207H263V206H262ZM262 207H258V208L260 209V208H262ZM12 208H13V210H15L14 207H12ZM12 208L9 209V214H10V212H11V213H14V212H12V211H13ZM64 208H65V207H64ZM64 208H63L61 211H59V212L62 213V211L64 210V213H67L68 211L66 212L65 210L68 209V208H67V207H66V209H64ZM72 208H73V207H72ZM122 208H121V209H122ZM138 208H139V210H141V207H140V206H138ZM138 208H137V209H138ZM151 208H152V207H151ZM160 208H161V207H160ZM188 208L190 209V206H188ZM191 208H192V207H191ZM209 208H210V207H209ZM231 208H232V207H231ZM263 208H264V207H263ZM24 209H25V210H24ZM38 209H39V207H38ZM38 209H36V211H37ZM44 209H43V210H44ZM50 209H51V211L53 212V210H52V206H50ZM79 209H76V210H78L79 213H80L81 211H80ZM91 209H92V207H91ZM93 209H92V210H93ZM108 209H109V207H108ZM108 209H107V212H109ZM111 209H114V208H111ZM117 209H118V210H117ZM142 209H143V208H142ZM164 209H165V210H164ZM173 209L175 210L174 207H173ZM178 209H179V208H178ZM180 209H181V208H180ZM186 209H187V208H186ZM189 209H188V210H189ZM197 209H198V208H197ZM226 209H225V210L223 209L222 212H223V213H224V212H227L228 210L226 211ZM235 209H236V208H235ZM235 209H231L232 211H231V212L229 211L227 214H230V216H231V213H233ZM259 209H256V210H255V211H256L255 213L261 211V212H262V215H263V210H264V209H261L260 211H259ZM16 210H15V211H16ZM68 210H69L68 213H70V210H71V209L69 208ZM74 210H75V209H74ZM74 210H73V211H74ZM84 210H85V209H84ZM86 210H87V209H86ZM115 210L111 211V213L114 212ZM143 210H145V209H143ZM157 210H158V209H157ZM174 210H173V211H174ZM218 210H219V209H218ZM48 211H50V210H48ZM78 211H75V212L78 213ZM147 211H149L148 208H147V210L144 211V212L146 213ZM158 211L161 212L160 209H159ZM171 211H172V210H171ZM173 211H172V212H173ZM189 211H190V210H189ZM191 211H192V210H191ZM195 211H196V210H195ZM220 211H221V210H220ZM238 211H239V210H238ZM252 211H253V208H252L251 211H250L251 214H252ZM84 212H85V211H84ZM84 212H82V214H83ZM102 212H100V214H102ZM107 212H106V213L104 212V213L108 215ZM137 212H138V211H137ZM140 212H141V211H140ZM154 212L156 213V211H154ZM154 212H153V214H155ZM159 212H158L157 214H159ZM172 212H171V213H172ZM177 212H178V211H177ZM196 212H197V211H196ZM198 212H199V211H198ZM207 212H208V211H207ZM211 212H210V213H211ZM222 212H219V215H218V216H222V215H223ZM261 212L259 213L260 216H262V215H261ZM39 213L41 214V211H40ZM39 213H36V216H37V214H39ZM43 213H44V212H43ZM50 213H51V212H49V214H50ZM77 213H76V215H77ZM85 213H86V212H85ZM93 213H94V212H93ZM120 213H121V212H120ZM134 213H135V214H134ZM138 213H139V212H138ZM138 213L136 214V216L139 215V217H140V214H138ZM148 213H149V212H147V214H145V216H144V217H146L147 219H143V220H145V221L143 222V220H142V218H141V219H139V220H141V221H139V222H141V223L143 222L142 224L147 225V223H145V222H146L147 220L150 221V218H149V214H148ZM173 213H174V212H173ZM181 213H182V211L180 212V215H182ZM213 213H214V212H213ZM238 213H239V212H238ZM241 213H240V215H238V217L241 216ZM244 213H245V212H244ZM244 213H243V214H244ZM255 213H254V214H255ZM4 214H6V215H4ZM16 214H17V213H16ZM34 214H35V212H34ZM45 214L47 215L46 212H45ZM54 214H55V215H56V214L59 215V214H58V211H57V213H56V212L53 213L52 216H54ZM71 214H72V213H71ZM74 214H75V213H74ZM105 214H104V215H105ZM118 214H119V213H118ZM121 214H122V213H121ZM131 214H132V216H130ZM151 214H152V213H151ZM163 214H164V213H163ZM168 214H169V215H168V218H169V220H170V219H171V218H170V215H172V214H170V213H168ZM176 214H177V213H176ZM184 214H185V213H184ZM194 214H195V216L199 217L198 215H196V213H193V215H194ZM208 214H209V212H208ZM251 214H250V216H252ZM259 214H258V215H259ZM11 215L13 216V214H11ZM43 215H44V214H43ZM43 215H42V217H43ZM50 215H51V214H50ZM50 215H47V216L50 217ZM57 215H56V216H57ZM64 215H65V214L61 215V218H62V216H64ZM68 215H69V214H68ZM72 215H73V214H72ZM72 215H71V219L73 218ZM76 215H74V216H76ZM92 215H93V214H92ZM112 215H113V214H112ZM112 215H111V216H112ZM114 215H115V214H114ZM155 215H156V214H155ZM161 215H162V214H161ZM166 215H167V214H166ZM166 215L164 214L163 218L165 217V218L167 219ZM173 215L175 216V214H173ZM180 215H178V216H180ZM188 215H190V214L188 213L187 216H188ZM213 215H214V214L211 213V216H212V217H214ZM235 215L237 216V214H235ZM258 215H256L257 218H258V221L261 220V219H263V218H260V216H258ZM3 216L6 217V218H4V222L6 223V222H7V219H8V218H7V217H8V215H7V211H6V213H3ZM9 216H10V215H9ZM12 216H10V217H12ZM17 216H18V215H17ZM47 216H46V217H47ZM52 216H51V217H52ZM56 216H54V217H56ZM66 216H67V215H66ZM69 216H70V215H69ZM69 216H67V217H69ZM81 216H82V215L80 214V217H81ZM101 216H102V215H101ZM108 216H110V215H108ZM111 216H110V217H111ZM121 216H123V215H121ZM152 216H153V215H151L150 217H152ZM182 216H183V215H182ZM205 216H206V219H209V218H207L208 215H205ZM218 216H217V217H218ZM230 216H228V217H229V218H228L227 215H225V217H224L223 219H222V218H220V219H221V221H224V220H225L224 223H227L226 219L228 218V219L231 221V225H232V220H231V218H232V219H235L236 216L233 218L234 213L232 214L231 218H230ZM10 217H9V219H10ZM22 217H23V216H22ZM42 217H40V215H39V217L37 218V219H38V223H37V221H35L36 218L33 217V218L35 219L33 222L37 223V225H39L40 227L42 226L43 228H45V230H47V229H48V230L44 232V229L38 227L35 223L32 225V226H33V229H38V228H39V229H38V230H39L38 232H42V231H43V233H41V235H45V236H44V237L42 236V238H44L43 240H42V238H41L40 235H39L40 237H39V236L37 237V238H41L42 242H41V241H37L38 239H37V240H34V239H32V237H30L32 240H34V242H36V244H34L35 246L32 244L33 247H32V246H29V244H30L29 241H31V239H30L27 243L23 242V243H25V245H27V246H26L27 248H28V246H29L30 248H34V250L36 249L35 251L32 249V251H30V252H31V253H30L28 250H31V249L28 248L27 251H28L29 253L27 252V253H28L27 255H31V256H33V255H32V252H33V254H35L36 257H38V255H39L38 253L42 252V253H40V254H41L40 257H41L42 254H44L43 251H45V252L48 253V250H46V247H45L46 245H45V244H47V246H49V244L53 243L51 246H49V248H52L53 245H54V246H55V245H56V246L61 245V246H58V251H60V250L64 249V247H63V245H62L63 243L65 244V246L67 245L66 248H68L70 244L72 245V243H75L74 240H73V242H70V244H69V239H70L69 236H68V238L66 237V238H67L66 240H64V239H65V235H64L65 233H64V234H63L64 237H61V236H60L61 238L59 237V239H62V238H63V239H62V240H63V241H62V244H60V242H57L58 244H56V242H54V241H55V240H54V237H53V239H52V236H51L50 232H48V231H51L52 227H51V228H47V226L44 227L41 223L44 222V224L46 225V222H47V221H45ZM59 217H60V215H59ZM139 217H138V218H139ZM153 217H154V216H153ZM171 217H172V216H171ZM175 217H176V216H175ZM189 217H190V216H189ZM197 217H196V218H197ZM201 217H202V216H201ZM208 217H209V216H208ZM212 217H211V218H212ZM226 217H227V218H226ZM246 217H248V219L251 218V217H249V216H246ZM246 217H244L245 219H243V221L248 220V219H246ZM254 217H255V216H254ZM263 217H264V215H263ZM39 218H40V220H39ZM52 218H53V217H52ZM56 218H57V217H56ZM56 218H54L53 221H55ZM81 218H82V217H81ZM81 218H80V219H81ZM100 218H101V217H100ZM100 218H99V219H100ZM112 218H113V217H112ZM128 218H129V219H128ZM136 218H137V217H136ZM148 218H149V219H148ZM161 218H162V217H161ZM161 218L158 220V223H159L160 220H163V218H162V219H161ZM180 218H182V217H180ZM225 218H226V219H225ZM240 218H241V217H240ZM41 219H42V220H41ZM46 219L48 220V218H46ZM63 219H64V218H63ZM66 219H67V218H66ZM102 219H103V218H102ZM102 219H100V220L97 219V220H98V222L100 221V223H101V220H102ZM157 219H158V218H157ZM174 219H175V220H173V217H172V221H171L172 223L174 222V224H172L171 222H169V223L175 226V223L177 224V221H179V220H178L179 217H176V218H174ZM197 219H198V218H197ZM206 219H205V221H206ZM213 219H214V218H213ZM218 219H219V217L217 218V221H219ZM5 220H6V221H5ZM13 220H14V222H15V218H14ZM43 220H44V221H43ZM75 220H76V219H73V222H74ZM104 220H105V219H104ZM104 220H102V221H104ZM106 220H107V219H106ZM108 220H109V219H108ZM110 220H111V218H110ZM112 220H114V218H113ZM136 220H137V219H135V222H136ZM151 220H152V222L155 221V220H153V218H152ZM167 220H168V219H167ZM169 220H168V221H169ZM186 220H187V219H186ZM194 220L196 221V219L193 218V221H194ZM210 220H211L210 222H209L208 220H207L206 222H208L209 224L212 223L213 220H212V219H210ZM252 220H255V219L252 218L251 221H252ZM256 220H257V219H256ZM256 220H255V221H252V222H255V223H251V221H250L251 224L248 223V225H250V226L252 225L253 227H254L255 225L258 226L257 224H260L259 222H261V221H259V222L257 223ZM2 221H3V220L0 221V224H1ZM39 221H40V222H39ZM56 221H57V220H56ZM66 221H67V220H66ZM66 221H65V222H66ZM131 221H134V219L131 220ZM163 221H164V223H165L166 220H163ZM168 221H166V222H168ZM183 221H184V220H182V222H181L182 224H183ZM188 221H190V220L188 219ZM188 221L184 222L183 225L186 224L185 227H187V226L189 225V226H193V228H194L195 225L187 223ZM195 221H194V222H195ZM200 221H202V219H201ZM205 221L203 220V223L200 222L199 224H197V226H196L197 229L199 228V226L204 225V224L206 223ZM217 221H216V217H215V225H216V222H217ZM221 221H220V222H221ZM230 221H229V222H230ZM12 222H13V221H12ZM12 222H11L10 227H11L13 224L16 225L15 223H19V224H17L16 226H14V225L12 226V227L15 228L14 231H13V229H12V227H11V229H10V231H9L10 234H11V236L9 235L10 238H13V237L16 235V233L20 232V233H18V235H17V236H19V234H21V233H22V230H23V228L20 229V228H21V227H20V226H21V225H20V222H15V223H12ZM48 222H49V223L52 222L51 218H50V221H48ZM105 222H106V221H105ZM121 222H122V221H121ZM135 222H134V223H135ZM155 222H156V221H155ZM155 222H154V223H155ZM229 222L227 223V225H225L224 223H222V225L224 224V226H225L224 231H225V229H226V226L229 227V228L227 229V231L230 230V228L232 227V226H229V225H228V224H230ZM2 223H3V222H2ZM49 223H47V225H49V227H50L51 224H49ZM54 223H56V222H52L53 225H55ZM57 223H58V222H57ZM74 223H75V222H74ZM78 223H80L79 220H78ZM103 223H104V222H103ZM129 223L131 224V222H129ZM156 223H157V222H156ZM156 223H155V226L152 225V226H151V229H149V230H150V231H152V229H153L154 231L156 230V234H154V235L156 236L157 239L160 238V242H159V240H158L159 243L157 244L156 239L154 238V240H155V241H153V242H154V246L151 245L153 248H152V247L149 248L148 246H150V245H148V246L146 245L148 240L143 236L144 239H142L143 241L141 240V242H140V240L138 239L140 234L138 235V233H137L138 231L135 232V233H136L135 236H138V237L136 238V241L138 240V243H139V242H140V244H141V243H142V244L144 243V244L147 246V247H146V246L143 245V247H142L141 245H139V246L141 247V249H144V250H140V252L138 251L139 253H137V255H135V256H139V258H141V256L143 255V252H144V255H145V254H147V252H150V251L153 252V253L150 252V253H152V256H156V255H153V254H157V252H159V250H158L159 248H158V247L164 246L163 244H165V243H164L165 240H166V242H167V240H168L169 243H168V242H167V243H168L169 245H170V243H173V242H174L173 244L176 245L175 242H177V241H173V242L169 241V237H168V236H171L170 234H169V235H167V234L164 235V233H163V235H164L165 238H166V239L164 240V242L161 241V240H163L162 237H157L158 235H159V236H163V235L161 234L162 232H160V229L163 230V227H162V226H164L165 229H166V226H168L169 224H166V223H165L166 225H163L162 222H161V223H160V224H162V225H161V228H157V227H156V226H157ZM181 223H180V225H181ZM192 223H193V222H192ZM208 223H207L205 226L209 225ZM241 223H242V222H241ZM71 224H72V221H71ZM76 224H77V223H76ZM76 224L73 225L74 228H71V225H69V228H71V229H73V230L79 232V230H76V229H81V227L78 228V226H79L80 224H79V225L77 224L78 226L75 227ZM119 224H121V223H119ZM125 224H126V223H125ZM151 224H153V223H150L149 225H151ZM187 224H188V225H187ZM219 224H220V223H219ZM233 224H234V226H235V225L237 224V222H234ZM18 225H20V226H18ZM53 225H52V226H53ZM57 225H58V224H57ZM137 225H138V224H137ZM139 225H140V223H139ZM139 225H138V226H139ZM158 225H159V224H158ZM183 225H182V226H183ZM212 225H214V223H212ZM215 225H214V226H215ZM217 225H218V224H217ZM222 225H221V226H222ZM262 225H263V226H262ZM262 225H261L262 228H263L262 231L264 232V221H263ZM34 226H36V228H34ZM55 226H56V225H55ZM58 226H59V225H58ZM58 226H57V229H59ZM66 226L68 227V224H67ZM73 226H72V227H73ZM101 226H102V225H101ZM127 226L129 227L130 225H127ZM131 226H132V225H131ZM174 226H172V227H174ZM189 226H188V227H189ZM221 226H219V227L222 228ZM240 226H242V225H240ZM240 226H239V227H240ZM243 226H244V225H243ZM252 226H251V227H252ZM256 226H255V227H256ZM261 226H260V227H261ZM0 227H2V226H0ZM4 227H5V225H4ZM16 227H17V228H16ZM18 227H19V229H18ZM23 227H24V225H23ZM26 227H27V226H25V230H26ZM53 227H54V226H53ZM99 227H100V226H99ZM105 227H107V226H105ZM119 227H120V228H119V230H120V229H121V226H119ZM123 227H124V226H123ZM132 227H134V226H132ZM132 227H131V228H132ZM146 227H147V226H146ZM146 227H145V228H146ZM155 227H156V228H155ZM169 227H170V226H169ZM211 227H213V226H211ZM219 227H216L215 229L218 228L217 230H219V229H220ZM246 227H248V226H246ZM246 227H245V228H246ZM255 227H254V228H250V229L247 228V230H250V234H249V235H247V234L245 235V234H244V232L246 233V230H244V231H243V230H242V231L239 230L240 233H241L242 235L244 234V236H246V237H244V238H248V239H244V241H245L244 243L247 242V244H248L249 241L252 240L251 238L255 236V235L253 236V235H252L253 233H251L252 231L255 230ZM54 228H55V227H54ZM101 228H102V227H101ZM136 228H137V226H136ZM181 228L183 229V227H181ZM181 228H180V229H181ZM189 228L191 229V227H189ZM204 228H205V229H207V228L209 229L210 226H207V227H204ZM236 228H237V227H236ZM0 229H1V228H0ZM16 229H17L18 232L16 231ZM27 229H28V228H27ZM95 229H96V228H95ZM106 229H108V228H106ZM116 229H117V228H116ZM123 229H125V228H123ZM123 229H122V230H123ZM128 229H130V227H129ZM128 229H126L127 232H129ZM157 229L159 230V234L157 233V232H158ZM187 229H188V228H187ZM194 229H196V228H194ZM201 229H202V228H201ZM233 229H235V227L232 228L229 232H231ZM258 229H261V228H258ZM258 229H257V230H258ZM25 230H23V233L21 234V236L24 235ZM31 230H32V229L30 228V230H29L28 232H30ZM40 230H41V231H40ZM103 230H104V229H103ZM122 230H121V231H122ZM136 230H137V229H136ZM170 230H171V229H170ZM173 230L175 231V228H174ZM213 230H214V229L211 228L210 231H213ZM2 231H3V228H2V230H1L0 232L2 233ZM11 231H13V232H11ZM15 231H16V232H15ZM26 231H27V230H26ZM56 231H57V230H56ZM92 231H93V230H92ZM96 231H97V229H96ZM99 231H100V230H99ZM101 231H102V230H101ZM101 231H100V234L103 233V232H101ZM106 231H107V230H106ZM114 231H115V230H114ZM154 231L151 232L152 235H153ZM176 231H177V230H176ZM185 231H186V230H185ZM189 231H190V230H189ZM202 231H203V230H202ZM208 231H209V230H208ZM222 231H223V230H222ZM222 231H221V233H222ZM239 231H238V229H237V232L235 231V232L232 234V238H234L235 236L238 237L239 235H237V234L239 233ZM38 232L36 233L37 235L39 234ZM53 232H55L54 229H52V232H51L52 235H53ZM81 232H82V229H81ZM81 232H79V233H81ZM108 232H109V231H108ZM108 232H106V233H108ZM117 232H118V231H117ZM117 232H116V235H119L118 237H120L121 235L124 234L123 232H122V234H121V232H118V234H117ZM127 232H126L124 235H127ZM130 232H131V231H130ZM130 232H129V233H130ZM148 232H149V231H148ZM148 232H147V233H148ZM195 232H196V231H195ZM199 232H201V231H199ZM214 232H215V231H214ZM216 232L220 233L219 231H216ZM216 232H215V233H216ZM247 232H248V231H247ZM256 232H258V231H256ZM256 232H254V233L256 234ZM12 233H15V234H12ZM25 233H27V232H25ZM48 233H49V237H48ZM57 233H58V232H57ZM57 233H56L55 235H57ZM62 233H63V232H62ZM67 233H68V232H67ZM72 233H73V232H72ZM74 233H75V232H74ZM74 233H73L72 237L75 236V237H74V239H75V238H77L78 234H77V233L74 234ZM96 233H98V231L95 232V234H96ZM112 233L114 234L115 232L112 231ZM129 233H128V234H129ZM132 233H134V232H131V235H132ZM149 233H150V232H149ZM218 233H216L215 235L217 236ZM224 233H225V234H224ZM224 233H223V235H226V234L229 235L228 232H224ZM236 233H237V234H236ZM33 234H34V233H33ZM70 234H71V233H69L68 235H70ZM92 234H93V232H92ZM92 234H91V235H92ZM171 234H172V233H171ZM194 234H195V233H193V235H194ZM197 234H198V233H197ZM262 234H263V233H262ZM262 234H261V230H260V233L258 234V236H261V237H258V236H257V238L254 237L255 239H257V240H256L257 242L253 240L254 242L257 243V244L254 243L255 245L258 246V244L262 243V240H260V238L264 239V238H263L264 236L262 237ZM12 235H13V236H12ZM25 235H27V234H25ZM25 235H24V236H25ZM28 235H32V233L30 232V233H28ZM28 235L25 236V237H28ZM55 235H53V236H55ZM63 235H62V236H63ZM80 235H81V234H79L78 237H80ZM107 235H108V234H107ZM110 235H111V236H110L111 238H108V237H109V236H108L107 239H109V241L111 242V241H112V240H111V239H112V234H110ZM114 235H115V234H114ZM141 235H142V234H141ZM148 235H149V234H148ZM148 235H146V236H148ZM150 235H151V234H150ZM154 235H153V236H154ZM176 235H177V234H175V235L172 237V240H175V239H173V238H174ZM185 235H186V234H185ZM195 235H196V234H195ZM198 235H199V234H198ZM233 235H235V236L233 237ZM242 235H240L241 239H242ZM250 235L252 236V237H250L251 240H249V236H250ZM32 236L35 237L36 235H32ZM50 236H51V237H50ZM98 236H99V235H98ZM104 236H105V234H104ZM132 236H134V235H132ZM132 236H131L130 238L127 236V237H128L127 240H129V239H130V240H131V239H134V237H132ZM155 236H154V237H155ZM164 236H163V238H164ZM211 236H213V233H211L210 237H211ZM19 237H20V236H19ZM55 237H56V236H55ZM96 237H97V236H96ZM114 237H115V236H114ZM118 237H115V238H118ZM140 237H142V236H140ZM143 237H142V238H143ZM149 237H150V236H149ZM151 237H152V236H151ZM167 237H168V239H167ZM213 237H214V236H213ZM213 237H212V238H213ZM20 238H21V237H20ZM47 238H49V239L47 240ZM104 238H106V237H104ZM147 238H148V237H147ZM185 238H186V237H184V239H185ZM212 238H211V239H212ZM215 238H217V237H215ZM215 238H214V240H215ZM222 238H223V237H222ZM16 239H18V238H16ZM21 239H22V238H21ZM23 239H25V240L27 239V240H28V238H23ZM23 239H22V240H23ZM45 239L49 242V244L46 242ZM72 239H73V238H72ZM80 239H81V237H80ZM80 239H79V241H80ZM118 239H119V238H118ZM124 239H125L124 237L122 238V240H120V239H119V240H117V239L115 240V239L113 238V241L115 240V241H116V244H117V243H122V245L124 246V243H123V242L125 241ZM145 239H146L147 241H145ZM149 239H151V238H149ZM182 239H183V238H182ZM187 239H188V238H187ZM235 239H237V238L235 237ZM235 239H234V241H235ZM49 240H50V241H49ZM67 240H68V241H67ZM83 240H84V239H83ZM127 240H126V242H127ZM130 240H129V241H130ZM152 240H153V238H152ZM176 240H177V238H176ZM228 240H229V239H228ZM230 240H231V239H230ZM230 240H229V241H230ZM239 240H240V238H239ZM246 240H247V241H246ZM56 241H57V239H56ZM60 241H61V240H60ZM64 241H65V242H64ZM66 241H67V243H66ZM70 241H71V239H70ZM77 241H78V239H77ZM77 241H76V242H77ZM79 241L77 242L78 245H79ZM106 241H107V240H106ZM109 241L107 242V245H108ZM115 241H114V243H115ZM118 241H119V242H118ZM180 241H181V238H180ZM237 241H238V240H236V244H235V245H238V244H240V242H242V241H240V242L238 243ZM253 241H252V244H253ZM260 241H261V242H260ZM14 242H15V244H16L17 241H14ZM37 242H39V243L41 242L40 245L43 244V245H42V248H41V246H40V250H41V249L43 250V248H45L43 251H40V252H39V250H38V249H39V247H38L39 245H38ZM50 242H51V243H50ZM94 242H95V241H94ZM103 242H105V241H103ZM103 242H102V247H104L105 249H106V248H109V246H103ZM134 242H135V241H134ZM145 242H146V243H145ZM153 242H152V243H153ZM155 242H156V244H155ZM181 242H183V241H181ZM181 242L177 243V245H178V244H181ZM211 242H212V240L210 241V243H211ZM258 242H259V243H258ZM9 243H10V241H9ZM11 243H12V242H11ZM18 243H22V242H19V241H18ZM28 243H29V244H28ZM31 243H32V241H31ZM80 243H81V242H80ZM127 243H129V242H127ZM149 243H150V242H149ZM152 243H151V244H152ZM216 243H217V242H216ZM234 243H235V242H234ZM237 243H238V244H237ZM12 244H13V243H12ZM77 244H76V245H77ZM82 244H83V243H82ZM109 244H110V243H109ZM125 244H126V243H125ZM130 244H131V243H130ZM130 244H129V245H130ZM134 244H135V243H134ZM168 244H165V245L169 248ZM213 244L215 245V242H213ZM231 244H233V243H231ZM263 244H264V243H263ZM30 245H31V244H30ZM44 245H45V246H44ZM76 245H75V246H76ZM98 245H99V242H98ZM104 245H105V244H104ZM113 245H114V244H113ZM113 245H110V246H111L110 249L112 248ZM129 245H128V247H129ZM175 245H174L173 247H174V248H177V247H176L177 245H176V246H175ZM243 245H246V244H242V246H243ZM72 246H73V245H72ZM95 246H97V244H96ZM114 246H115V248H117V246H118V247H121V246L118 245V244H117V246H116V245H114ZM123 246H122V249H123ZM130 246H131V245H130ZM135 246H136V245H135ZM170 246L172 247V245H170ZM229 246H230V244H229ZM238 246H240V247H238L239 252H240V250H242L243 248H242L241 244L238 245ZM251 246H252V247H251ZM35 247H38V248H35ZM59 247H60V248L62 247V248L59 249ZM82 247H83V246H82ZM82 247L79 248L80 251L77 249L78 252H81ZM102 247H100V245H99L96 249H94L93 247H92V249H93L94 251H98V254H100V253H102V252H100V250L104 249V248H102ZM131 247H133V246H131ZM144 247H145V248H144ZM167 247H164V249H167ZM182 247H183V246H181V248H182ZM233 247H234V246H233ZM263 247H264V246H263ZM263 247L260 248V246H259V247H258L259 250L257 249V250L260 252V254H262L261 252L264 251V248H263ZM49 248H47V249H49ZM71 248H74V247H71ZM101 248H102V249H101ZM126 248H127V245H126ZM133 248L135 249V247H133ZM138 248H139V247H138ZM147 248H148L149 250H148ZM154 248H156V251H155ZM161 248H162V247H161ZM178 248H180V247H178ZM178 248H177V249H178ZM183 248H184V247H183ZM183 248H182V249H183ZM240 248H242V249H240ZM247 248H248V245H247V247H246V250H247ZM251 248H253V245H250L249 249H251ZM254 248L256 249V247H254ZM262 248H263V250L260 251ZM134 249H133V250H134ZM152 249H153L154 251H153ZM210 249H211V248H210ZM235 249H236V248H235ZM255 249H254V250H255ZM67 250H68V249H66V251H67ZM71 250H72V249H71ZM115 250H116V249H114V251H115ZM118 250H120V248H119V249L117 248L116 251L118 252ZM126 250L129 251V252L131 251L130 254L133 253V255H134V252H133V250H131L130 247H129V249H126ZM126 250L124 249V251H126ZM146 250H147V252H146ZM161 250H162V249H161ZM161 250H160V251H161ZM172 250H174V249H172ZM172 250H171V251H172ZM180 250H181V249H180ZM243 250H245V248H244ZM252 250H253V249H251L250 253L254 251V250H253V251H252ZM36 251H37V252H36ZM63 251H65V250H63ZM63 251H62V254L65 255ZM69 251H70V249H69ZM73 251H74V250H73ZM83 251H84V250H83ZM106 251H108V250H106ZM106 251L103 250V254H104V253L106 254ZM120 251H121V250H120ZM124 251H121V252H119V253H122V252H124ZM141 251H143V252H141ZM164 251H165V250H164ZM164 251L162 250L161 252L164 253ZM211 251H212V250H211ZM211 251L209 252L210 254H211ZM248 251H249V250H248ZM248 251H245V252H248ZM112 252H113V250H112ZM154 252H156V253H154ZM174 252H175V251H174ZM178 252H179V251H178ZM178 252H175V255H178V254H177ZM206 252H207V251H206ZM241 252H243V251H241ZM6 253H7V252H6ZM6 253H4V254L6 255ZM47 253H46L45 255H47ZM50 253H51V252H50ZM65 253H66V252H65ZM72 253H73V252H72ZM90 253H92V251H91ZM90 253H89V254H90ZM96 253H97V252H96ZM96 253H94V254L96 255ZM109 253H110V256H111V251L108 252L107 254H109ZM114 253H115V252H113V254H114ZM119 253L117 254V256H116V254H114L115 257L113 256L112 259H115L116 257L119 258V257H120V256H118ZM125 253H126V252H125ZM141 253H142V254H141ZM162 253L160 254V256L163 255ZM183 253H184V252H183ZM204 253H205V252H204ZM209 253H208V254H209ZM237 253H238V251H237ZM255 253H256L255 255L258 256V255H257L258 252H255ZM4 254L1 255V256H2L1 259H2V258L5 259V257H7V256H4ZM59 254H61V253H59ZM59 254H58V255H59ZM85 254H86V253H83V255H85ZM94 254H93V255H94ZM98 254H97V257H98ZM107 254L105 255V257L107 256ZM135 254H136V250H135ZM139 254H141V255H139ZM167 254H168V252H167ZM240 254H241V253H240ZM247 254H249V253H247ZM253 254H254V253H253ZM258 254H259V253H258ZM54 255H55V254H53V257H54ZM121 255H122V254H121ZM124 255H126V254H124ZM124 255H123V256H124ZM144 255H143V256H144ZM149 255H150V254H149ZM149 255H148V256L145 255L146 258L148 257V259H152ZM157 255H158V254H157ZM165 255H166V254H165ZM181 255H182V254H181ZM183 255H184V254H183ZM185 255H186V254H185ZM185 255H184V256H185ZM187 255H188V254H187ZM202 255H204V254L202 253ZM249 255H250V254H249ZM43 256H44V255H43ZM48 256H49V255H48ZM55 256H56V255H55ZM59 256H60V255H59ZM59 256H58V257H59ZM61 256H62V255H61ZM89 256H90V255H89ZM99 256H102V254H100ZM130 256H131V255H130ZM130 256H129V257H130ZM160 256H159V257H160ZM204 256H207V257H205L204 259L207 258L208 260H211V258L209 259V257H208L207 254H205ZM246 256H247V255H246ZM40 257H38V258H39V259L42 258V260L45 259V258H43V257H41V258H40ZM50 257H51V256H50ZM58 257H57V258H58ZM62 257H63V256H62ZM83 257H84V256H83ZM105 257L103 256L102 258L105 259ZM107 257H108V256H107ZM159 257H158V258H159ZM162 257H163V256H162ZM162 257H161V258H162ZM164 257H166V256H164ZM172 257H173L174 260H176V258H177V257H174V255H172ZM201 257H202V256H201ZM211 257H213L212 254H211ZM241 257H243V256H241ZM248 257H249V256H248ZM7 258H8V257H7ZM29 258H32V257H29ZM48 258H49V257H48ZM51 258H52V257H51ZM59 258H60V257H59ZM59 258H58V260H61V259H63V258L66 259L65 257L60 258V259H59ZM85 258H86V256L84 257V259H85ZM91 258H92V260H91ZM91 258L88 257V260L90 259L91 262L95 260L94 257H93L92 255H91ZM102 258H101V259H102ZM110 258H111V257H110ZM110 258H108V259L110 260ZM117 258H116V259H117ZM156 258H157V257H156ZM158 258H157V259H158ZM168 258H170V257H167L166 259H168ZM185 258H186V257H185ZM187 258H188V257H187ZM36 259H37V258H36ZM46 259H47V257H46ZM64 259L61 260V261H59L60 264H66V263H68V261H64ZM101 259H100V260H101ZM106 259H107V258H106ZM108 259H107V260H108ZM130 259H132V258H130ZM134 259H135V258H134ZM137 259H138V258H137ZM144 259H145V257H144ZM159 259H160V258H159ZM179 259H180V258H179ZM179 259H177V260H179ZM182 259H183V257L179 260L180 262L178 261L179 264H181V263H182V264H183V263L185 264V262L182 261ZM196 259H197V258H196ZM199 259H200V258H199ZM32 260H33V259H32ZM37 260H38V259H37ZM56 260H57V259H56ZM56 260H55V261H56ZM66 260H67V259H66ZM68 260H69V259H68ZM70 260H71V259H70ZM86 260H87V259H85V261H86ZM88 260H87V261H88ZM97 260H98V259H97ZM97 260H96L95 262H92V263H90V262L88 261V263H86V264H89V263H90V264H93V263L95 264L96 262H98L97 264H101V262H102V263L105 262L106 264H112V261H113V260H112L110 263H107V262H109V261H107V260H105V261H104L103 259H102L101 261H97ZM138 260H139V259H138ZM160 260H161V259H160ZM160 260H157V261H158L159 263L163 262V261L160 262ZM188 260H189V258H188ZM191 260H194V259H191ZM191 260H189V261H191ZM208 260H207V261H205V260H204V261H201V259H200V260H199V261H200L199 264H201V262H202V264H204L205 262H207V264H208V263H209ZM30 261H31V259H30ZM34 261H36V260L34 259ZM48 261H49V260H48ZM48 261H47V262H48ZM55 261L53 260V262H55ZM87 261H86V262H87ZM106 261H107V262H106ZM141 261L143 262V260H141ZM150 261H154V260H153V259H152V260H148L149 264H151ZM164 261H165V264H169V263H166V262H167L166 260H164ZM169 261H170V260H169ZM169 261H168V262H169ZM181 261H182V262H181ZM186 261H187V259H186ZM189 261H188V262H189ZM40 262H41V261H40ZM99 262H100V263H99ZM124 262H125V261H124ZM129 262H130V260H129ZM131 262H132V261H131ZM138 262H140V261H138ZM142 262H140V264H142ZM144 262H146V261H144ZM155 262H156V261H155ZM155 262H153V263H155ZM171 262H173V260H171ZM175 262L178 263L177 261H175ZM191 262H193V261H191ZM191 262H189V263H190V264H193V263H191ZM195 262H196V261H195ZM43 263H44V262H41V264H43ZM48 263H50V262H48ZM71 263H72V262H71ZM113 263H115V261H113ZM118 263H119V262H118ZM134 263H135V262H134ZM134 263H133V264H134ZM146 263H147V262H146ZM146 263H145V264H146ZM153 263H152V264H153ZM176 263L173 262V264H176ZM189 263H188V264H189ZM196 263H197V262H196ZM196 263H195V264H196ZM36 264H40V263H37V262H36ZM115 264H117V263H115ZM143 264H144V263H143ZM157 264H158V263H157ZM186 264H187V263H186ZM210 264H211V263H210Z\"/></svg>",
    "mask_w": 264,
    "mask_h": 264
}]
</instances>
